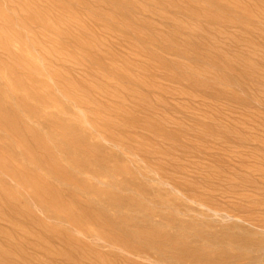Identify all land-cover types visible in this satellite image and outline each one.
Masks as SVG:
<instances>
[{
	"label": "rangeland",
	"instance_id": "rangeland-1",
	"mask_svg": "<svg viewBox=\"0 0 264 264\" xmlns=\"http://www.w3.org/2000/svg\"><path fill=\"white\" fill-rule=\"evenodd\" d=\"M4 2H5V6H6V8H8V9H16V10H19V9H17V8H20V7H22V5H24L27 1L30 3V4H33V6H35V7H37V8H39V9H41V13H42V15L41 16H44V18L46 17L47 18V20L48 21H45L46 23H38L40 26H38V27H36V25H35V27L34 26H30V28L28 27V28H22L24 31L26 30L27 32H24L22 29H20V28H17L18 26H14V27H5V26H2V20H1V18L2 17H0V89H1V87H2V90L4 91V92H1L0 93V100H1V103H0V109L2 110V111H0V122L2 121V123H0V135H1V137L0 138H3L2 137V135L4 136V138H5V136H6V139H2L3 141H5L6 143L4 144L3 143V141H1V139H0V162H2L1 163V165H0V182L2 183H0V191L2 192H0V194H3V193H7L6 195L5 194H3L4 196H6V197H3V195H0V199H2L1 201L3 202H0V229H1V231L2 232H0V239H2V238H7V239H9V240H4V239H2V240H0L1 242H0V259L2 260V262H1V260H0V264H73V262H74V264H109L108 262H110L111 264H156V256H155V254L154 255H152V252H151V255L149 254V252H150V250H147L146 249V247H140V246H143V244H141V245H137L136 247L134 246V249H132V248H129V246H128V248L127 249H129L130 250V252L131 251H135V253L136 252H138V249L140 248V250H139V253H136V255L135 254H132L133 256H134V258H132L131 257V255H130V252H128L127 253V250H126V247L127 246H124V245H122V244H120V243H118L119 245H117V244H115V246H118L117 248V250H116V248L113 246V247H111L112 246V244L111 243H113L112 241H111V239H115V236H113L114 234H115V232H116V238H117V235L119 236V238H117V241H121V240H123L122 238H126L125 239V241H128L129 242V239L130 238H128L126 235H124V234H121V230H120V233L119 232H117V230L119 229V228H116V230L115 229H113V228H111V227H109L108 228V230H107V228H102V226L100 227V226H98L99 225V222H100V220H96V221H93L94 219H96L95 217H96V215L95 214H97V213H101V210L103 209L104 211H106V210H109V209H111V208H108L107 209V207L105 208V206L104 205H98L97 207L96 206H93L94 208H93V212H97V213H93L91 210H92V206L90 207L91 208V210H90V208L88 209V204L86 205V203H85V206L87 207V208H84V200L85 199H83L82 197H81V195L82 194H86L87 196H88V194H89V196H91L90 198H93L92 200H94V201H102L101 199H103L104 197V195L103 194H101L102 193V191L103 192H105V193H107V191H111L112 193H114V194H118V195H122V196H134V197H137V198H142V200L144 199V197L142 196V195H144L145 196V203H147V208L148 209H152V212L153 211H155L156 213L155 214H157L158 213V217H160V215L162 214V217H166L165 215H167L168 217H171L172 218V216H173V218H176V219H179V220H181V219H183V220H185V221H187V220H190V218L192 219V218H194V216L193 215H195L196 214V212L194 213V211L193 210H197V208H198V206L196 205V204H190V203H188V202H185L183 199H182V197H189V198H191V199H195L197 202H200V203H203V204H205V205H213L212 203H211V201H212V197L215 199V200H217L219 203H222L221 205H222V207L223 208H227V209H231L230 211H231V213H233V212H236V213H233V214H235V216H237V217H239V216H241V217H239V218H241V220L242 221H244V222H246L245 220H250V219H252V220H250L251 222H254L253 221V219H257V218H262V219H264V217H261V216H264V215H262V214H264V212H262V211H264V185H262V184H260L261 182H264V179H262V178H264V177H260V174L259 175H255V177H257V176H259V177H257V178H259V179H256V178H254V174L253 173H255L254 172V170H257V169H259V170H261L262 169V167H264V146H261V143H262V145H264V141H260V142H258L259 140H262V139H264V137H261V136H264V134H259V133H264V127H262L261 125V127L259 126V125H257V124H260V122H262V123H264V120H262V119H264V117H262V116H264V102H261L262 100H264V97H262L261 95H264V92H262V91H264V90H261L262 88L261 87H264V86H262V85H264V83H262V82H264V80H262V78H264V76H262V75H264V74H262V72H264V71H261V70H264V69H262V68H264V65H262V64H264V62H262L261 60H260V57H259V55L261 56V55H264V50H261L260 51V49H264V47H262V46H264V44H262V42L261 41H264V39H262V40H260L261 38H264V33H260V31L262 30V32H264V28H262V27H264V26H262V25H264V23H262V22H264V21H261L260 19L261 18H264V15H261L260 16V14H264V11H262V10H264V9H262V8H264V4H262V3H260L261 1H259V0H251V1H253L252 3H251V1L250 0H245V1H249L248 3H246L245 1H243V0H237V2H235L236 0H234V2H232L233 0H218V1H216V0H213V1H215V2H211V0H204V2L202 1V0H184V2H183V5H186V6H183L184 8L182 9V1H181V5H178L177 6V4H180V2H179V0H178V2L179 3H177V0H173L174 1V3L176 2L177 4L175 5V6H177V7H180L179 9L181 10L180 12H179V10H175V8H174V10H172L173 8L171 7H169V9H168V7L167 6H165V4H166V2H170L169 0H167L166 2H165V0L163 1H160V3H162V5L161 6H163V7H165L166 9H164L163 7H159L158 9L161 11L162 10V12L165 14V15H167L168 14V12H167V10L169 11V17H171V15L173 14L172 12L174 11V14H175V16L176 15H178V18L176 17V20H174L175 19V16H174V18L173 17H171L170 18V20H171V22H170V20L168 19L169 17H168V15L166 16V20H165V18H164V21H166V22H163L162 21V19H161V22H160V20L158 19V17H157V15H153L152 16V14H147V12H145V13H142L139 9H135V10H128V12H127V10L126 9H124V8H120V9H123V11L122 10H120V12H118L119 10H118V6H116V5H114L113 4V2H112V0H14V1H16V2H14V1H12L13 3L11 4L10 3V0H7V1H9V2H7L6 0H3ZM45 1V2H44ZM49 1H50V3H49ZM57 1V2H56ZM80 3H79V2ZM91 1V2H90ZM135 1H137V2H139V3H137L138 4V6L139 5H141V6H149V7H147V8H149L150 9V7H152L151 9H150V12L151 11H153L154 9H156L157 10V7H158V5H160V3H158V4H155V7H154V3H156V2H153L152 3V1H150L149 3L148 2H144L143 0H135ZM154 1H156V0H154ZM159 1V0H158ZM172 1V0H171ZM173 1L171 2L172 4H174L173 3ZM209 1V2H208ZM219 1H220V3H219ZM229 1V3H227ZM240 1V2H239ZM60 2V3H59ZM165 2V3H164ZM193 2V3H192ZM196 2V3H195ZM201 4H200V3ZM216 2H217V5H218V3H219V6L221 5V2L225 5V6H222V10H223V12H222V10H220V8H219V10L220 11H218V7L219 6H217V5H215L216 4ZM239 2V3H238ZM242 2V3H241ZM245 2V3H244ZM256 2H259V3H256ZM262 2H264V1H262ZM49 3V4H48ZM57 3V4H56ZM107 3V4H106ZM164 3V4H163ZM170 3V4H171ZM188 3V4H187ZM211 3H215L214 4V6H212V4ZM255 5V7L256 8H254V7H252V5ZM52 4V5H51ZM104 4H106V5H104ZM152 4H153V6H152ZM169 3H167L166 5H168ZM209 4V5H208ZM231 4H235L234 6L233 5H231ZM239 4V5H238ZM241 4H243V5H245V6H243V8L245 7V9L246 8H248V6H249V9L250 8H253V9H250V10H248V9H246V10H248V12L250 13V12H252L251 10H253V11H255L256 9H258L257 11H255L254 12V14L252 13V15L250 14V17H248V18H246V17H242L243 16V13H242V11L240 10L239 11V7L240 8H242L241 6ZM257 4H260V5H257ZM10 5V6H9ZM50 5V6H49ZM157 5V6H156ZM188 5H190V6H188ZM201 5H203V6H206L205 7V9H204V7L203 6H201ZM251 5V6H250ZM0 6L2 7V6H4V3L2 2V0H0ZM45 6V7H44ZM49 6V7H48ZM93 6V7H92ZM102 6V7H101ZM114 6V7H113ZM198 6H201V7H198ZM237 7L236 9H234V7ZM262 6V7H261ZM154 7V8H153ZM212 7V8H211ZM223 7H225V10H226V12H230L231 10V14L229 13V14H227L226 12H225V10L223 9ZM116 10H115V9ZM162 8V9H161ZM200 8V9H199ZM204 9V11H203V9ZM208 8H209V10L210 9H213V11H209L208 10ZM8 9L5 11V9H3L2 11L4 12V14L3 15H1V16H6V14L8 15L9 14V12H8ZM47 9V10H46ZM75 9V10H74ZM262 9V10H261ZM103 10V11H102ZM105 10V11H104ZM115 10V11H114ZM164 10V11H163ZM166 10V11H165ZM199 10V11H198ZM201 10H202V12L203 13H201ZM216 10V11H215ZM237 12H235V11ZM125 11V12H124ZM132 11H133V15L131 14L132 13ZM172 11V12H171ZM207 11H209L208 13H204V12H207ZM216 13H215V12ZM8 12V13H7ZM68 13V15H67V13ZM135 12V13H134ZM139 12H141V13H139ZM211 12V13H210ZM217 12H219V14L221 15V14H224V16L223 15H221L222 17H219L218 15V13ZM225 12V13H224ZM260 12V13H259ZM56 13V14H55ZM83 13V14H82ZM138 13V14H137ZM167 13V14H166ZM172 13V14H171ZM200 13H201V15H203V14H206V15H203L202 16V18H201V15H200ZM240 13H242V14H240ZM257 15H259V16H257ZM259 13V14H258ZM52 15V17H51V15ZM112 14L114 15V16H112ZM128 14V15H127ZM134 14H135V16H134ZM190 14V15H189ZM195 16H194V15ZM207 14H208V16H209V18H207ZM211 14H212V17L213 16H216V17H213V18H216L215 20H213V19H211L212 17H210L211 16ZM237 14H240V15H236ZM58 15V16H57ZM67 15V16H66ZM92 15H94V17L92 16ZM127 15V16H126ZM149 16V18H150V23H151V25H153V26H142V28H140L141 27V25H140V23L138 24V22L140 21V19L139 20H137L139 17L141 18V16H142V18H141V20L143 19V17L144 18H146L147 16ZM151 15V16H150ZM193 15V16H192ZM255 15V16H254ZM23 16H25L26 17V15H25V13H23V14H21L20 16H18V20H17V22H20V21H22L21 19H22V17ZM137 16V17H136ZM182 16V17H181ZM228 16V17H227ZM244 16H246V15H244ZM253 16V17H252ZM64 17V18H63ZM133 17H135V18H137V19H134ZM184 17H186V18H184ZM255 17H256V20H254L255 19ZM258 17H260V18H258ZM88 18H90V19H88ZM148 17H147V19H149ZM153 18V19H152ZM160 18V17H159ZM195 18H197V19H195ZM206 20H205V19ZM222 18H224V19H222ZM230 18V19H229ZM252 20V22H254L255 24L253 25V23H250L251 22V20ZM252 18H254V19H252ZM67 19V20H66ZM121 19V20H120ZM146 19V20H147ZM156 19H158V20H156ZM190 21L191 20V22H189L188 20ZM220 20L221 21V23H223L224 24V22H222L223 20L224 21H226V22H228V20H225V19H229V22H231V21H233V20H231V19H234L235 20V23L233 22V24H230L229 23V25H226V24H224V25H226L225 27H224V25L223 24H221L219 21L217 22V20ZM244 19V20H243ZM249 19V20H248ZM51 22H50V21ZM72 20H75V21H78V24L79 25H71L70 23L72 22ZM116 20V21H115ZM143 20H145V19H143ZM154 22V20H156L155 22L158 24L157 26L159 27V24H164V23H166L165 24V26L164 27H166V25L167 26H169V28L168 29H165L164 27H162V26H160V28L162 27V28H164V29H162V31L164 30V31H167V32H162L161 33V31H158V34H159V36L160 37H163L161 40H160V37L159 36H157V34L156 35H154V32L153 31H155V32H157V30H161L160 28H158V27H156L154 24H153V22ZM169 20V21H168ZM179 20V22L180 23H183V21H184V23L183 24H185V27L182 29V28H179L176 24H175V22H177ZM185 20H187V21H185ZM195 20V21H194ZM208 20H210V22L208 21ZM262 20H264V19H262ZM114 21V22H113ZM135 21H137L136 23H137V25H135L136 23H135ZM172 21H173V25H171L172 24ZM182 21V22H181ZM195 23V25H194V23ZM248 21H250V22H248ZM258 21H260V23L258 22ZM16 22V21H15ZM113 22V23H112ZM134 24H133V23ZM197 22V23H196ZM198 22H201V23H204V25L203 24H200L199 23V25H198ZM237 22V23H236ZM170 23V24H169ZM239 23V24H238ZM262 23V24H261ZM16 24V23H15ZM53 24V25H52ZM191 24H193V26L192 27H190V25ZM206 24L208 25V26H206ZM213 25V26H211V25ZM238 24V25H237ZM244 24H247V25H244ZM257 24V25H256ZM259 24V25H258ZM110 25V26H109ZM114 25V26H113ZM171 25V26H170ZM217 25H218V27L220 28L221 27V29H219L218 30V28H217V30L221 33V35H220V33L218 32V31H216V29H214V28H216L217 27ZM233 25V26H232ZM260 25H261V27H260ZM79 26V27H78ZM82 26L84 27V28H82ZM173 26H175V28H174V30L173 31H175L176 30V28H178L176 31H177V34H175V32L173 33V31H171L172 30V28H173ZM199 26V27H198ZM206 26V27H205ZM210 26V27H209ZM214 26H216V27H214ZM229 26V27H228ZM232 26V27H231ZM244 26V27H243ZM245 26H246V28H245ZM250 26V27H249ZM255 26V27H254ZM259 28H257V27ZM107 27V28H106ZM188 27V28H187ZM194 27H196V28H194ZM200 29V30H204V27H205V30L206 31H204L203 32V30L202 31H200L198 28ZM201 27V28H200ZM212 27V28H211ZM227 27V28H226ZM102 28V29H101ZM150 28H152V29H150ZM154 28H155V30H154ZM156 28H158L157 30H156ZM167 28V27H166ZM193 28V29H192ZM226 29V31H228V32H230V33H228V34H226V35H228V36H230L229 34H231V36L233 37V34H234V36L235 37H242V36H239V35H243L244 36V39H246L245 37L247 36L246 34H251V35H248V37H247V39L246 40H248V39H251V40H249V42H250V46L252 47H250L249 46V48L247 47L246 48V46L247 45H245V44H242V45H244L243 46V48L242 47H240L239 48V46L237 45L238 43L236 42V41H233L232 43H235L236 42V44H231V43H229V45L227 44L228 42H226V44L225 45H223L224 43H221V41L223 42L224 41V39H221V38H224V35H225V33H227V32H225L224 30H222V29ZM231 28H232V30H231ZM260 28H261V30H260ZM31 29V30H30ZM35 29V30H34ZM110 29V30H109ZM129 29V30H128ZM145 29H146V31H145ZM182 29V30H181ZM191 29V30H190ZM211 29H213V32H212V30ZM228 29V30H227ZM230 29V30H229ZM235 29H237V30H235ZM255 31H254V30ZM1 30H2V32H1ZM97 30H99V31H97ZM131 30V31H130ZM249 30V31H248ZM30 33H29V32ZM45 31V32H44ZM127 31V32H126ZM132 31H134V32H132ZM142 31V32H141ZM179 31V32H178ZM215 31H216V34H215ZM222 31V32H221ZM234 31H235V33H234ZM236 31H237V33H236ZM240 31H242V32H240ZM145 32V33H144ZM148 32H149V34H148ZM168 32H170V33H168ZM173 34H175V35H173ZM197 34H196V33ZM207 32V33H206ZM210 34H209V33ZM232 32V33H231ZM245 32V33H244ZM256 32H258V33H256ZM24 33H26V34H29L28 36H25V34ZM122 33V35H117V34H121ZM133 33H135V34H133ZM161 33V34H160ZM167 35H166V34ZM180 33H182L183 34V36H184V38H183V36L180 34ZM192 33V34H191ZM203 33V34H202ZM204 33H206V34H204ZM213 33V34H212ZM218 33V34H217ZM222 33H224V34H222ZM253 33H256L259 37L257 38V35L256 34H254L255 35V37L258 39V41L260 40V42H261V45H260V42H258L257 40H256V38H253L254 37V35H253ZM260 33V34H259ZM33 36H32V35ZM111 34H112V36H111ZM125 34H128V35H125ZM153 34V38L154 39H152L151 38V35ZM163 34H164V36H163ZM179 34V35H178ZM186 36H185V35ZM202 36V38L199 36ZM207 34H209L210 35V39H212V41H210V40H207V39H209V38H207ZM165 35L167 36V37H165ZM168 35H171V36H168ZM192 35V36H191ZM203 35H205V37H203ZM214 35H218V37H220V38H217L216 36H214ZM253 35V36H252ZM95 36V37H94ZM116 36H117V38H116ZM127 36V37H126ZM139 36V37H138ZM157 36V37H156ZM182 38H181V37ZM223 36V37H222ZM250 36H251V38H250ZM27 37H29V38H27ZM134 38L132 41H131V39L130 38ZM188 37V38H187ZM191 37H193V38H191ZM200 37V38H199ZM215 37V38H214ZM32 38V39H31ZM110 38V39H109ZM140 38H142V41H139V39ZM165 38V39H164ZM173 39V40H168V39ZM176 38V39H175ZM204 38L206 39V40H204ZM216 38H217V40H216ZM253 38V39H252ZM27 39H29V40H27ZM112 39V40H111ZM143 39L146 41V40H148L149 42H145V41H143ZM189 39V40H188ZM191 39H192V41H191ZM221 39V40H220ZM100 40V41H99ZM115 40V41H114ZM141 40V39H140ZM164 40V41H163ZM178 40V41H177ZM187 41V42H189V41H191L192 43H196V44H193L192 45V43L191 42H189V44H187V42H185V41ZM197 42H196V41ZM201 40V41H200ZM203 40L204 41H206L205 43L203 42ZM216 40V41H215ZM99 41V42H98ZM117 41V42H116ZM131 41V42H130ZM150 41H151V43H150ZM170 41H174L173 43L172 42H170ZM182 41V42H181ZM212 42V44L210 43V42ZM257 41V42H256ZM16 44H15V43ZM33 42V43H32ZM53 42V43H52ZM56 42V43H55ZM125 42V43H124ZM139 42H141V43H144L145 42V44L147 43V45H145V44H141V43H139ZM166 42H168V43H166ZM186 44H185V43ZM203 42V43H202ZM207 42L209 43V44H207ZM216 42H217V47L219 46V44H220V46L219 47H221V48H223V50L225 49L226 50V48L227 47H225L226 45L227 46H229L228 48H227V50H229L228 52L227 51H222L221 50V48L219 49V47H218V49H216L217 50V52H215L216 50H214L215 49V47L216 46H214L213 44H215L216 45ZM220 42V43H219ZM254 44H253V43ZM108 44V45H106V44ZM159 43V44H158ZM181 43V45H179ZM5 44H7L8 45V47H10V48H12V50L13 51H15V54H18L16 57H14V58H12V59H6L5 57H4V46H5ZM27 44V45H26ZM55 44L57 45V47L55 46ZM94 44V45H93ZM136 44H141L142 45V47H138ZM148 44H150V45H148ZM174 44H175V46L177 47H175L174 46ZM177 44V45H176ZM205 44H207V45H205ZM222 44V45H221ZM4 45V46H3ZM12 45H14V46H12ZM19 46V47H21V49H19V47H17V46ZM54 45V46H53ZM111 45V46H110ZM113 45V46H112ZM136 45V46H135ZM167 45V46H166ZM178 45H179V47H178ZM182 45H183V47H182ZM191 45V46H190ZM195 45H197V46H195ZM209 45V46H208ZM213 46L212 48L213 49H211V48H209V47H211V46ZM232 45V46H231ZM235 46V48H233L232 50H231V48L232 47H234ZM236 45L238 46V48L236 47ZM241 45V44H240ZM33 46V47H32ZM106 46V47H105ZM108 46V47H107ZM144 46V47H143ZM167 47L166 48V50H165V48L164 47ZM180 46L182 47V48H185L184 50H182V48L180 49ZM193 46H195V47H197V49L196 48H193ZM201 46V47H200ZM207 46V47H206ZM225 48H224V47ZM31 47V48H30ZM97 47V48H96ZM105 47V48H104ZM118 47H120V48H118ZM163 47V48H162ZM186 47H187V51H186ZM260 49H259V48ZM262 47V48H261ZM14 48H15V50H14ZM25 48H27V49H25ZM34 48V49H33ZM59 48V49H58ZM107 48H110L112 51H110L109 49L107 50ZM116 48H118V49H120V50H118V49H116ZM153 48V49H152ZM170 48V49H169ZM190 48H191V50L192 49H195V52L196 53H193V55H192V53H190L191 51H190ZM255 48H257V49H255L256 51H257V53H254V52H256L254 49ZM149 49V50H148ZM189 49V50H188ZM202 49V50H201ZM237 51L238 49H242L243 51L244 50H246L245 52H244V56H242V54L243 53H241V51H237L238 52V57H242L244 60H248L247 62H245L244 63V65L243 66H245V67H241L240 65H237L234 61H235V57H237V54L235 55V53H237L235 50ZM247 49L249 50L248 52H247ZM22 52H21V51ZM97 50H101V53L100 52H97ZM174 50V51H173ZM200 50L202 53H204L205 52V50H206V52L204 53V55H202L201 54V52L199 53L198 51ZM231 50V51H230ZM252 52H251V51ZM34 51V52H33ZM110 51V52H109ZM127 51V52H126ZM137 51V52H136ZM159 51V52H158ZM170 51V52H169ZM214 53H213V52ZM242 51V52H243ZM258 51H260V53L258 52ZM24 52V53H23ZM31 53L30 54V56H29V54L28 53ZM129 52V53H128ZM168 52V53H167ZM186 52V53H185ZM188 52V53H187ZM194 52V51H193ZM239 52L241 53V55L239 54ZM252 54H251V53ZM28 55H27V54ZM54 53V54H53ZM126 53V54H125ZM174 53V54H173ZM190 53V54H189ZM206 53H209V55H214V56H212V57H214V58H211V60L208 58V56H207V54ZM218 55H216V54ZM219 53V54H218ZM225 56V57H227V59L229 58V60H231V61H228V60H226V63L224 64V65H227V66H223L222 64V62H225L222 58H221V55L222 54ZM227 53H229V54H227ZM230 53H231V55H230ZM234 53V54H233ZM248 53V54H247ZM195 54L196 55H198L197 57L195 56ZM202 55V57H203V59H202V57H201V55ZM227 54V55H226ZM232 54L235 56H233V57H231L232 56ZM250 54H251V56H250ZM27 55V56H26ZM42 55V56H41ZM111 55V56H110ZM193 57H192V56ZM229 55H230V57H229ZM249 55V56H248ZM166 56V57H165ZM253 56H255V57H253ZM32 57V58H31ZM112 57V58H111ZM136 57V58H135ZM139 57V58H138ZM177 57V58H176ZM196 57V58H195ZM198 57H200L199 59H198ZM217 57H218V59H217ZM256 57H257V59H256ZM38 58H39V60L41 59V62H42V64L39 62V60H38ZM47 58V59H46ZM160 58V59H159ZM222 59V62H220V60ZM252 58H255V59H252ZM1 59H3V60H1ZM35 59H37V60H35ZM119 60L118 61V63H117V60ZM138 59V60H137ZM179 59H181V60H179ZM220 62V63H218L217 62V60ZM233 59V60H232ZM47 60V61H46ZM127 60V61H126ZM163 60V61H162ZM209 60L211 61V62H213L212 64H211V62H209ZM214 60V61H213ZM255 60V61H254ZM76 61V62H75ZM116 61V62H115ZM171 61V62H170ZM251 62V63H248V62ZM40 63L41 65H42V67H38L37 65H38V63ZM128 62V63H127ZM136 62V63H135ZM203 62H205L206 64H203ZM231 62L233 63V66H232V64H231ZM256 62V63H255ZM70 63V64H69ZM117 63V64H116ZM200 63L201 64H203L202 65V67L200 66ZM209 63V64H208ZM219 65H218V64ZM222 63V64H221ZM230 63V64H229ZM246 63H248V65L249 64H253L254 65V70L252 71V73L254 72L255 74H253L254 75V77L256 78V79H254V77H253V79L252 80H250L251 78H252V74H250V72H248V69H247V67L246 66H248ZM262 63V64H261ZM8 64V65H7ZM121 64V65H120ZM145 64V65H144ZM192 66H191V65ZM220 64L222 65V67L220 66ZM259 64H261V65H259ZM4 65V66H3ZM53 65H55V66H53ZM185 65V66H184ZM209 65V66H208ZM211 65H213L212 67H211ZM214 65H215V67H214ZM229 65H230V67H233V68H231V70H233V71H230L229 70V72H231V74H229V72H228V68H230L229 67ZM235 65V66H234ZM135 66V67H134ZM188 66H191V67H189V68H191L192 69V67L194 68V69H192V70H194V72H192L191 73V69H189L188 68ZM196 66H199V67H197L196 68ZM218 66H220V67H218ZM240 66V67H239ZM261 66H262V68H261ZM74 67V68H73ZM128 67V68H127ZM139 67V68H138ZM206 67V68H205ZM209 67L211 68V70H209ZM224 67H225V69H224ZM228 67V68H227ZM235 67V68H234ZM237 67H239V68H237ZM258 67V68H257ZM260 67V68H259ZM42 68L44 69L43 71H42ZM81 68V69H80ZM184 68V69H183ZM196 68V69H195ZM202 68V69H201ZM220 68H222V69H224V70H227V72L226 71H224L223 72V70L222 69H220ZM242 68V69H241ZM139 69V70H138ZM142 69V72L140 71ZM188 69V70H187ZM212 69H214V71L212 70ZM237 69V70H236ZM244 69H246V70H244ZM16 70V71H15ZM87 70V71H86ZM137 70V71H136ZM190 70V71H189ZM203 72H202V71ZM222 70V71H221ZM239 70V72H240V74L241 75H237L236 73H238L239 74V72H237ZM78 71V72H77ZM144 71V72H143ZM154 73H153V72ZM200 71V72H199ZM218 71H221V73H218L217 75L215 74V73H217ZM242 71V72H241ZM63 72V73H62ZM146 72V73H145ZM152 72V73H151ZM160 72H162V73H160ZM225 72H226V74H229L228 76L226 75V78H225V80H223L224 78H222L221 80H217L216 78H219V77H221L220 76V74H224L225 75ZM234 72V73H233ZM259 74H258V73ZM18 73V74H17ZM191 73V74H190ZM194 73H196V74H194ZM202 73V74H201ZM212 73V74H211ZM257 73V74H256ZM49 75V77H50V79L48 78V76L47 75ZM139 74V75H138ZM152 74V75H151ZM154 74H156V76L154 75ZM199 74L202 76V75H204V76H199ZM213 74H215V76H216V78H214V75ZM222 74V75H223ZM233 74H235L234 76H233ZM243 74V75H242ZM250 74V75H249ZM76 75H79L78 77L76 76ZM85 75H87V76H85ZM138 75V76H137ZM158 75V76H157ZM193 75V76H192ZM210 75H211V78L214 80H212V79H210ZM213 75V76H212ZM247 75H249V76H247ZM256 75V76H255ZM260 75H261V78H259L260 77ZM47 76V77H46ZM77 78H76V77ZM144 76V77H143ZM161 76V77H160ZM192 78H191V77ZM197 76H198V78L199 79H201V83H197ZM230 76H232V77H230ZM237 76V77H236ZM247 77V78H250V76H251V78L250 79H246V81L244 80V78L243 77ZM257 76H259V77H257ZM31 77V78H30ZM38 77V78H37ZM81 77V78H80ZM121 79H120V78ZM225 77V76H224ZM235 77V78H234ZM240 77H241V79H240ZM245 77V78H246ZM46 78H48V79H46ZM83 78V79H82ZM112 78V79H111ZM190 78H191V80H190ZM194 78V79H193ZM207 78H209L211 81L210 82H212L211 84H210V82H209V80L207 79ZM229 78H233L234 79V81L236 80V78H238L239 80H237V81H235V83H233V79H230V81H227V80H229ZM27 79V80H26ZM121 81H120V80ZM145 79V80H144ZM169 79V80H168ZM196 79V80H195ZM257 79H260V80H262V81H260V80H257ZM31 80H36V82L38 83V81L40 82V84L43 86H41V85H37V84H33V81H31ZM51 80H52V84H51ZM83 80V81H82ZM223 80V81H222ZM242 80L245 82L244 83V85H243V83H242ZM247 80H249L248 82L249 83H247ZM50 81V82H49ZM149 81H151V83L149 82ZM163 81V82H162ZM217 81V82H216ZM222 82V84H219L218 82ZM232 81V89H231V86L230 85H228V82H231ZM239 81H241V82H239ZM26 83V84H24V83ZM45 82V83H44ZM47 82V83H46ZM95 82V83H94ZM118 82V83H117ZM148 82V83H147ZM153 82V83H152ZM167 82V83H166ZM209 82V84H207ZM215 82H216V84H215ZM220 82V83H221ZM224 82H225V84H224ZM236 82H237V85H236ZM260 83V85L258 84V83ZM21 83H23V84H21ZM30 83V84H29ZM32 83V84H31ZM34 83H35V81H34ZM44 83V84H43ZM55 83V84H54ZM252 83V84H251ZM253 83L254 84H256V85H258V87H256L255 85H253ZM28 84V85H27ZM46 84V85H45ZM84 84V85H83ZM121 84H122V86H121ZM141 84V85H140ZM143 84V85H142ZM147 84V85H146ZM148 84H150V87H148ZM151 84L153 85V86H151ZM212 84H214V85H212ZM234 84V85H233ZM248 85V84H251L252 86H254L252 89L254 90V88H255V91H256V89H258L259 88V90H257L256 92V94H255V91H253L251 88H250V90H249V87H251L250 85H249V87L247 86L246 87V85ZM44 85H45V87H44ZM81 85V86H80ZM99 85V86H98ZM106 85V86H105ZM140 85V86H139ZM202 85H207V86H205V87H207L206 88V90L207 91H205L204 89H205V87L203 88V90H204V92H203V90H202ZM226 85H228L227 86V88H226ZM241 87H240V86ZM23 86V87H22ZM28 87V89H27V87ZM37 86V87H36ZM61 88H60V87ZM104 86V87H103ZM108 86V87H107ZM210 86V87H209ZM219 86V87H218ZM236 86H238L237 87V90L238 89H242L243 88V86H244V88L241 90V91H243L242 93H240L241 91H237L236 90ZM261 86V87H260ZM24 87H25V92L23 91V89H24ZM40 88V90H38L39 88ZM123 87V88H122ZM200 87V88H199ZM215 87V88H214ZM240 87V88H239ZM246 87V88H245ZM23 88V89H22ZM36 88V89H35ZM43 88V89H42ZM45 88V89H44ZM48 88L50 89V91L51 92H49V90H48ZM118 88V89H117ZM160 88V89H159ZM218 88V89H217ZM229 88V89H228ZM235 88V89H234ZM31 89H32V91H34L35 93V99H34V94L32 95V91H31ZM41 89H42V91H43V93L41 92ZM198 89V90H197ZM199 89H200V91H199ZM215 89L219 94H216V91H215V93H212V95H211V92H214L213 90ZM246 89H248V90H246ZM29 90H30V93L29 94H27L28 92H29ZM46 90V91H45ZM98 90V91H97ZM105 90V91H104ZM141 90V91H140ZM179 90V91H178ZM219 90V91H218ZM40 91V92H39ZM48 91V92H47ZM60 94H58L57 92ZM103 91L104 93H101V92ZM142 91L144 92V93H142ZM151 91V92H150ZM189 91H191V92H189ZM249 91V92H248ZM258 91H260V92H262V94L260 95L261 97H262V100H261V97H260V99H259V94H260V92H258ZM24 92V93H23ZM32 92V93H31ZM110 92V93H109ZM146 92V93H145ZM194 92V93H193ZM196 92V93H195ZM206 92V93H205ZM210 92V93H209ZM221 92H224V94L223 93H221ZM227 92H228V95H230V93L229 92H231V94L233 95V93H235L236 92V94H234L233 96L232 95H230V96H227L226 94H227ZM239 92V93H238ZM252 93L253 95H255V98L257 99H255L254 98V96L250 93L249 95L248 94H245V93ZM40 93V94H39ZM47 93H49V95H50V93H51V96H48L47 95ZM95 93V94H94ZM113 93H114V95H113ZM122 93V94H121ZM136 93V94H135ZM203 93H205V95L203 94ZM30 94L32 95V96H30ZM38 94V95H37ZM42 94H44V95H42ZM46 94V95H45ZM105 94V95H104ZM156 94H158V97H157V95ZM162 96H161V95ZM165 94V95H164ZM191 94V95H190ZM193 94H194V96L196 97H193ZM202 94H203V96H202ZM207 94V95H206ZM215 96H214V95ZM238 94V96H236V98H232V97H235V95H237ZM242 94L244 95V98H245V100L244 101H242V98H243V96H242ZM42 95V96H41ZM54 95H56V97L54 96ZM96 95V96H95ZM117 95H119L120 96V99H119V97L118 98H116V96ZM208 95L210 96L209 98H208ZM218 95H220V96H218ZM227 96V97H229V98H227V97H224V96ZM239 95H241V97L242 98H240L239 97ZM247 95V96H246ZM253 96L252 98L251 97H248V96ZM57 96L59 97V99L57 98ZM126 96H128V98L126 97ZM133 96V97H132ZM155 96V97H154ZM159 96H160V98H159ZM213 96V97H212ZM218 96V100L216 99V97ZM221 96H223L222 98H221ZM31 97V98H30ZM33 97V98H32ZM51 97V98H50ZM53 97V98H52ZM82 97V98H81ZM126 97V98H125ZM144 97V98H143ZM203 97V98H202ZM219 97H220V99H219ZM239 97V98H238ZM37 98V99H36ZM49 98V99H48ZM125 98V99H124ZM164 98V99H163ZM188 98V99H187ZM198 98V99H197ZM207 98V99H206ZM225 98L226 99H228V100H225ZM232 98V99H231ZM238 98V99H237ZM51 99V100H50ZM65 99V100H64ZM129 99V100H128ZM141 99V100H140ZM205 99V100H204ZM236 99V100H235ZM258 99L260 100L259 102H260V104L262 103V105H260L259 104V102H257L258 101ZM81 100V101H80ZM85 100V101H84ZM107 100L109 101V102H107ZM136 100H137V102H136ZM144 100V101H143ZM225 100V101H224ZM239 100H241V101H239ZM114 101L116 102L115 104H114ZM122 101V102H121ZM188 101V102H187ZM194 101H195V103H194ZM199 101L201 102V103H199ZM205 101V102H204ZM207 101H209V102H207ZM213 101H214V103L216 104L217 102V104H216V106H214L215 107V109L213 108V105H215L214 103H213ZM226 102V101H228L227 103H229V101H230V103H232L233 104V106L231 107V106H229L228 105V109L229 108H233L234 106L236 107V106H238L239 105V107H242V105H244V107H245V105H246V107H245V109L244 110H246V108H248V110L247 111H245V112H243L242 110V108H244V107H242V108H239V107H237V108H239L238 110H237V108H233L234 110L232 111L233 113H231V110L232 109H229V110H227L226 108H227V103H225V105L226 106H223L224 104L222 103V102ZM233 101H236V102H233ZM237 101H239L240 103H238ZM255 101V102H254ZM54 102V103H53ZM60 102V103H59ZM62 102H64V103H62ZM74 103V105H73V103ZM111 102H113V103H111ZM120 102V103H119ZM131 102V103H130ZM136 102V103H135ZM253 102V103H252ZM62 103V104H61ZM67 103V104H66ZM110 103V104H109ZM123 103V104H122ZM130 103V104H129ZM135 103V104H134ZM147 103V104H146ZM164 103H168V104H165V105H163ZM177 104V106H176V104ZM187 105H186V104ZM189 103H190V105H189ZM199 103V104H198ZM212 103H213V105H212ZM234 103H237L236 105L234 104ZM242 103V104H241ZM18 104H20V105H18ZM108 104V105H107ZM119 104L121 105V107H123V106H127L128 108H132V109H128L126 106L124 107V109H122L120 106H119ZM138 104V105H137ZM197 104H198V107H197ZM207 104V105H206ZM209 104H211L210 106H209ZM223 104V105H222ZM30 105H32V106H30ZM65 105V106H64ZM69 105V106H68ZM113 105V106H112ZM116 105H117V108H116ZM133 105V106H132ZM223 106L222 108H224V107H226L224 110L223 109H221V107H219L218 108V106ZM241 105V106H240ZM7 106V107H6ZM76 106L78 107V109L76 108ZM110 106H112V108L113 107H115V108H111ZM135 106H139L138 108L137 107H135ZM172 106V107H171ZM174 106H175V109L173 110L172 108H174ZM195 106V107H194ZM70 107V108H69ZM144 107V108H143ZM171 108V110H170V108ZM206 107V108H205ZM208 107V108H207ZM8 108H9V111H8ZM41 108H42V110H41ZM110 108V109H109ZM129 110V112H128V114H127V109ZM134 108V109H133ZM136 108V109H135ZM142 108V109H141ZM180 108V109H179ZM210 108V109H209ZM212 108V109H211ZM252 109V112L254 111L255 113L258 111V110H260V111H258L256 114H254V112L252 113V115H253V117H254V120L255 121H250V118H248V117H250V115H247V113H249V110L250 109ZM261 108V109H260ZM10 109H12V110H14V112L15 113H9V112H11V110ZM24 109V110H23ZM38 110V112L39 111H43L42 113L41 112H39V113H41V114H37L38 112H37V110ZM82 110L81 111V113L83 114L82 116L83 117H80V112L78 111V110ZM115 109H117V111L115 110ZM121 111H119V110ZM139 109V110H138ZM195 109V110H194ZM203 109H205V110H203ZM217 109H219L218 110V112L219 111H221V112H219V113H217L218 115H215V116H217V117H215L214 116V114H216L215 112H217ZM241 109V110H240ZM254 109V110H253ZM74 112L73 114L71 113L72 111ZM124 110H126V111H124ZM145 110V111H144ZM164 110V111H163ZM189 111L188 113H186L187 111ZM193 110V112H191ZM211 110V111H210ZM45 111V112H44ZM46 111H48V112H50V115L52 116V118H51V116H48L49 115V113L48 112H46ZM55 113H54V112ZM70 111V112H69ZM77 111H78V113H77ZM115 111V112H114ZM146 111H148V112H146ZM166 111V112H165ZM176 111V112H175ZM198 112V113H196V112ZM230 112L231 113V115H230V113L228 114V113H226L227 114V116H228V118H231V120L232 119H234L235 117V120H232V122H231V120H230V122H231V124H230V122H229V120H227V116H226V114H225V112ZM240 111V112H239ZM13 112V111H12ZM53 112V113H52ZM67 112V113H66ZM113 112L114 113H116V114H113ZM119 113V115H118V113ZM170 112H173V113H170ZM184 112V113H183ZM199 112L201 113V114H199ZM203 112V113H202ZM208 113V117H210V120H211V122H209L210 120H209V118L207 117V115H206V113ZM242 112L244 113V114H242ZM29 113V114H28ZM100 113V114H99ZM122 113V114H121ZM154 113V114H153ZM220 113H221V115L223 116V114H224V116L222 117L221 115H220ZM235 113V114H234ZM241 113V114H240ZM260 113H261V115H260ZM27 114L28 115H30V114H34L33 116H27ZM35 114H37L38 116H36ZM43 114V115H42ZM44 114H45V116H44ZM48 114V115H47ZM55 116V114H57V116H59L58 118H60L59 120H58V118L57 119H54L53 118V115ZM165 114V115H164ZM189 114H191V115H193V116H195V114H197L196 116H198V119H197V117H193V116H191V115H189ZM245 114H246V117H245ZM41 115H42V117L44 118H42L41 117ZM89 115V116H88ZM106 115H108V116H106ZM199 115H201V118L199 117ZM204 115H206V117L208 118V120L209 121H204L203 119H205V116ZM210 115V116H209ZM239 117H238V116ZM242 115H244V118L246 119V121H245V119H242L243 117H242ZM252 115H251V120H253L252 119ZM258 115H260V116H258ZM13 116V118H14V120L16 119V121H17V123H13L12 124V122H11V124L8 122L7 123V120L9 119V117H12ZM48 118H47V117ZM63 116V117H62ZM64 116H65V118H64ZM77 116V117H76ZM110 116H111V118H110ZM118 117V119L116 118L115 119V117ZM135 116V118H134V120H132L133 119V117ZM170 116V117H169ZM191 118H190V117ZM212 116H214V117H212ZM226 116V117H225ZM257 118H260V117H262L260 120H256V117ZM30 117H33L32 119L30 118ZM61 117H62V119H63V122L65 121L67 124H69L68 123V120H69V122H71L72 123V120H74L75 121V123H76V125L78 124L79 126H83L84 128H86V130L83 132L84 133V135L85 134H87V135H85V136H83L82 135V132L80 133V132H78L77 130H75L76 129V125H72V124H75L74 123V121H73V123L72 124H70V129H69V127H68V125H66L65 124V122L62 124V125H64L65 126V128H64V126H62L60 123H62L61 121H62V119H61ZM86 117V118H85ZM89 117V118H88ZM113 117V118H112ZM124 117H127V122L126 123H128V127H126L127 125H125L124 123H125V121H123L125 118ZM128 117H130V119L132 120V122L131 121H128L129 119H128ZM139 117V118H138ZM144 118V119H142V118ZM173 119H172V118ZM186 117V118H185ZM219 117H220V120H221V124H223L222 122H224L223 120L224 119H226V122H229V124L231 125H229V124H223V129H226V130H228V131H226V132H223V131H225V130H223L222 131V127L220 126V128H219V125H221L220 124V122H216L215 120H217V119H219ZM241 117V118H240ZM5 118V119H4ZM29 118V119H28ZM56 118V117H55ZM83 118V119H82ZM122 118V119H121ZM182 118V119H181ZM215 118V119H214ZM222 118V119H221ZM22 119H23V123H22ZM31 119V120H30ZM33 119H34V121H33ZM111 119V120H110ZM142 119V120H141ZM147 119L149 120V121H147ZM162 119V120H161ZM38 120V121H37ZM39 120H40V123H39ZM42 120L44 121V123L42 122ZM58 120V121H57ZM88 120V121H87ZM91 120V121H90ZM102 120V121H101ZM136 120H139V121H142L141 123H143V124H140L139 123V121L138 122H136ZM144 120V121H143ZM168 120V121H167ZM174 120V121H173ZM27 121V122H26ZM46 121H49L48 123L46 122ZM85 121V122H84ZM89 122V123H87V122ZM94 121H96V122H98V123H100L98 126H97V124H96V122H94ZM111 121V122H110ZM115 121V122H114ZM119 121H121V123H122V121H123V125L125 126V128H124V126L119 122ZM133 121H135V122H133ZM145 121H147V123L145 122ZM219 121V120H218ZM233 121H234V123H233ZM250 121V122H249ZM26 122V123H25ZM36 122V123H35ZM41 122H42V124H41ZM52 122V123H51ZM112 122H114V123H112ZM145 122V123H144ZM168 122V123H167ZM171 122V123H170ZM194 123V125L192 124V123ZM198 122V123H197ZM226 122H224V123H226ZM237 122V123H236ZM243 122V125H244V128H243V126L242 127H238V126H240V124ZM244 122H245V124H244ZM248 122V126H247V123ZM259 122V123H258ZM22 123V124H21ZM24 123L25 124H28L29 126H31V128L33 129V130H37L36 132H38V134H40L39 132H42V134H40L39 136H41L42 138H44V140L47 142L46 144H48V146L46 145V148L47 147H51V149L50 150H52L53 152H51L48 148V150L50 151V153H51V155H53V153H54V155L53 156H51L48 152H45V151H48L46 148L44 149V148H42L43 150H45V151H43L42 149H38V148H36L35 149V147L32 145V143L30 142V140H28L27 138H24L25 140L27 139V141H25V140H23V137L21 138V133L23 132H25V129L23 128V126L22 125H24ZM39 123V124H38ZM50 123V124H49ZM86 123H87V125H86ZM94 123V124H93ZM101 123H102V125H101ZM116 123V124H115ZM120 125H119V124ZM129 123L131 124L132 123V125H135V128L137 129V131H136V133L134 132L136 129L133 127V129H132V127L131 126H129ZM134 123V124H133ZM138 123V124H137ZM184 123H186L187 125H185L184 126ZM196 123H197V125H196ZM200 123L203 125V127L204 126H206V127H204V129L205 130H203L204 131V135L206 136H204L203 134H201L202 135V137H201V135L199 136V138H198V140H197V138H195L197 135H199L200 133H202V132H200V131H202L201 129H203L202 127L199 129V125H200ZM218 123V124H217ZM233 123V124H232ZM252 124V127H253V129H251L250 128V132L248 131V130H245L246 129V127L245 126H247V127H250L251 126V124ZM257 123V124H256ZM4 124H6V128L4 127ZM46 124L48 125H50V127H49V125L47 126V127H49L48 128V130H47V127H46ZM53 124H55V125H53ZM57 124V125H56ZM88 124H89V127H88ZM108 124V125H107ZM112 124H113V126H112ZM149 124V125H148ZM158 124H159V126H158ZM161 124V125H160ZM168 124V125H167ZM176 124H178V125H176ZM191 124V125H190ZM238 125V126H235V125ZM12 125V126H11ZM32 125H33V127H32ZM44 127H43V126ZM52 125V126H51ZM61 125V126H60ZM94 125V126H93ZM105 125H107V127L106 128H104L105 127ZM139 125L141 126V127H139ZM155 125V126H154ZM174 125V126H173ZM193 125V126H192ZM201 125V126H202ZM217 125H218V128H217ZM225 125H226V128H225ZM15 126H16V128H15ZM40 126H41V128H40ZM54 126V129L53 128H51V127H53ZM55 126H58L59 128H61V127H63V128H61V129H56V131H55V128H58V127H55ZM147 126V127H146ZM152 126V128L150 129V127ZM155 128H154V127ZM156 126H158V127H161L160 128V130H159V128H158V132L157 133H155L157 130H155L156 129ZM162 126H164V127H162ZM169 126V127H168ZM190 129H188L187 127ZM191 126V127H190ZM199 126V127H198ZM209 126H210V128H209ZM211 126H212V129H214V132L212 133V131L213 130H211ZM258 126V127H257ZM13 127V128H12ZM18 127V128H17ZM20 127V128H19ZM43 127V128H42ZM114 128V129H112V128ZM147 128V129H145V128ZM215 127V128H214ZM230 127V129H228ZM231 127H234L233 129H231ZM237 127V128H236ZM31 128H30V130H31ZM67 128V129H66ZM75 128V129H74ZM78 128V127H77ZM99 128V129H98ZM109 128V132L106 130V129H108ZM154 128V133H153V131H152V129ZM180 128V129H179ZM185 128V129H184ZM193 128V129H192ZM240 128H241V130H242V128H243V131L241 132V130H240ZM257 128L259 129V130H257ZM16 129V130H15ZM43 129V130H42ZM47 130V133L46 132H44V131H46ZM51 129V131L50 132H52L53 131V133H51L50 134V132H49V130ZM92 129V130H91ZM120 130L121 132H118V131H116V130ZM127 129H129V130H127ZM130 129H132V130H130ZM150 129V130H149ZM187 129V130H186ZM193 130V132L196 134V133H198L197 135H195L193 132H192V130ZM211 130V132H209V131H207V130ZM215 129H216V131H215ZM217 129L219 130L220 129V131H217ZM249 129V128H248ZM255 129H256V131H255ZM10 131V132H8V131ZM22 132H21V131ZM59 130H60V133H59ZM111 130H113V132L111 131ZM125 130V131H124ZM134 130V131H133ZM163 131V133H164V136L162 135L163 133H162V131ZM194 130H196V131H194ZM200 130V131H199ZM229 130H231V131H233L232 132V135L233 134H237L238 136H231V134H230V132L231 131H229ZM234 130H236L235 131V133H234ZM255 131L254 133H255V135H253L254 133H253V131ZM3 131H5V133L3 132ZM64 131H66V133L64 132ZM134 132L135 134H139V136H138V134H137V136L135 135V137H134V134H131L132 132ZM145 131V132H144ZM152 131V132H151ZM259 131V132H258ZM62 132V133H61ZM68 132V133H67ZM76 132L78 133L77 135H76ZM100 132V133H99ZM105 132H107V133H105ZM127 132V133H126ZM161 132V133H160ZM167 132V133H166ZM172 132V133H171ZM174 132H175V134H174ZM188 132H189V134H188ZM223 132V133H222ZM7 133V134H6ZM22 133V134H23ZM63 133H65V134H63ZM126 133V134H125ZM129 133V134H128ZM151 133V134H150ZM153 133V134H152ZM183 133V134H182ZM226 133V134H225ZM230 135H229V134ZM240 133H242L241 135H239ZM245 133H248V134H252L251 135V137H250V135H248V134H245ZM55 134H57V135H55ZM68 135V136H71V138H75V137H77L78 139H79V141L81 140L82 141V146H80L79 144L78 145H75V146H73V147H71V150H70V148H65V145H64V148L63 147H60L59 146V149H58V147H56L57 145H60V144H57V140L58 139H60L61 137H63V136H59V135ZM114 134H115V136H114ZM119 134V135H118ZM121 134H122V136H121ZM124 134V135H123ZM158 134V135H157ZM161 134V136H159ZM208 134H212L211 136H213V137H211L210 135H208ZM215 136H214V135ZM217 134H219V135H217ZM248 135V136H244V135ZM257 134H259V138L258 137H256L257 136ZM13 135V136H12ZM19 135V136H18ZM52 137V140H54V139H56V138H54L53 139V136H56L57 137V140L55 141V142H52V140L50 139V137ZM74 135V136H73ZM133 135V136H132ZM143 135V136H142ZM155 135H157V136H155ZM172 135H174V136H172ZM187 135V136H186ZM194 135V136H193ZM223 135L225 136V137H223ZM83 137V138H81V137ZM92 136V137H91ZM127 136V137H126ZM146 137V139H145V137ZM208 136L210 137V138H208ZM240 136L242 137L241 139H240ZM244 136V137H243ZM17 137V138H16ZM60 137V138H59ZM85 137H86V139H85ZM87 137H89V138H91V139H88ZM102 137V138H101ZM110 137H112L113 139L114 138H116V137H118V140H111L112 138H110ZM133 137V138H132ZM160 137H165V138H160ZM175 137V138H174ZM218 137L221 139H223V140H226V144L224 143V142H222L221 140H219L218 139ZM236 137H238L239 138V140L236 138ZM41 138V139H42ZM50 140H49V139ZM100 138V139H99ZM122 140H121V139ZM128 140H127V139ZM158 138H160V139H158ZM259 140H258V139ZM103 139V141H101ZM119 139L122 141H119ZM139 139H143V140H139ZM158 139V140H157ZM167 139V140H166ZM171 139H173V140H171ZM181 139H184V140H182V142H181ZM213 139H214V141H213ZM235 139H237V140H235ZM252 139V140H251ZM254 139H256V140H254ZM15 141V143H14V141ZM19 140V141H18ZM20 140H21V142H20ZM113 141V143L111 142V141ZM126 140V141H125ZM131 140H135V142L133 141V143L134 144H132V142H131ZM199 140H200V142H199ZM206 140V141H205ZM241 140H243V141H241ZM258 140V141H257ZM7 141H10L9 143L11 144H8L7 143ZM22 141H23V143H22ZM44 141V142H45ZM85 143H84V142ZM89 141H91V142H89ZM95 141H98L99 143H100V146L99 145H95V144H99V143H96ZM104 141H106V143H104ZM116 141V142H115ZM130 141V142H129ZM158 141V142H157ZM160 141H162V142H160ZM165 143H164V142ZM188 143H187V142ZM231 142V145H233V148H231L232 146L230 145V143L229 142ZM253 141H255V143L253 142ZM29 142V143H28ZM118 142H120L119 144H118ZM160 142V143H159ZM168 142V143H167ZM209 142V144L207 145L206 143H208ZM216 142H219V143H216ZM237 142H238V144H237ZM251 142V143H250ZM258 144H257V143ZM13 143V144H12ZM26 144V146H25V144ZM52 143V144H51ZM89 145H88V144ZM90 143H92V144H90ZM95 143V144H94ZM111 145H110V144ZM126 143H128L126 146H125V144ZM136 143V144H135ZM140 143V144H139ZM183 145H181V144ZM214 143V144H213ZM223 143V144H222ZM259 143H260V145H259ZM55 144H57L56 146H55ZM86 144H87V147H86ZM103 144H104V146H103ZM131 144V145H130ZM142 144V145H141ZM159 144V145H158ZM167 144H169V145H167ZM210 144H212V145H210ZM217 145L218 146V150L216 149V147L217 146H213V145ZM225 144V145H224ZM234 144H235V146H234ZM9 145H10V147H9ZM18 145V146H17ZM21 145V146H20ZM54 145V146H53ZM95 145V146H94ZM107 145V146H106ZM109 145V146H108ZM118 145V146H117ZM119 145H120V147H119ZM130 145V146H129ZM133 145V147L134 146H136V147H134L133 149H134V151L132 152V148H129V147H131ZM139 145V146H138ZM144 145L145 146H147V147H144ZM153 145L155 146L156 145V148L157 147H159V148H157V150H156V148L155 147H153ZM163 145H165V146H163ZM169 146V147H167V146ZM171 145V146H170ZM246 145V147L244 148V146ZM251 145V146H250ZM5 146V147H4ZM14 146H15V148H14ZM24 146H25V148H24ZM98 146V147H97ZM103 146V147H102ZM137 146H138V151H137ZM140 146H142L144 149H142V147H140ZM213 146V147H212ZM226 146V147H225ZM236 146H239L240 148H242V150L238 147H236ZM7 147V148H6ZM9 147V148H8ZM55 147L57 148V149H55ZM86 149H84V148ZM116 147V148H115ZM166 147V148H165ZM170 147H171V150H174L175 151V149H176V153H177V150L179 151V154H181L182 153V155H179V154H175V152H173V151H171L170 150ZM179 147V148H178ZM228 147H230V149L228 148ZM249 147V149L248 150H251V151H248V150H246L247 148ZM254 148V149H251V148ZM259 149H258V148ZM4 148H6V150L4 149ZM17 148V149H16ZM34 148V149H33ZM53 148V149H52ZM60 148H61V150H60ZM62 148H63V152H64V149H68L67 151L65 150V154H63V152H62ZM72 148H75V151H73L74 149H72ZM129 148V149H128ZM153 148V149H152ZM182 148H184V149H186V151L184 150V149H182ZM191 148H193L192 150H191ZM199 148V149H198ZM211 148V149H210ZM228 148V149H227ZM236 148L237 149H240V151H238L237 152V150H236ZM257 148V149H256ZM2 149V150H1ZM9 149V150H8ZM20 149V150H19ZM28 149H29V151H28ZM37 149L39 150V154H37L36 152H37ZM76 149H78V150H82V151H85V153L84 152H82V151H78V150H76ZM88 149H93L92 151L94 152H92V151H90V150H88ZM95 149V150H94ZM117 149V150H116ZM146 149H147V152H146ZM199 150V155L197 156L196 154H194L193 155V153L192 152H194V153H197V152H195V151H197V150ZM205 150V151H203V150ZM13 152H12V151ZM16 150V151H15ZM101 150V151H100ZM120 150V151H119ZM142 150V151H141ZM148 150H149V152H148ZM170 152H169V151ZM227 150V151H226ZM236 150V151H235ZM254 150V151H253ZM258 150V151H257ZM261 150V152H259ZM5 153H4V152ZM9 151V152H8ZM17 151H19V152H17ZM30 151H31V153H30ZM36 151V152H35ZM100 151V152H99ZM108 152V153H106V152ZM188 151L190 152V153H188ZM201 151H203V153H201ZM223 151H224V153H223ZM248 151V152H247ZM41 152V153H40ZM44 152L46 153V154H44ZM68 152V153H67ZM69 152H72L73 154H72V156L74 155V157H75V154H76V157L78 158H74V157H72V156H70L69 155ZM93 154V156H96L95 158H97V156H98V158L100 159V161L102 162V164H101V162L100 161H98V160H96L95 158H93V156L90 154ZM97 152V154H95ZM134 152H135V154L137 155H135L134 154ZM142 152H144V153H142ZM155 152V153H154ZM187 153V154H185V153ZM219 152H221V153H219ZM229 153V152H231V153H229L228 155H226L225 153ZM240 152V153H239ZM244 152H246V153H248V156H247V154L246 153H244ZM252 152H254V153H252ZM22 155H21V154ZM29 153L31 154V155H29ZM47 153L49 154V156H48V158L46 157L47 156ZM80 155L81 154V157H79L78 156V154ZM99 153V154H98ZM103 153V155L105 156V157H103V155H101ZM110 153L112 154V156H110ZM116 153L117 154H119V155H116ZM127 153V154H126ZM152 153V154H151ZM156 153H158L157 154V156H156ZM185 155H184V154ZM235 153H237V154H235ZM256 153H258V154H256ZM15 154L16 155H18L19 154V157H18V159H16L17 157L15 156ZM35 154V155H34ZM41 154V155H40ZM57 156H56V155ZM63 154V155H62ZM67 154V155H66ZM86 154H89V155H86ZM139 154H140V156H139ZM142 154V155H141ZM169 154H171V156L169 155ZM173 154V155H172ZM192 155V156H194L195 158H193L192 156L191 157H189V155ZM206 154V156H205V158H207V157H210V158H208V159H205V158H203L204 157V155ZM214 156H213V155ZM231 154H233V156L231 155ZM255 155L256 157H254L253 155ZM4 155H5V157H4ZM8 155H9V157H8ZM33 155H34V157H33ZM36 155H38L39 156V158H38V161L40 162V163H38L37 162V157H36ZM45 155V156H44ZM65 155V156H64ZM136 157H134V156ZM164 155V156H163ZM166 155V156H165ZM188 155V156H187ZM216 155H218V156H216ZM239 155H241L240 157L242 158H244L245 160H247V161H244L243 159L242 160H240L241 158L240 157H238ZM252 155V156H251ZM259 155V158H260V155L262 156V158H258L257 156ZM8 158H7V157ZM11 156H12V158H11ZM60 156H62V157H60ZM69 156V157H68ZM99 156H101V157H99ZM113 156H115V157H113ZM177 157V159H175V157ZM178 156H179V160H181L182 162H178ZM201 156H203L202 158H201ZM216 156V157H215ZM221 156H227L228 158H230L229 160H228V158L226 157V159H225V157H221ZM237 156V157H236ZM249 156L252 158H258V160H257V162L260 160L261 162H256L255 164L254 163H252V162H254V161H256V159L254 160V159H249ZM14 157H16V158H14ZM22 157V158H21ZM40 157H41V160H40ZM54 158V157H57V158H54V159H52V158ZM67 157L69 158V159H67ZM87 159H89V160H87ZM106 157H108V159L106 158ZM119 157V158H118ZM137 157H139V158H137ZM185 157H187V158H185ZM199 157H200V159H199ZM235 157V158H234ZM47 158V159H46ZM51 158V159H50ZM61 158V159H60ZM71 158V159H70ZM81 158H83L82 160H81ZM127 158V159H126ZM131 159L130 161L128 160V159ZM144 158V159H143ZM188 158H190V159H195V160H197V158H198V161L200 162V161H206L207 163L211 160V158H212V160L209 162V165H207V166H204V164H202V166L199 164V162H198V164L197 165H199V167H197V168H199L197 171H196V169L197 168H194V166L196 167V165L194 164V163H197V162H194L195 160H189ZM213 158H215V161H214V159ZM216 158L218 159V161L216 160ZM220 158V159H219ZM10 159V160H9ZM12 159H15L16 161H18L17 163H19V161L21 162V160L20 159H22V162L20 163V165L19 164H17L16 163V161H13ZM24 159L26 160V161H24ZM46 159V160H45ZM48 159H49V161L51 160V162H49L48 161ZM59 160V161H57V162H55V160ZM74 159V160H73ZM90 159H92V160H90ZM170 159H172V160H170ZM189 160L188 161V163H186L187 162V160ZM222 159V160H221ZM31 160V162H29ZM34 160H36V162L34 161ZM63 160V162H61ZM69 160H71V165L69 166ZM77 160V161H76ZM96 160V161H95ZM104 160H107L108 162H105ZM111 160H114V161H111ZM119 160V161H118ZM123 160H126L127 161V165H125L124 167L123 166H121L122 164L124 165L125 163H121V162H123ZM150 160H151V162H150ZM173 160H174V163H176V164H174V163H172L173 162ZM209 160V161H208ZM240 160V161H239ZM251 161V163H249L248 161ZM24 161V162H23ZM32 161H34V164L35 165H33V162ZM49 163H48V162ZM89 161V162H88ZM116 161H118V163L120 164H117V162ZM135 161V162H134ZM184 161H185V163H184ZM222 161H223V166L221 165V163H222ZM10 162H11V164H10ZM27 162V163H26ZM44 162H46V165H45V163ZM54 162V163H53ZM65 162V163H64ZM75 162H77V163H75ZM96 162V164H94ZM114 164H113V163ZM125 162V161H124ZM130 162H131V165L129 166V164H130ZM205 162V163H206ZM217 162H218V164H217ZM232 162H236V163H232ZM25 165V163H26V165H27V167H26V165L24 166L23 164ZM30 163H32V164H29ZM38 163V164H37ZM56 163H57V165L59 164V166H61V165H63L64 167H62L61 166V168H63L65 171H66V176L69 178H66L65 180H64V178H65V176L63 177L62 176V178L60 177V176H57V175H55V174H53L54 172L53 171H55L56 172V170H57V168L59 169V167H57L56 166ZM82 163V165H84V164H86V166H84V167H81L80 168V164ZM88 163H90V164H88ZM100 164L102 167H104V166H109V167H112L113 165L116 167V168H114V167H112V169L110 168V169H106V167L103 169L101 166L99 167L98 166V164ZM105 163V164H104ZM129 163V164H128ZM143 163V164H142ZM151 165H149V164ZM219 163H220V165H219ZM232 163V164H231ZM237 163H239L238 164V166L236 167V165H237ZM243 163V165H245V164H249V165H246L245 167L247 168L246 169V173H247V175H248V177L250 178V179H253L252 181H254V182H256V180H257V182H258V180L260 181V182H258L257 184L258 185H260L259 187H260V189H259V191H256V190H254V189H251V188H247V192H245L246 191V189L244 190V191H241V190H237V192H235V191H233V189L232 188H228V186H225V187H223V188H220L219 189V193H220V195L221 194H223V192H224V194H225V190L227 191V193H226V196L228 195V196H231V197H229L230 199L228 200H224V199H220L219 198V194L217 193V195L218 196H216V194L215 193H213V192H209V191H206V188H204V186L205 187H210L211 185L213 186V184H216V180H215V178L216 177H214L215 175H213L212 174V176H213V179H210V178H212V176H211V173H215V174H217V173H219L221 170V172L220 173H222L223 172V170H224V173H225V171H226V173H227V176L228 175H230V173H233L234 175L233 176H236L237 174V177H239V176H241L242 174H244V170H245V168L243 169V167L241 168L240 167V165ZM43 164H44V166H43ZM48 164H49V166H48ZM73 164H75V166L77 167H79V168H76V169H74V165ZM78 164V165H77ZM88 164V165H87ZM92 164H94V166L95 165H97V166H95L96 168H94V166L92 165ZM108 164H110V165H108ZM153 164L157 167V168H155V167H153ZM157 164V165H156ZM162 164V165H161ZM180 164V165H179ZM191 164V165H190ZM193 164V165H192ZM210 164L212 165H215V167H213V165L211 166L212 168H213V170L212 169H210V167H208V166H210ZM224 164H227V165H224ZM234 164H236V165H234ZM255 165L256 166V168H254L255 166H253V165ZM258 164V165H257ZM262 164V165H261ZM2 165H3V168H4V170H5V168L7 169V172L9 173V176H10V180L11 179H14V181L16 182L15 184H13L12 182H14L13 180H11V182H10V180H7L8 178H9V176L7 175V172H6V175H5V172H4V170L2 169ZM13 165V166H12ZM22 165V166H21ZM37 165H38V167H40L39 169H38V167H37ZM40 165V166H39ZM55 165V166H54ZM81 165V166H82ZM135 165V166H134ZM176 168V169H174V167ZM190 165V166H189ZM206 165V164H205ZM253 166V167H251V166ZM47 166V167H46ZM54 167V168H52V167ZM91 166H93V168L94 169H91ZM161 166V167H160ZM177 166H180V167H183L182 169H185V170H183V172H182V170H180L179 169V167L177 168ZM193 166V167H192ZM217 166V167H216ZM228 168H233L231 171L229 170V172H228V170H226L227 169V167ZM230 166V167H229ZM260 166V167H259ZM33 168L34 167V169L36 170V172H35V170H29V168ZM50 167V168H49ZM56 167V168H55ZM118 167H119V169L121 168V170H120V172H118ZM131 168V171H133V172H129V170L128 169H130ZM136 169H134V168ZM186 167V168H185ZM204 167H208V169H210V170H208L207 168H204ZM218 167H220V168H222L221 170H220V168L218 169ZM9 168V169H8ZM28 168V169H27ZM31 168V169H32ZM85 168V169H84ZM99 168V169H98ZM103 169L102 171L100 170V169ZM114 168V169H113ZM127 169L126 171L124 170V169ZM137 168H139V169H137ZM144 168V169H143ZM158 168H160L161 170H164L163 172H160V171H157L158 170ZM194 170L195 169V171L197 172H194L192 169ZM203 169V170H200V169ZM217 168V169H216ZM230 168V169H231ZM239 168V169H238ZM248 168H251V169H249V170H252L253 171V175L252 174H250V172L249 171H247L248 170ZM17 169V170H16ZM41 169H42V174L40 173V171H41ZM50 169V170H49ZM56 169V170H55ZM70 172H72V173H70L69 174V171ZM84 169V170H83ZM118 169V170H117ZM154 169V170H153ZM172 169H174V170H172ZM189 169H190V171L193 173L192 175H189L191 172L189 171ZM207 169V170H206ZM243 169V170H242ZM254 169V170H253ZM53 170V171H52ZM77 170V171H76ZM82 170V171H81ZM105 170H107V172L105 171ZM111 170H114L116 173L118 172V173H120L119 174V177H117L118 176V174H116V173H114V171H113V173L115 174V175H113V173H111L112 171ZM117 170V171H116ZM122 170H124V172L125 173H123V171ZM141 170H142V172H141ZM166 170H168V171H166ZM172 170V171H171ZM175 170H177V171H181V172H176ZM201 171V173H205V174H202L203 176V178L202 177H200V175H201V173H200V171ZM235 170H238L239 172L241 171H243L242 172V174H241V172L239 173L238 171H236L235 172ZM17 171V172H16ZM79 171V172H78ZM81 171V172H80ZM145 173H144V172ZM154 171V172H153ZM188 171L190 172L189 174H188ZM198 171H199V176H198ZM203 171V172H202ZM251 171V172H252ZM258 171V170H257ZM35 172V173H34ZM38 172H39V174L40 175H38ZM83 172H86V173H83ZM106 172V173H105ZM109 172V173H108ZM167 172H169V173H167ZM176 172V173H175ZM185 172V173H184ZM187 172V173H186ZM207 172V173H206ZM210 172V173H209ZM2 173H3V175H2ZM46 173V174H45ZM94 173V174H93ZM103 173V175H100V174H102ZM132 175H131V174ZM153 174V176H152V174ZM167 173V174H166ZM172 173V174H171ZM176 175H180V177H178V176H176ZM229 173V174H228ZM256 173H259V172H256ZM16 174V175H15ZM24 174H26L27 175V179H26V175L24 176ZM45 174V175H44ZM74 174L76 175V176H74ZM81 174V175H80ZM90 174V175H89ZM110 174H111V176H110ZM197 174V175H196ZM207 174V176H205ZM208 174L211 176H208ZM236 174V175H235ZM4 175H5V177H4ZM44 175V176H43ZM47 175L48 176H50L51 177V179H50V177H47ZM70 175H72L71 177H70ZM84 175V176H83ZM92 175H95V176H92ZM97 175V176H96ZM136 175V177H134ZM157 175V176H156ZM168 175V176H167ZM185 176V177H187L186 179L183 177V176ZM196 175V176H195ZM232 175V174H231ZM252 175V176H251ZM82 176V178H80ZM103 176V177H102ZM129 176H130V178L131 179H129ZM140 178H139V177ZM149 176H152V177H149ZM159 176V177H158ZM182 176V177H181ZM189 176L191 177V178H189ZM205 176V177H204ZM252 178H251V177ZM261 176H264V175H261ZM8 177V178H7ZM45 177H47L45 180H44V178ZM59 177V178H58ZM78 177V178H77ZM98 177H100V178H98ZM101 177L103 178V179H101ZM147 177H149V179H146ZM170 177V178H169ZM3 178V179H2ZM5 178H6V180L7 181H5ZM25 178V179H24ZM29 178H30V180H29ZM49 178V179H48ZM55 178H58V182H56L57 180H54ZM74 178H76V181L74 180ZM86 180H88V181H86ZM91 180H90V179ZM94 178H96V179H94ZM127 178V179H126ZM135 180H133V179ZM152 178H154V179H152ZM161 178L163 179V180H161ZM169 178V180H167ZM171 178H173V179H171ZM175 178L176 179H178L177 181L179 182V180H183V179H185L184 181H180L179 183H175L176 181H175ZM188 178H189V180H188ZM200 179V180H202V182L201 181H198V180H196V179ZM204 178L206 179L207 178V180H204ZM21 179V180H20ZM40 180L41 182V184L39 183V181L38 180ZM62 179V180H61ZM68 179V180H67ZM79 179H81V180H84V181H86V183H88V184H92L93 186H94V190H84L82 187H81V183H78L77 184V181L79 180ZM98 179V180H97ZM138 179V180H137ZM165 179V180H164ZM190 179L192 180V181H190ZM196 181H195V180ZM256 179V180H255ZM27 180H29V182L27 181ZM53 180V181H52ZM63 180L65 181L63 184H62V186H61V183L63 182ZM69 182V184H67L68 182ZM122 180H127V182H123ZM129 180H130V182H129ZM150 180H151V182H150ZM214 180V181H213ZM8 181H9V184H7L8 183ZM48 181H49V183H48ZM52 181V182H51ZM70 181H72L73 183H71ZM91 183H90V182ZM122 181V182H121ZM132 181V182H131ZM155 181V182H154ZM169 181H173V183L172 182H169ZM189 183H191V182H193V183H191V184H189ZM195 181V182H194ZM199 182V183H196V182ZM31 182V183H30ZM67 182V183H66ZM76 182V183H75ZM93 182V183H92ZM166 182H168V183H166ZM181 182H183L184 184L183 185H179V184H181ZM204 182V183H203ZM205 182H207V183H205ZM11 183V184H10ZM44 183V184H43ZM129 183H131V184H129ZM134 183V184H133ZM188 183V184H187ZM208 183H212L211 185L209 184L208 185ZM16 184H17V186H19V187H17L16 186ZM32 184V185H31ZM51 184V185H50ZM52 184H54V185H52ZM59 184V185H58ZM75 184H77V185H79L78 187L77 186H75ZM95 184H96V187H95ZM139 184V185H138ZM142 184L144 185V187L146 186V187H148V189L150 190V192H149V190L146 188V189H144V187H142ZM176 184V185H175ZM197 184H198V186H199V184H200V187L199 188H196L194 185H196L197 186ZM4 185V186H3ZM9 185H11L12 187H14L15 189H13L12 187H10ZM24 185V186H23ZM34 185V186H33ZM44 185V186H43ZM50 185V186H49ZM65 185H66V187H65ZM128 185V186H127ZM155 185V186H154ZM161 186V187H159V186ZM166 187H165V186ZM170 185V188H171V190H170V188L168 187ZM175 187H174V186ZM185 185L187 186V187H185ZM202 185V186H201ZM56 186H58V187H56ZM116 186V187H115ZM132 186V187H131ZM140 186V188H138ZM173 186V187H172ZM181 186H184V187H181ZM6 187H7V189H6ZM50 187V188H49ZM68 187V189H69V191L70 190H74L72 187H75V189H76V187H77V189H76V191H78V188L80 189V191H79V197L78 196H76L77 195V193L78 192H76L75 193V195H73L72 196V194L70 195L69 194V192H68V189H63V188H67ZM84 187V186H83ZM135 187L136 188H138V189H144V190H140V193L142 192L143 194H141V195H139L140 193H138L139 192V190H136L135 189ZM151 187H155V189L154 190H152V188ZM201 187H203L205 190H203V188H201ZM18 188V189H17ZM33 188V189H32ZM56 188H57V190H56ZM96 188V189H95ZM133 188H134V190H135V192L134 191H132L133 190ZM160 188H162L163 190L164 189H168V190H165V191H162ZM177 188V189H176ZM183 188V189H182ZM185 188V189H184ZM187 188H190V190L189 189H187ZM23 191V193L24 194H26V195H24L23 193H22V191ZM25 189V190H24ZM37 189V190H36ZM102 189V191H100ZM193 189V190H192ZM250 189H251V192H248V191H250ZM31 190H33L32 192H31ZM36 190V191H35ZM62 190H63V193H61L62 192ZM65 190V191H64ZM67 190V191H66ZM99 190V192H97ZM122 190V191H121ZM220 190L221 191H223V192H220ZM233 191V192H231V191ZM5 191V192H4ZM8 191H11V192H8ZM15 191H17V192H15ZM21 192V195H19L20 193L19 192ZM25 191V192H24ZM38 191H40V194H38L39 192ZM55 191V192H54ZM81 191H83V192H81ZM84 191H85V193H84ZM136 191H138V192H136ZM154 191H158V192H154ZM167 191V192H166ZM178 193H177V192ZM228 191H229V194H228ZM254 191H256V192H254ZM13 192H15V195H13L14 193ZM37 192V193H36ZM66 192V193H65ZM89 192V193H88ZM145 192H147L148 194H149V197L148 198H146L148 195L145 193ZM152 192V193H151ZM190 192H192V193H194V194H192V193H190ZM258 192V193H257ZM31 193V194H30ZM68 194L67 196L68 197H65L66 195H64V197H63V194ZM99 194L98 196L97 195H95V194ZM151 193V194H150ZM156 194L154 197H153V194ZM159 193L161 194V195H159ZM162 193L165 195V196H167V199L170 201V204H167V205H162L161 203H159V198H161V197H164V198H166L164 195H162ZM167 193H169V195H167ZM230 193H231V195H230ZM232 193H234V194H232ZM242 193V194H241ZM245 193H247V194H249V195H246ZM255 194V195H252V194ZM28 194V195H27ZM34 196H33V195ZM236 194V195H235ZM238 194V195H237ZM17 195V196H16ZM23 195V196H22ZM43 195V196H42ZM45 195V196H44ZM55 195V196H54ZM62 195V198L60 197ZM101 195V196H100ZM103 195V196H102ZM183 195V196H182ZM252 195V196H251ZM10 196V197H9ZM16 196V197H15ZM27 196H29V197H27ZM36 197V198H38V199H36V198H33V197ZM42 196V197H41ZM100 196V197H99ZM151 196V197H150ZM157 196V197H156ZM161 196V197H160ZM173 196V197H172ZM193 196H195L194 198H193ZM232 196H233V198H232ZM234 196H236V197H234ZM250 196V197H249ZM253 196H258V199L257 200H259V201H255L254 200V202L257 204V205H260V207H258V206H253V205H256V204H252V206H251V204L250 203H245V202H250L249 200H251L252 199V197ZM3 197V198H2ZM243 197H245V198H247V197H249V199L246 201L245 200V198H243ZM10 198V199H9ZM22 198H25V199H22ZM29 200V199H31V200H27V199ZM45 198V199H44ZM66 198H68V199H66ZM81 198H82V200H81ZM150 198H152V199H150ZM237 198H239L240 200L241 199H243V200H241V201H239V199H237ZM253 198H255V197H253ZM34 199H36V202H37V204H39V203H42V204H39V205H37L36 204V202H34L33 200ZM65 199V200H64ZM74 199H76V201L77 200H79V201H75ZM139 199V200H140ZM148 199V200H147ZM156 199H158L157 201V203L156 204H158L159 203V205H155V203H153V202H156ZM235 199V201L236 202H240V204L241 203H243L242 205H243V207L245 208V209H248L249 211V213H247V210L245 211V209H244V212L242 211L243 210V208H242V210L241 209H237V208H235V209H237L238 210V212H237V210H235V209H233V205H235L236 203H234V204H232V200H234ZM256 199V198H255ZM260 199H261V202H260ZM7 200V201H6ZM10 202H9V201ZM41 202H40V201ZM70 200V201H69ZM74 201V203L72 202V203H70L71 201ZM151 201V202H149V203H151V205L148 203V201ZM152 200H154V201H152ZM172 200V201H171ZM245 200V201H244ZM253 200V199H252ZM27 203H26V202ZM51 201V202H50ZM66 201V202H65ZM83 203H81V202ZM207 201V202H206ZM209 201V202H208ZM234 201V202H235ZM244 201V202H243ZM48 202H50V203H48ZM68 202V203H67ZM80 203V205L79 204H77V203ZM173 202V203H172ZM229 202H231L230 203V205H232V206H230L229 205ZM1 203H2V205H1ZM26 203V204H25ZM47 203V204H46ZM52 203H55L54 204V206H53V204ZM101 203H103V201L101 202ZM176 203V206H174V204ZM177 203H179L180 205H182V206H180V205H177ZM183 203V204H182ZM228 203V204H227ZM258 203H260V204H258ZM5 206H4V205ZM9 204H10V206H9ZM12 204H16L15 206L14 205H12ZM64 204V205H63ZM81 204L83 205L82 206V208H84L83 210H82V208L80 207L81 206ZM192 206L191 207V209H188L186 206ZM247 205V206H244V205ZM249 204V205H248ZM31 205V206H30ZM35 206V208L34 207H32V206ZM62 205H63V208H62ZM75 205V207L73 208V206ZM195 205V206H194ZM226 205V207H224ZM238 205H239V203H238ZM30 207V208H27V207ZM41 206H42V208H41ZM67 207V209H66V207ZM70 206V207H69ZM78 206V207H77ZM159 206V207H158ZM185 206V207H184ZM8 208L9 210H6L5 208ZM10 207V208H9ZM16 207H19V208H16ZM31 207H32V209H31ZM36 207H39L38 209L36 208ZM51 207V208H50ZM55 207H56V209H55ZM155 207H157V209L155 208ZM181 207V208H180ZM182 207H184V208H182ZM195 209H194V208ZM235 207V206H234ZM252 207V208H251ZM257 209H256V208ZM262 207V208H261ZM4 208V209H3ZM15 208L16 210H13V209ZM23 208V209H22ZM47 208H48V210H49V212L47 211ZM54 208V209H53ZM62 208V209H61ZM71 208V209H70ZM97 208H99V210L97 209ZM159 208V209H158ZM192 208H193V210H192ZM258 208H261V209H258ZM6 210V211H8V214H6L7 212L6 211H4L5 213H3V210ZM18 209H21L20 211L18 210ZM25 209H30L29 211L31 212L32 210H34V211H32V213H31V218H33L31 221H27L26 219V217H27V214H26V212H25ZM39 209H42L43 210V212H44V214H45V216L42 214L43 212H42V210L40 211ZM52 209V210H51ZM76 209V210H75ZM87 209V210H86ZM95 209V210H94ZM106 209V210H105ZM154 209V210H153ZM162 209H164V210H162ZM179 209H181L180 211H182V212H180L179 211ZM23 210V211H22ZM63 210V211H62ZM85 210V211H84ZM102 210V211H103ZM166 210V211H165ZM169 210H170V213L171 212H173L172 214H170L169 213ZM172 210V211H171ZM183 210H185V211H183ZM233 210V211H232ZM243 212H241V211ZM253 210H254V212H253ZM256 210H258L257 212H259V214H252V213H257L256 212ZM10 211V212H9ZM11 211H13V215H12V213H11ZM22 211V212H21ZM51 211H53V212H51ZM56 211V212H55ZM57 211H58V213H57ZM68 213H67V212ZM71 211V212H70ZM79 211H81V212H79ZM14 212H16V213H14ZM23 212H25V213H23ZM42 212V213H41ZM62 212H64V213H62ZM69 212H70V214H69ZM87 212V213H86ZM89 212H90V214H92L93 213V215L92 216H94V219L92 220V218H91V215L89 214ZM110 212H111V210H109V211H106V213L107 214H110ZM180 212V213H179ZM184 212V213H183ZM185 212H187L186 214H185ZM248 214V216H250L251 215V217H248L247 218V214ZM262 212V213H261ZM12 215H10V214ZM23 213V214H22ZM36 213V214H35ZM48 213H49V215H48ZM53 213V214H52ZM61 213V214H60ZM78 213V217H77V221L75 220V218H76V216H75V214H77ZM112 213H113V211H112ZM112 213H111V215H112ZM183 213V214H182ZM238 213H239V216H238ZM245 213V214H244ZM261 213V214H260ZM30 214V213H29ZM35 214V215H34ZM52 214V215H51ZM58 214H60V215H62V216H59ZM89 214V215H88ZM241 214H244V215H241ZM6 215H8V216H10L9 217V219H8V217L6 216ZM19 216V218H20V216H21V220L22 221H20V219L18 218V216ZM43 215V216H42ZM50 215L51 216H55L56 215V217L58 218V219H56L55 217H50ZM68 215V216H67ZM170 215H172V216H170ZM190 215V216H189ZM255 216V217H253V216ZM256 215H258V217L256 216ZM260 215V216H259ZM16 216V217H15ZM42 216V217H41ZM47 216H49L50 218H48ZM87 216V217H86ZM175 216V217H174ZM187 218H186V217ZM244 216H246L245 218H243ZM41 217V218H40ZM43 217H45V218H47L46 220H45V218H43ZM65 217V218H64ZM74 217V218H73ZM83 219H81V218ZM94 222V224L93 223H91V224H89V222L91 221L89 218ZM162 217H160V218H162ZM182 217V218H181ZM189 217V218H188ZM196 217V216H195ZM3 219V221H1L2 219ZM16 218H18V220H16ZM197 218V217H196ZM11 219H13L12 221H11ZM15 219V220H14ZM42 219V220H41ZM79 219H80V221H79ZM244 219V220H243ZM7 220V221H6ZM10 220V221H9ZM24 220V221H23ZM49 220H51L50 222H48ZM54 220H56V222L54 221ZM260 220V219H259ZM13 221H15V222H18L19 224H23L22 226H19V224L17 225L15 222H13ZM27 221V222H26ZM33 221V222H32ZM41 221H43L44 223H42ZM46 221V222H45ZM65 221V222H64ZM247 221V222H248ZM32 222V223H31ZM48 222V224L49 225H47V224H45V223H47ZM87 222V223H86ZM196 222H198V221H196ZM204 222H206L207 223V225H209V223H211L209 226L212 228V227H214L215 226V224H217L216 222H214V221H204ZM244 222H239V223H236V222H233V221H229V222H222L220 225H222V228H225L226 226L227 227H229V226H231L232 224H234L235 223V225L237 224L238 226L239 225H241V227L243 228V226H245L244 227V229H249L250 231L252 230H254V228H251L250 226L252 225L250 222H246L245 224H244ZM15 223V224H14ZM62 223V224H61ZM74 223H76V224H74ZM85 224V227H86V229H87V231L85 232V227L83 226V228L81 227L82 226V224ZM198 223H201V222H198ZM203 223V222H202ZM206 223H203V225L204 224H206ZM34 225V227H33V225ZM63 224H65V225H63ZM81 226H80V225ZM91 225V226H88V225ZM93 224V225H92ZM97 224V225H96ZM101 224V223H100ZM247 224H250V226H248ZM30 225V226H29ZM68 225V226H67ZM74 225V230H73V228H72V226ZM76 225V226H75ZM77 225H79V227L77 226ZM211 225H213V226H211ZM219 225V224H218ZM218 225H216L215 227H216V229H212L214 232V234H218V233H216V232H218L219 231V234L220 233H222V229H220L221 227L220 226H218ZM225 225V226H224ZM247 225V226H246ZM19 226V227H18ZM92 226H94V227H92ZM137 226V225H136ZM141 226H142V224H141ZM173 226H175V227H170L168 230H170V234H175V233H177V227H176V225H173ZM218 226V227H217ZM224 226V227H223ZM3 229H2V228ZM8 227V228H7ZM96 227V228H95ZM135 227V226H134ZM143 227H145V226H142V228ZM220 227V228H219ZM247 227V228H246ZM249 227V228H248ZM253 227V226H252ZM82 228V229H81ZM93 228L97 231V232H94L93 231ZM97 228H98V230H97ZM102 228V229H101ZM140 226L138 225L137 226V229L138 230H140ZM175 228V229H174ZM11 229V230H10ZM85 229V230H84ZM99 229H101V232H100V230ZM107 231H106V230ZM111 229H113V231H111ZM136 229V228H135ZM135 229H133V230H135ZM136 229V230H137ZM20 230V231H19ZM24 230H26V231H24ZM36 230V231H35ZM39 230V231H38ZM84 230V231H83ZM92 230V231H91ZM102 230H104V233L105 232H107L108 233V235L107 234H104V233H102ZM135 230V231H136ZM168 230H166L168 233H169V231ZM23 231V232H22ZM28 231H30V232H28ZM43 231V234H44V232L46 233V235L44 236L41 232ZM52 231V232H51ZM83 231V232H82ZM109 231H111L110 232V234H109ZM141 231H142V229H141ZM230 231H232V230H230ZM229 231V232H230ZM14 232V233H13ZM19 232V233H18ZM24 232H26V233H24ZM39 232V233H38ZM54 232V233H53ZM76 232V233H75ZM85 232V234L87 233H89L87 236L85 235V234H83ZM136 232H140V231H136ZM97 233V234H96ZM100 233H101V236H102V238H101V236H100ZM123 233V232H122ZM141 233V232H140ZM11 234V235H10ZM18 234V235H17ZM112 234V235H111ZM230 234L233 236V238H231L230 237ZM230 234L228 233L227 235V237L226 238H224V237H222V235L220 234L219 235V240H221V242H223V244L221 243V244H219V242L220 241H216L215 243H212V245H211V248H212V250L213 251H215V252H219V251H217V250H220V252H223V251H225V248H226V250L227 251H230L232 248H233V252H235L234 250V248L236 247V250L238 249V248H240V247H242V248H240V249H238V252H253L254 251V249H251V247L252 248H254V244H256L257 242V240H255L256 239V237L255 236H251L250 235V237H248V236H245L244 237V235L243 234H239L237 231H235V230H233V232H230ZM239 236H238V235ZM23 235L26 237V239H25V237H23ZM49 235V236H48ZM78 235V236H77ZM82 235H83V237H82ZM89 235H90V237H89ZM94 235H99L100 236V238L102 239V241H104V242H101V241H99V242H94V240L92 239L93 237H94ZM237 235V236H236ZM241 235V236H240ZM14 236V237H13ZM48 237V239L50 240H46L47 239V237ZM50 236H52V237H50ZM81 236V237H80ZM110 236V237H109ZM123 236V237H122ZM221 236V237H220ZM243 236V237H242ZM88 237V238H87ZM122 237V238H121ZM246 237H248V238H246ZM253 237H255V238H253ZM14 238V239H13ZM19 238V239H18ZM32 238V239H31ZM53 239V241H51L52 239ZM80 238H82V240L80 239ZM86 238V239H85ZM91 238V239H90ZM110 238V239H109ZM230 238V239H229ZM246 238V239H245ZM16 239H18V240H16ZM25 239V240H24ZM119 239H121V240H119ZM239 239V240H238ZM253 239L255 240V241H253ZM16 240V241H15ZM22 240V241H21ZM29 240V241H28ZM30 240L32 241V242H30ZM36 241V243H35V241ZM69 240V241H68ZM91 242H90V241ZM108 240H110V241H108ZM230 240H232L231 242L234 244V242H235V240H236V242H235V244H234V246L232 245V243H230ZM237 240L239 241L238 243L241 245H238L237 244ZM240 240H242V242L240 241ZM245 240H247V241H250L251 242V240L254 242V244H252V245H254V246H252L251 244H246L245 242L243 243V241H245ZM63 241L65 242V243H63ZM89 241V242H88ZM106 241H108V242H110L109 244H107L106 243ZM116 241V239H115V241L114 242H117ZM226 241H229L228 243L226 242ZM4 242H6V244L4 243ZM10 242V243H9ZM13 242V243H12ZM21 242H23V243H21ZM55 242V243H54ZM122 242H124V240L122 241ZM11 245H9V244ZM38 243V244H37ZM103 243V244H102ZM104 243H106V244H104ZM218 243V244H217ZM226 243V244H225ZM9 245L8 247H6V246H4V247H2V245ZM14 244H16L15 246H16V248L17 247H19L18 248V250L15 248V250L13 251V246H14ZM22 244V245H21ZM91 244H94V245H91ZM111 244V245H110ZM114 244V243H113ZM228 244H230V245H228ZM246 244V245H245ZM13 245V246H12ZM26 247H24V246ZM56 245H58V246H56ZM98 245H102V246H100V247H98ZM109 245V246H108ZM214 245V247H212ZM247 245L249 246V247H247ZM251 245V246H250ZM83 246V247H82ZM92 246V247H91ZM145 246V245H144ZM229 246H231V247H229ZM240 246V247H239ZM5 247H6V249H5ZM23 247V248H22ZM63 247V248H62ZM101 247H103L104 249H101ZM219 247V248H218ZM95 248H96V250H98V251H96L95 250ZM107 248V249H106ZM109 248V249H108ZM125 248V249H124ZM142 248H143V250H142ZM218 248V249H217ZM21 249V250H20ZM35 249V250H34ZM76 249V250H75ZM101 249V250H100ZM115 249V250H114ZM119 249H121V250H119ZM146 249V250H145ZM223 249V250H222ZM247 249V250H246ZM248 249H249V251H248ZM117 253H115L114 251ZM128 250V251H129ZM222 250V251H221ZM68 251V252H67ZM124 251V252H123ZM30 252H31V254H30ZM82 252H86V253H83V254H81ZM122 252V253H121ZM126 252V253H125ZM144 252H146V253H144ZM237 252V251H236ZM33 253V254H32ZM39 253V254H38ZM80 253V254H79ZM124 253V254H123ZM36 254V255H35ZM71 254V255H70ZM85 254V255H84ZM108 254V255H107ZM119 254V255H118ZM127 254H128V256H127ZM19 255V256H18ZM75 255V256H74ZM118 255V257H116ZM147 255V256H146ZM150 255V256H149ZM73 256V257H72ZM153 256V257H152ZM2 257V258H1ZM21 257V258H20ZM88 257H89V259H88ZM99 259H97V258ZM125 257H126V260H125ZM148 257V258H147ZM150 257V258H149ZM46 260H45V259ZM91 258V259H90ZM110 258H112V259H110ZM121 258V259H120ZM138 258V259H137ZM153 258V259H152ZM11 261H10V260ZM93 259V260H92ZM102 259V260H101ZM108 259V260H107ZM131 261L132 263H130L129 261ZM131 259H133V261L131 260ZM145 261H144V260ZM31 260V261H30ZM87 262H86V261ZM90 260V261H89ZM98 260V261H97ZM115 260V261H114ZM142 260V261H141ZM150 261V263H148V261ZM153 262H152V261ZM29 261L30 262H32V263H29ZM46 261V262H45ZM120 263H119V262ZM8 262V263H7ZM146 262V263H145Z\"/></svg>",
	"mask_w": 264,
	"mask_h": 264
},
{
	"label": "bare ground",
	"instance_id": "bare-ground-1",
	"mask_svg": "<svg viewBox=\"0 0 264 264\" xmlns=\"http://www.w3.org/2000/svg\"><path fill=\"white\" fill-rule=\"evenodd\" d=\"M6 1H7V0H6ZM12 1H14V0H10V3H11V4L13 3ZM25 1H26V0H25ZM81 1H82V0H81ZM81 1H80V2H81ZM83 1H84V0H83ZM143 1L149 3V2L152 1V0H143ZM160 1H162V0H159V1H158V0L154 1V0H153L152 3H153V2H156V3H154V7H155V4L160 3ZM163 1H164V0H163ZM166 1H167V0H165V2H166ZM169 1H170V2H166V4H167V3H169V4H168V5L165 4V6H167V7L169 6L170 8L172 7V8H173L172 10H174V8H175V10L177 9V10H179V12H180V11H181V10H180L181 8H180V7H177V6H178V5H181V1H182V9L184 8L183 6H186V5H183L184 0H179L180 4H177V3H179L178 0H177V3H176V2L174 3V1L172 0L174 4L171 3V2H172L171 0H169ZM189 1H190V0H189ZM197 1H198V0H197ZM202 1L204 2V0H202ZM216 1H218V0H216ZM243 1H245V0H243ZM250 1H251V0H250ZM255 1H256V0H255ZM259 1H261L260 3L264 4V2H262V1H264V0H259ZM2 2L4 3V6H2V7L0 6V17H2V18H1V20H2V26H5V27L8 28V27H14V26L16 25V26H18L17 28L22 29V28H28V27L30 28V26H34V27H35V25H36V27H38V26H40L38 23L41 24L43 21H44L43 23H46L45 21H48L46 17L44 18V16H41V15H42V13H41V9H39V8H37V7H35V6H33V4H30L28 1H27L24 5H22V7L17 8V9H19V10H16V9H11V10H10V9L6 8V6H5V2H4L3 0H2ZM7 2H9V1H7ZM14 2H16V1H14ZM44 2H45V1H44ZM56 2H57V1H56ZM78 2H79V1H78ZM80 2H79V3H80ZM90 2H91V1H90ZM112 2H113L114 5L118 6V7H117L118 10H119L118 12H120V10L123 11V9H120V8H124V9H126L127 12H128V10L139 9L142 13L147 12V14H148V13H149V14H152V16H153V15H154V16L157 15V17L159 16L160 18L158 17V19L160 20V22H161V19H162L163 22H166V21H164V18H165V20H166V19L169 17V11H168V10H167L168 14L166 13V14L168 15V17L166 18L167 15H165V14L162 12V10L160 11V10L158 9V8L162 5V3H160V5H158L157 10L154 9L153 11L150 12V9H151L152 7H150V9H149V8H147V7H149V6H147V7H146V6L144 7V6H141V5L138 6L137 3H139V2H137V1H135V0H112ZM136 2H137V3H136ZM165 2H164V3H165ZM208 2H209V1H208ZM211 2H215V1L211 0ZM232 2H234V0H233ZM235 2H237V0H236ZM239 2H240V1H239ZM239 2H238V3H239ZM245 2L248 3L249 1H245ZM245 2H244V3H245ZM252 2H253V1H251V3H252ZM49 3H50V1H49ZM49 3H48V4H49ZM59 3H60V2H59ZM164 3H163V4H164ZM170 3H171V4H170ZM192 3H193V2H192ZM195 3H196V2H195ZM199 3H200V2H199ZM219 3H220V1H219ZM219 3H218V5H217V2H216V4H215V3H211V4H212V6H214V4L217 5V6H219ZM227 3H229V1H228ZM241 3H242V2H241ZM251 3H250V4H251ZM256 3H259V2H256ZM56 4H57V3H56ZM106 4H107V3H106ZM106 4H104V5H106ZM139 4H140V3H139ZM176 4H177V6H175ZM187 4H188V3H187ZM200 4H201V3H200ZM248 4H249V3H248ZM252 4H253V3H252ZM252 4H251V5H252ZM51 5H52V4H51ZM208 5H209V4H208ZM231 5H233V4H231ZM234 5H235V4H234ZM234 5H233V6H234ZM238 5H239V4H238ZM241 5H242V6H241L242 8L239 7V11L241 10L242 13H243V16H242V17H246V18L250 17V14H251V15H252V13L254 14V12L257 11V10L259 9V8H258V9H256L255 11H253L254 9H253V8H250V9H253V10H251L252 12L249 13V12H248V10H250V9H249V6H248V8H246V9H248V10H246L245 7L243 8V6H245L246 4H245V5L241 4ZM251 5H250V6H251ZM257 5H260V4H257ZM9 6H10V5H9ZM49 6H50V5H49ZM49 6H48V7H49ZM120 6H121V7H120ZM152 6H153V4H152ZM156 6H157V5H156ZM188 6H190V5H188ZM201 6H203V5H201ZM201 6H198V7H201ZM222 6H225V5L221 2V5L218 7V11L222 10V9H221ZM44 7H45V6H44ZM92 7H93V6H92ZM101 7H102V6H101ZM113 7H114V6H113ZM119 7H120V8H119ZM154 7H153V8H154ZM161 7H163V6H161ZM169 7H168V9H169ZM203 7H204V9H205L206 6H203ZM220 7H221V8H220ZM252 7L256 8L255 5H252ZM261 7H262V6H261ZM117 8H116V9H117ZM163 8L166 9L165 7H163ZM179 8H180V9H179ZM211 8H212V7H211ZM219 8H220V10H219ZM236 8H237V7L235 6L234 9H236ZM3 9H5V11L8 9L9 14H8V15L6 14V16H1V15L4 14V12L2 11ZM114 9H115V8H114ZM116 9H115V10H116ZM161 9H162V8H161ZM199 9H200V8H199ZM202 9H203V8H202ZM204 9H203V11H204ZM223 9L225 10V7H223ZM262 9H264V8H262ZM262 9H261V10H262ZM46 10H47V9H46ZM74 10H75V9H74ZM115 10H114V11H115ZM175 10H174V11H175ZM208 10H209V8H208ZM210 10L213 11V9H210ZM210 10H209V11H210ZM259 10H260V9H259ZM102 11H103V10H102ZM104 11H105V10H104ZM163 11H164V10H163ZM165 11H166V10H165ZM174 11H173V12L171 11V12L173 13V14L171 13V14H172L171 17H173V18H174V16H175ZM198 11H199V10H198ZM209 11L204 12V13H208ZM215 11H216V10H215ZM215 11H214V12H215ZM231 11H232V10H231ZM231 11H230V12H229V11L226 12V10H225V12H226L227 14H229V13L231 14ZM234 11H235V10H234ZM236 11H237V10H236ZM236 11H235V12H236ZM262 11H264V10H262ZM8 12H7V13H8ZM124 12H125V11H124ZM141 12H139V13H141ZM222 12H223V10H222ZM225 12H224V13H225ZM237 12H238V11H237ZM237 12H236V13H237ZM23 13H25L26 17L23 16L22 19H21L22 21L17 22V20H18V16H20V15L23 14ZM66 13H67V12H66ZM128 13H129V12H128ZM134 13H135V12H134ZM201 13H203L202 10H201ZM201 13H200V15H201ZM210 13H211V12H210ZM215 13H216V12H215ZM217 13L219 14V12H217ZM242 13H240V14H242ZM259 13H260V12H259ZM259 13H258V14H259ZM55 14H56V13H55ZM82 14H83V13H82ZM131 14L133 15V11H132ZM137 14H138V13H137ZM240 14H237V15H240ZM255 14H256V13H255ZM50 15H51V14H50ZM67 15H68V13H67ZM67 15H66V16H67ZM127 15H128V14H127ZM127 15H126V16H127ZM173 15H174V16H173ZM178 15H179V14H178ZM178 15L175 16V19H174V20H176V17L178 18ZM189 15H190V14H189ZM193 15H194V14H193ZM193 15H192V16H193ZM203 15H206V14H203ZM203 15H201V18H202ZM221 15L224 16V14H221ZM221 15L219 14L218 16H219V17H222ZM235 15H236V14H235ZM237 15H236V16H237ZM244 15H246V16H244ZM256 15H257V14H256ZM261 15H264V14H260V16H261ZM57 16H58V15H57ZM92 16L94 17V15H92ZM112 16H114V15L112 14ZM134 16H135V14H134ZM146 16H147V15H146ZM150 16H151V15H150ZM194 16H195V15H194ZM240 16H241V15H240ZM247 16H248V17H247ZM254 16H255V15H254ZM257 16H259V15H257ZM51 17H52V15H51ZM136 17H137V16H136ZM144 17H145V16H144ZM144 17H143V19H145V20H143V19L141 20L142 16H141V18L139 17L138 19L135 18V17H133V18H134V19H137V20L140 19V21L138 22V24L140 23V25H141L140 28H142V26H147V27H148V26H153V25H151V23H150V18H149V16H147L149 19H147V17H146V18H144ZM155 17H156V16H155ZM157 17H156V18H157ZM171 17H169L168 19L170 20ZM181 17H182V16H181ZM210 17H212V14H211ZM213 17H216V16H213ZM213 17H212L211 19L215 20L216 18H213ZM227 17H228V16H227ZM252 17H253V16H252ZM63 18H64V17H63ZM184 18H186V17H184ZM207 18H209L208 14H207ZM250 18H251V17H250ZM250 18H249V19H250ZM258 18H260V17H258ZM88 19H90V18H88ZM146 19H147V20H146ZM152 19H153V18H152ZM158 19H156V20H158ZM195 19H197V18H195ZM204 19H205V18H204ZM209 19H210V18H209ZM222 19H224V18H222ZM229 19H230V18H229ZM229 19H225V20H228V22H226V21H224V20H223L222 22H224V24H226V25H229V23H230V24H233V22L235 23V20H234V19H231V20H233V21H231V22H229ZM249 19H248V20H249ZM252 19H254V18H252ZM262 19H264V18H261L260 20H261V21H264V20H262ZM66 20H67V19H66ZM120 20H121V19H120ZM156 20H154V22H153L152 20H151V21L153 22V24L155 23L154 25H155L156 27H158V26H157V25H158V24H157L158 22H157V23L155 22ZM169 20H168V21H169ZM187 20H188V19H187ZM187 20H185V21H187ZM205 20H206V19H205ZM243 20H244V19H243ZM250 20H251V19H250ZM254 20H256V17H255ZM15 21H16V22H15ZM49 21H50V20H49ZM115 21H116V20H115ZM188 21H189V20H188ZM194 21H195V20H194ZM208 21L210 22V20H208ZM215 21H216V20H215ZM218 21L221 23V21H220L219 19L217 20V22H218ZM256 21H257V20H256ZM50 22H51V21H50ZM113 22H114V21H113ZM113 22H112V23H113ZM136 22H137V21H135V23H136ZM170 22H171V20H170ZM181 22H182V21H181ZM189 22H191V20H190ZM192 22H193V21H192ZM248 22H250V21H248ZM258 22L260 23V21H258ZM15 23H16V24H15ZM43 23H42V24H43ZM132 23H133V22H132ZM183 23H184V21H183ZM183 23H180L179 20H178L177 22H175V24H176L179 28H182V29L185 27V24H183ZM193 23H194V22H193ZM196 23H197V22H196ZM199 23L204 25V23H201V22H198V25H199ZM236 23H237V22H236ZM250 23H253V25L255 24L254 22H252V20H251ZM262 23H264V22H262ZM262 23H261V24H262ZM70 24L73 25V26H74V25H79V24H78V21H75V20H72V22H71ZM133 24H134V23H133ZM165 24H166V23H164L163 25H162V24H159V27H158V28H160V26L164 27ZM169 24H170V23H169ZM221 24H223V23H221ZM224 24H223V25H224ZM238 24H239V23H238ZM238 24H237V25H238ZM52 25H53V24H52ZM135 25H137V23H136ZM167 25H168V24H167ZM167 25H166L167 28L164 27L165 29H168V28H169V26H167ZM171 25H173V21H172V24H171ZM171 25H170V26H171ZM189 25H190V24H189ZM194 25H195V23H194ZM210 25H211V24H210ZM226 25H224V27H225ZM244 25H247V24H244ZM256 25H257V24H256ZM258 25H259V24H258ZM109 26H110V25H109ZM113 26H114V25H113ZM192 26H193V24L190 25V27H192ZM206 26H208V25L206 24ZM206 26H205V27H206ZM211 26H213V25H211ZM229 26H230V25H229ZM229 26H228V27H229ZM232 26H233V25H232ZM232 26H231V27H232ZM262 26H264V25H262ZM78 27H79V26H78ZM153 27H154V26H153ZM162 27L160 28L161 30H157L158 28H156L157 32L153 31V32H154V35L157 34V36H159L158 31H161V33L164 31V30L162 31V29H164V28H162ZM198 27H199V26H198ZM198 27H197V28H198ZM205 27H204V30L202 29L203 32L206 31V30H205ZM209 27H210V26H209ZM214 27H216V26H214ZM243 27H244V26H243ZM249 27H250V26H249ZM254 27H255V26H254ZM256 27H257V26H256ZM260 27H261V25H260ZM82 28H84V27L82 26ZM106 28H107V27H106ZM174 28H175V26H173V28H172L171 31H173ZM187 28H188V27H187ZM194 28H196V27H194ZM200 28H201V27H200ZM211 28H212V27H211ZM217 28H218V30L221 29V27L219 28L218 25H217V27L214 28V29H216V31H218ZM226 28H227V27H226ZM245 28H246V26H245ZM257 28H258V27H257ZM262 28H264V27H262ZM101 29H102V28H101ZM150 29H152V28H150ZM177 29H178V28H176V30H177ZM182 29H181V30H182ZM192 29H193V28H192ZM198 29H199V28H198ZM258 29H259V28H258ZM22 30H23V29H22ZM30 30H31V29H30ZM34 30H35V29H34ZM109 30H110V29H109ZM128 30H129V29H128ZM154 30H155V28H154ZM176 30H175V31H176ZM190 30H191V29H190ZM199 30H200V29H199ZM202 30H200V31H202ZM211 30H212V32H213V29H211ZM222 30H224L225 32H227V33H225L224 38H221V39H224L223 42L221 41V43H224L223 45H225L226 42H228V43H227L228 45H229V43H231V44H236V42H237V43H238L237 45L239 46V48H240V47L243 48L244 45H242V44L247 45L246 48H247V47L249 48V46H250V42H249V40H251V39H248V40H246V39H247L248 35H251L250 33H249V34H246V35H247V36L245 37L246 39H244V36H243V35H239V36H242V37H235L234 34H233V37H232L231 34H229L230 36L226 35V34H228V33H230V32L226 31L225 28L222 29ZM227 30H228V29H227ZM229 30H230V29H229ZM231 30H232V28H231ZM235 30H237V29H235ZM253 30H254V29H253ZM260 30H261V28H260ZM23 31H24V30H23ZM97 31H99V30H97ZM130 31H131V30H130ZM145 31H146V29H145ZM167 31H168V30H167ZM167 31H164V32H167ZM175 31H173V33H174ZM216 31H215V34H216ZM248 31H249V30H248ZM254 31H255V30H254ZM1 32H2V30H1ZM24 32H27V31L25 30ZM28 32H29V31H28ZM44 32H45V31H44ZM126 32H127V31H126ZM132 32H134V31H132ZM141 32H142V31H141ZM178 32H179V31H178ZM218 32H219V31H218ZM221 32H222V31H221ZM240 32H242V31H240ZM29 33H30V32H29ZM144 33H145V32H144ZM155 33H156V34H155ZM161 33H160V34H161ZM168 33H170V32H168ZM171 33H172V32H171ZM173 33H172V34H173ZM195 33H196V32H195ZM206 33H207V32H206ZM206 33H204V34H206ZM208 33H209V32H208ZM219 33H220V32H219ZM231 33H232V32H231ZM234 33H235V31H234ZM236 33H237V31H236ZM242 33H243V32H242ZM244 33H245V32H244ZM256 33H258V32H256ZM256 33H253V35L256 34ZM260 33L262 34V33H264V32H262V30H261ZM260 33H259V34H260ZM24 34H25V36H28V35H29V34H26V33H24ZM133 34H135V33H133ZM148 34H149V32H148ZM165 34H166V33H165ZM175 34H177V31L175 32ZM175 34H173V35H175ZM180 34L183 36L182 33H180ZM191 34H192V33H191ZM196 34H197V33H196ZM202 34H203V33H202ZM209 34H210V33H209ZM209 34L206 35L207 38L210 37ZM212 34H213V33H212ZM217 34H218V33H217ZM222 34H224V33H222ZM261 34H260V35H261ZM31 35H32V34H31ZM117 35H118V36H119V35H122V33H121V34H117ZM125 35H128V34H125ZM166 35H167V34H166ZM166 35H165V37H167ZM178 35H179V34H178ZM184 35H185V34H184ZM198 35H199V34H198ZM220 35H221V33H220ZM253 35H252V36H253ZM256 35H257V34H256ZM260 35H259V36H260ZM29 36H30V35H29ZM32 36H33V35H32ZM111 36H112V34H111ZM152 36H153V34L151 35V38L154 39L155 37L153 38ZM157 36H156V37H157ZM163 36H164V34H163ZM168 36H171V35H168ZM185 36H186V35H185ZM191 36H192V35H191ZM199 36H200V35H199ZM208 36H209V37H208ZM214 36H216V35H214ZM259 36L257 35V38H258ZM261 36H262V35H261ZM94 37H95V36H94ZM126 37H127V36H126ZM138 37H139V36H138ZM159 37H160V36H159ZM180 37H181V36H180ZM200 37L202 38V36H200ZM200 37H199V38H200ZM203 37H205V35H203ZM216 37H217V38H220V37H218V35H217ZM222 37H223V36H222ZM27 38H29V37H27ZM116 38H117V36H116ZM129 38H130V37H129ZM162 38H163V37H160V40H161ZM181 38H182V37H181ZM183 38H184V36H183ZM187 38H188V37H187ZM191 38H193V37H191ZM207 38H206V39H207ZM214 38H215V37H214ZM217 38H216V40H217ZM250 38H251V36H250ZM253 38H256L255 35H254ZM253 38H252V39H253ZM257 38H256V40L258 41ZM31 39H32V38H31ZM109 39H110V38H109ZM130 39H131V41H132L134 38H130ZM140 39H141V40H140ZM140 39H139V41H142V38H140ZM164 39H165V38H164ZM175 39H176V38H175ZM206 39L204 38V40H206ZM221 39H220V40H221ZM262 39H264V38H261L260 40H262ZM27 40H29V39H27ZM111 40H112V39H111ZM168 40H173V39H170V38H169ZM188 40H189V39H188ZM204 40H203V42L205 43L206 41H204ZM207 40L212 41V39H210V38L207 39ZM216 40H215V41H216ZM260 40H259L258 42H260ZM99 41H100V40H99ZM99 41H98V42H99ZM114 41H115V40H114ZM131 41H130V42H131ZM143 41H145V40L143 39ZM146 41L149 42L148 40H146ZM146 41H145V42H146ZM163 41H164V40H163ZM177 41H178V40H177ZM184 41H185V40H184ZM191 41H192V39H191ZM191 41H189V42H191ZM195 41H196V40H195ZM200 41H201V40H200ZM210 41H209V42H210ZM233 41H236V42H235V43H232ZM257 41H256V42H257ZM116 42H117V41H116ZM145 42H144V43L139 42V43H141V44H145ZM170 42L173 43L174 41H170ZM181 42H182V41H181ZM185 42H187V41H185ZM185 42H184V43H185ZM189 42H187V44H189ZM196 42H197V41H196ZM203 42H202V43H203ZM261 42H262V44H264V41H261ZM261 42H260V45H261ZM14 43H15V42H14ZM32 43H33V42H32ZM52 43H53V42H52ZM55 43H56V42H55ZM124 43H125V42H124ZM150 43H151V41H150ZM166 43H168V42H166ZM191 43H192V42H191ZM210 43L212 44V42H210ZM219 43H220V42H219ZM252 43H253V42H252ZM15 44H16V43H15ZM105 44H106V43H105ZM141 44H139V45L136 44V45H137L138 47H142ZM151 44H152V43H151ZM158 44H159V43H158ZM185 44H186V43H185ZM193 44H196V43H192V45H193ZM207 44H209V43L207 42ZM207 44H205V45H207ZM240 44H241V45H240ZM253 44H254V43H253ZM26 45H27V44H26ZM93 45H94V44H93ZM106 45H108V44H106ZM136 45H135V46H136ZM145 45H147V43H146ZM148 45H150V44H148ZM176 45H177V44H176ZM179 45H181V43H180ZM179 45H178V47H179ZM213 45L216 46L214 50L218 49V47L220 46V44H219V46L217 47V45H218L217 42H216V45H215V44H213ZM221 45H222V44H221ZM237 45H236V47L238 48ZM3 46H4V45H3ZM12 46H14V45H12ZM16 46H17V45H16ZM19 46H20V45H19ZM19 46H17V47H19ZM53 46H54V45H53ZM55 46L57 47L56 44H55ZM110 46H111V45H110ZM112 46H113V45H112ZM150 46H151V45H150ZM166 46H167V45H166ZM166 46L164 47L165 50H166V48H167ZM174 46H175V44H174ZM190 46H191V45H190ZM195 46H197V45H195ZM195 46H193V48H196V49H197V47H195ZM208 46H209V45H208ZM210 46H211V45H210ZM229 46H230V45H229ZM229 46L226 45L225 47L228 48ZM231 46H232V45H231ZM233 46H234V45H233ZM251 46H252V45H251ZM251 46H250V47H251ZM32 47H33V46H32ZM105 47H106V46H105ZM105 47H104V48H105ZM107 47H108V46H107ZM143 47H144V46H143ZM151 47H152V46H151ZM175 47H176V46H175ZM182 47H183V45H182ZM182 47L180 46V49H181ZM200 47H201V46H200ZM206 47H207V46H206ZM212 47H213V46H211V47H209V48L213 49ZM223 47H224V46H223ZM225 47H224V48H225ZM262 47H264V46H262ZM262 47H261V48H262ZM12 48H13V47H12ZM12 48L8 47V45L5 44V46H4V57H5L6 59H12V58H14V57H16V56L18 55V54H15V51H13ZM30 48H31V47H30ZM96 48H97V47H96ZM118 48H120V47H118ZM118 48H116V49H118ZM162 48H163V47H162ZM176 48H177V47H176ZM220 48H221V47H219V49H220ZM227 48H226V50H225V49L223 50V48H221V50H222V51H227V52H228L229 50H227ZM229 48H230V47H229ZM233 48H235V46L232 47L231 50H232ZM251 48H252V47H251ZM258 48H259V47H258ZM19 49H21V47H19ZM25 49H27V48H25ZM33 49H34V48H33ZM58 49H59V48H58ZM108 49H109L110 51H112L110 48H107V50H108ZM152 49H153V48H152ZM169 49H170V48H169ZM184 49H185V48H182V50H184ZM219 49H218V50H219ZM253 49H254V48H253ZM255 49H257V48H255ZM255 49H254V50H255ZM259 49H260V48H259ZM14 50H15V48H14ZM118 50H120V49H118ZM148 50H149V49H148ZM188 50H189V49H188ZM201 50H202V49H201ZM231 50H230V51H231ZM234 50H235V49H234ZM238 50L241 51V53H243L242 56H244V52H245L246 50H244V51H243L242 49H241V50L238 49ZM238 50H237V51H238ZM261 50H264V49H260V51H261ZM20 51H21V50H20ZM110 51H109V52H110ZM173 51H174V50H173ZM184 51H185V50H184ZM186 51H187V47H186ZM190 51H191L190 53H192V55H193V53H196V52H195V49H192V50H191V48H190ZM193 51H194V52H193ZM197 51H198V50H197ZM199 51H200V50H199ZM199 51H198V52H199ZM235 51H236V50H235ZM237 51H236V52H237ZM242 51H243V52H242ZM248 51H249V50L247 49V52H248ZM250 51H251V50H250ZM255 51H256V50H255ZM260 51H258V52L260 53ZM21 52H22V51H21ZM33 52H34V51H33ZM97 52H100V53H101V50H100V51L97 50ZM112 52H113V51H112ZM126 52H127V51H126ZM136 52H137V51H136ZM158 52H159V51H158ZM169 52H170V51H169ZM200 52H201V51H200ZM200 52H199V53H200ZM202 52H203V51H202ZM202 52H201V54L204 55V53L206 52V50H205L204 53H202ZM212 52H213V51H212ZM215 52H217V50H216ZM251 52H252V51H251ZM251 52H250V53H251ZM23 53H24V52H23ZM128 53H129V52H128ZM167 53H168V52H167ZM185 53H186V52H185ZM187 53H188V52H187ZM190 53H189V54H190ZM213 53H214V52H213ZM241 53L239 52L240 55H241ZM245 53H246V52H245ZM254 53H257V51L254 52ZM26 54H27V53H26ZM28 54H29V56H30L31 53L29 52ZM28 54H27V55H28ZM53 54H54V53H53ZM125 54H126V53H125ZM173 54H174V53H173ZM201 54H200V55H201ZM206 54H207V56L209 55V53H206ZM215 54H216V53H215ZM218 54H219V53H218ZM221 54H222V53H221ZM227 54H229V53H227ZM227 54H226V55H227ZM233 54H234V53H233ZM233 54H232L231 57L234 56ZM236 54H237V57L234 56V57H235V61H234V62H235L237 65H240V66L242 67V66L244 65V63L247 62L248 60H244L245 58L243 59L242 57H238V56H239V55H238V52L235 53V55H236ZM247 54H248V53H247ZM251 54H252V53H251ZM251 54H250V56H251ZM27 55H26V56H27ZM192 55H191V56H192ZM202 55H201V57H202ZM216 55H217V54H216ZM230 55H231V53H230ZM230 55H229V57H230ZM41 56H42V55H41ZM110 56H111V55H110ZM195 56L197 57L198 55L195 54ZM212 56H214V55H209L208 58L211 60V58H214V57H212ZM217 56H218V55H217ZM248 56H249V55H248ZM165 57H166V56H165ZM192 57H193V56H192ZM196 57H195V58H196ZM210 57H211V58H210ZM231 57H230V58H231ZM234 57H233V58H234ZM253 57H255V56H253ZM259 57H260V60H261L262 62H264V55H261V56L259 55ZM31 58H32V57H31ZM111 58H112V57H111ZM135 58H136V57H135ZM138 58H139V57H138ZM176 58H177V57H176ZM199 58H200V57H198V59H199ZM221 58H222L225 62H222V59H221ZM221 58H220V59H221L220 62L223 63V64L221 63L223 66H227V65H224V64L226 63V60L231 61V60H229V58L227 59V57H225L223 54L221 55ZM46 59H47V58H46ZM159 59H160V58H159ZM202 59H203V57H202ZM214 59H215V58H214ZM217 59H218V57H217ZM217 59H216V60H217ZM252 59H255V58H252ZM256 59H257V57H256ZM1 60H3V59H1ZM35 60H37V59H35ZM38 60H39V58H38ZM38 60H37V61H38ZM116 60H117V59H116ZM137 60H138V59H137ZM179 60H181V59H179ZM210 60H209V62H211ZM232 60H233V59H232ZM257 60H258V59H257ZM46 61H47V60H46ZM118 61H119V60H117V63H118ZM126 61H127V60H126ZM162 61H163V60H162ZM213 61H214V60H213ZM254 61H255V60H254ZM39 62L42 64L41 59L39 60ZM75 62H76V61H75ZM115 62H116V61H115ZM170 62H171V61H170ZM217 62L220 63L218 60H217ZM37 63H38V62H37ZM40 63H38V65H37L38 67H42V65H41ZM117 63H116V64H117ZM127 63H128V62H127ZM135 63H136V62H135ZM212 63H213V62H211V64H212ZM218 63H217V64H218ZM248 63H251V62L249 61ZM248 63H246V64L248 65ZM255 63H256V62H255ZM69 64H70V63H69ZM203 64H206V63L203 62ZM203 64L200 63V66L202 67ZM208 64H209V63H208ZM221 64H220V66L222 67ZM229 64H230V63H229ZM231 64H232V66H233V63H232V62H231ZM261 64H262V63H261ZM261 64H259V65H261ZM7 65H8V64H7ZM120 65H121V64H120ZM144 65H145V64H144ZM190 65H191V64H190ZM218 65H219V64H218ZM262 65H264V64H262ZM3 66H4V65H3ZM53 66H55V65H53ZM184 66H185V65H184ZM191 66H192V65H191ZM191 66H188V68L191 67ZM203 66H204V65H203ZM208 66H209V65H208ZM212 66H213V65H211V67H212ZM220 66H218V67H220ZM234 66H235V65H234ZM240 66H239V67H240ZM134 67H135V66H134ZM197 67H199V66H196V68H197ZM214 67H215V65H214ZM229 67H230V65H229ZM239 67H237V68H239ZM243 67H245V66H243ZM246 67H247V69H248V72H250V74H252V75L255 74L254 72L252 73V71L254 70V65H253V64H249V65L246 66ZM73 68H74V67H73ZM127 68H128V67H127ZM138 68H139V67H138ZM196 68H195V69H196ZM202 68H203V67H202ZM202 68H201V69H202ZM205 68H206V67H205ZM215 68H216V67H215ZM222 68H223V67H222ZM222 68H220V69H222ZM227 68H228V67H227ZM231 68H233V67L228 68V72H229V70H230V71H233V70H231ZM234 68H235V67H234ZM257 68H258V67H257ZM259 68H260V67H259ZM261 68H262V66H261ZM80 69H81V68H80ZM183 69H184V68H183ZM189 69H191V68H189ZM192 69H194V68L192 67ZM192 69H191V70H192ZM224 69H225V67H224ZM224 69H222L223 72H224V71L227 72V70H224ZM241 69H242V68H241ZM262 69H264V68H262ZM43 70H44V69L42 68V71H43ZM138 70H139V69H138ZM187 70H188V69H187ZM209 70H211L210 67H209ZM212 70L214 71V69H212ZM222 70H221V71H222ZM236 70H237V69H236ZM244 70H246V69H244ZM15 71H16V70H15ZM86 71H87V70H86ZM136 71H137V70H136ZM140 71L142 72V69H141ZM189 71H190V70H189ZM201 71H202V70H201ZM221 71H218V72L215 73V74L217 75L218 73H221ZM261 71H264V70H261ZM77 72H78V71H77ZM143 72H144V71H143ZM152 72H153V71H152ZM152 72H151V73H152ZM192 72H194V70H192L191 73H192ZM199 72H200V71H199ZM202 72H203V71H202ZM226 72H225V75H224L223 73H222L223 75L220 74L221 77H219V78H216L215 74H213V75H214V78H216L217 80H221L222 78H224L223 80H225L226 75L228 76L229 74H231V72H229V74H226ZM228 72H227V73H228ZM237 72H239V70H238ZM241 72H242V71H241ZM62 73H63V72H62ZM145 73H146V72H145ZM153 73H154V72H153ZM160 73H162V72H160ZM191 73H190V74H191ZM233 73H234V72H233ZM257 73H258V72H257ZM257 73H256V74H257ZM17 74H18V73H17ZM194 74H196V73H194ZM201 74H202V73H201ZM211 74H212V73H211ZM236 74H237V75H241L240 72H239V74H238V73H236ZM250 74H249V75H250ZM258 74H259V73H258ZM262 74H264V72H262ZM46 75H47V74H46ZM138 75H139V74H138ZM138 75H137V76H138ZM151 75H152V74H151ZM154 75L156 76V74H154ZM204 75H205V74H204ZM204 75H202V76H204ZM213 75H212V76H213ZM231 75H232V74H231ZM234 75H235V74H233V76H234ZM242 75H243V74H242ZM249 75H247V76H249ZM47 76H48V78L50 79L49 75H47ZM47 76H46V77H47ZM76 76L78 77L79 75H76ZM76 76H75V77H76ZM85 76H87V75H85ZM157 76H158V75H157ZM192 76H193V75H192ZM199 76H201V75L199 74ZM202 76H201V77H202ZM224 76H225V77H224ZM255 76H256V75H255ZM262 76H264V75H262ZM77 77H76V78H77ZM143 77H144V76H143ZM160 77H161V76H160ZM190 77H191V76H190ZM230 77H232V76H230ZM236 77H237V76H236ZM242 77H243V76H242ZM245 77H246V76H245ZM245 77H243L245 81H246V79H250V78H251V76H250V78H247V77L245 78ZM253 77H254V75L252 76V78H251L250 80H252ZM257 77H259V76H257ZM30 78H31V77H30ZM37 78H38V77H37ZM48 78H46V79H48ZM78 78H79V77H78ZM80 78H81V77H80ZM119 78H120V77H119ZM191 78H192V77H191ZM191 78H190V80H191ZM234 78H235V77H234ZM259 78H261V75H260ZM82 79H83V78H82ZM111 79H112V78H111ZM120 79H121V78H120ZM120 79H119V80H120ZM193 79H194V78H193ZM196 79H197V80H196ZM196 79H195V80L197 81L198 84L202 82L201 79L198 78V76H197ZM207 79H208L209 82H210V81H211L210 79H212V78H211V75H210V79H209V78H207ZM226 79H227V78H226ZM230 79H233V78H229V80H227V81H230ZM240 79H241V77H240ZM254 79H256V78L254 77ZM26 80H27V79H26ZM144 80H145V79H144ZM168 80H169V79H168ZM212 80H213V79H212ZM223 80H222V81H223ZM237 80H239V79L236 78L235 81H237ZM257 80H260V79H257ZM262 80H264V78H262ZM262 80H260V81H262ZM31 81H33V80H31ZM34 81H35V83H34ZM34 81H33V84H37V85L39 84V85H41L39 81H38V83L36 82V80H34ZM82 81H83V80H82ZM120 81H121V80H120ZM200 81H201V82H200ZM213 81H214V80H213ZM213 81H212V82H213ZM232 81H233V83H235L234 79H233ZM232 81H231V82H228V85L231 86V89H232V87H233V86L231 85V84H232ZM248 81H249V80H247V83H249ZM49 82H50V81H49ZM149 82L151 83V81H149ZM162 82H163V81H162ZM209 82H208L207 84H209ZM212 82H210V84H211ZM216 82H217V81H216ZM216 82H215V84H216ZM220 82H221V81H220ZM220 82H218V83H219V84H222V82H221V83H220ZM239 82H241V81H239ZM23 83H24V82H23ZM23 83H21V84H23ZM44 83H45V82H44ZM44 83H43V84H44ZM46 83H47V82H46ZM52 83H53V82H52V80H51V84H52ZM94 83H95V82H94ZM117 83H118V82H117ZM147 83H148V82H147ZM152 83H153V82H152ZM166 83H167V82H166ZM230 83H231V84H230ZM242 83H243V85H244L245 82L242 80ZM257 83H258V82H257ZM257 83H256V84H257ZM262 83H264V82H262ZM24 84H26V83H24ZM29 84H30V83H29ZM31 84H32V83H31ZM54 84H55V83H54ZM210 84H209V85H210ZM224 84H225V82H224ZM251 84H252V83H251ZM251 84H248V85L245 84L246 87H247V86L249 87V85L251 86V87H249V90H250V88L252 89V88L254 87V86H252ZM256 84L253 83V85H255L256 87H258V85H256ZM258 84L260 85V83H258ZM27 85H28V84H27ZM45 85H46V84H45ZM45 85H44V87H45ZM83 85H84V84H83ZM140 85H141V84H140ZM140 85H139V86H140ZM142 85H143V84H142ZM146 85H147V84H146ZM212 85H214V84H212ZM216 85H217V84H216ZM228 85H226V88H227ZM233 85H234V84H233ZM236 85H237V82H236ZM41 86H42V85H41ZM80 86H81V85H80ZM98 86H99V85H98ZM105 86H106V85H105ZM121 86H122V84H121ZM151 86H153V85L151 84ZM205 86H207V85H202V87H201L202 90H203V88H204ZM239 86H240V85H239ZM262 86H264V85H262ZM22 87H23V86H22ZM26 87H27V86H26ZM36 87H37V86H36ZM42 87H43V86H42ZM59 87H60V86H59ZM103 87H104V86H103ZM107 87H108V86H107ZM148 87H150V84H148ZM209 87H210V86H209ZM218 87H219V86H218ZM228 87H229V86H228ZM237 87H238V86L235 87L236 90H237ZM240 87H241V86H240ZM240 87H239V88H240ZM246 87H245V88H246ZM256 87H255V88H256ZM260 87H261V86H260ZM38 88H39V87H38ZM60 88H61V87H60ZM122 88H123V87H122ZM199 88H200V87H199ZM206 88H207V87H205V89H204L205 91H207ZM214 88H215V87H214ZM229 88H230V87H229ZM229 88H228V89H229ZM235 88H234V89H235ZM243 88H244V86H243ZM243 88H242V89H243ZM255 88H254V90H253V89H252V90L255 91ZM261 88H262L261 90H264V87H261ZM22 89H23V88H22ZM27 89H28V87H27ZM27 89H26V90H27ZM35 89H36V88H35ZM42 89H43V88H42ZM42 89H41V92L43 93L44 90L42 91ZM44 89H45V88H44ZM117 89H118V88H117ZM159 89H160V88H159ZM207 89H208V88H207ZM217 89H218V88H217ZM242 89H238V90L241 91ZM26 90H25V87H24L23 91L25 92ZM38 90H40V88H39ZM48 90H49V92H51L49 88H48ZM197 90H198V89H197ZM204 90H203V92H204ZM212 90H213V89H212ZM232 90H233V89H232ZM238 90H237V91H238ZM246 90H248V89H246ZM257 90H259V88L256 89V91H257ZM31 91H32V89H31ZM45 91H46V90H45ZM97 91H98V90H97ZM104 91H105V90H104ZM140 91H141V90H140ZM178 91H179V90H178ZM199 91H200V89H199ZM213 91H214V92H211V95H212V93H215L216 90L214 89ZM218 91H219V90H218ZM256 91H255V94L257 93ZM1 92H4V91L2 90V87H1V89H0V93H1ZM24 92H23V93H24ZM32 92H33V93H32ZM32 92H31V93H32V95H33L35 92H34V91H32ZM39 92H40V91H39ZM47 92H48V91H47ZM56 92H57V91H56ZM100 92H101V91H100ZM150 92H151V91H150ZM189 92H191V91H189ZM242 92H243V91H241L240 93H242ZM248 92H249V91H248ZM258 92H260V91H258ZM262 92H264V91H262ZM262 92H260V94L258 95V96H259V99H260L261 96L264 97V95H261ZM29 93H30V90H29V92H28L27 94H29ZM57 93H58V92H57ZM59 93H60V92H59ZM59 93H58V94H59ZM101 93H104V92L102 91ZM109 93H110V92H109ZM142 93H144V92L142 91ZM145 93H146V92H145ZM193 93H194V92H193ZM195 93H196V92H195ZM205 93H206V92H205ZM205 93H203V94L205 95ZM209 93H210V92H209ZM221 93L224 94V92H221ZM229 93H230V95H232L231 92H229ZM238 93H239V92H238ZM244 93H245V92H244ZM250 93H251V92H250ZM250 93H245V94H248V95H249ZM252 93H253V92H252ZM252 93H251V94H252ZM39 94H40V93H39ZM94 94H95V93H94ZM121 94H122V93H121ZM135 94H136V93H135ZM203 94H202V96H203ZM216 94H219V93L216 91ZM234 94H236V92L233 93V95H234ZM32 95L30 94V96H32ZM37 95H38V94H37ZM42 95H44V94H42ZM42 95H41V96H42ZM45 95H46V94H45ZM47 95H48V96H51V93H50V95H49V93H47ZM59 95H60V94H59ZM104 95H105V94H104ZM113 95H114V93H113ZM156 95H157V97H158V94H156ZM160 95H161V94H160ZM164 95H165V94H164ZM190 95H191V94H190ZM206 95H207V94H206ZM213 95H214V94H213ZM224 95H225V94H224ZM224 95H223V96H224ZM226 95H227V96H230V95H228V92H227ZM233 95H232V96H233ZM252 95H253V94H252ZM260 95H261V96H260ZM0 96H1V95H0ZM54 96L56 97V95H54ZM95 96H96V95H95ZM114 96H115V95H114ZM161 96H162V95H161ZM214 96H215V95H214ZM218 96H220V95H218ZM218 96L216 97V99L218 98ZM223 96H221V98H222ZM227 96H224V97H227ZM236 96H238V94L235 95V97H232V98H236ZM242 96H243V98L241 97V95H239V97L242 98V101H244V100H245L244 95L242 94ZM246 96H247V95H246ZM253 96H254V98H255V95H253ZM253 96L250 95V96H248V97H251V98H252ZM33 97H34V99H35V94H34ZM33 97H32V98H33ZM118 97H119V99H120V96H119V95L116 96V98H118ZM126 97L128 98V96H126ZM126 97H125V98H126ZM132 97H133V96H132ZM154 97H155V96H154ZM193 97H195L194 94H193ZM209 97H210V96L208 95V98H209ZM212 97H213V96H212ZM224 97H223V98H224ZM239 97H238V98H239ZM262 97H261V100H262ZM30 98H31V97H30ZM50 98H51V97H50ZM52 98H53V97H52ZM57 98L59 99L58 96H57ZM81 98H82V97H81ZM125 98H124V99H125ZM143 98H144V97H143ZM159 98H160V96H159ZM195 98H196V97H195ZM202 98H203V97H202ZM223 98H222V99H223ZM227 98H229V97H227ZM232 98H231V99H232ZM238 98H237V99H238ZM36 99H37V98H36ZM48 99H49V98H48ZM163 99H164V98H163ZM187 99H188V98H187ZM197 99H198V98H197ZM206 99H207V98H206ZM219 99H220V97H219ZM243 99H244V100H243ZM255 99H256V98H255ZM259 99H258L257 102L260 101ZM50 100H51V99H50ZM64 100H65V99H64ZM128 100H129V99H128ZM140 100H141V99H140ZM204 100H205V99H204ZM217 100H218V99H217ZM225 100H228V99L225 98ZM225 100H224V101H225ZM235 100H236V99H235ZM256 100H257V99H256ZM80 101H81V100H80ZM84 101H85V100H84ZM143 101H144V100H143ZM224 101L222 102L224 105H223V104H222V105H223V106H226L225 103H227L228 101H226V102H224ZM239 101H241V100H239ZM239 101H237V102L240 103ZM107 102H109V101L107 100ZM121 102H122V101H121ZM136 102H137V100H136ZM136 102H135V103H136ZM187 102H188V101H187ZM204 102H205V101H204ZM207 102H209V101H207ZM233 102H236V101H233ZM254 102H255V101H254ZM261 102H264V100H262ZM0 103H1V100H0ZM53 103H54V102H53ZM59 103H60V102H59ZM62 103H64V102H62ZM62 103H61V104H62ZM72 103H73V102H72ZM111 103H113V102H111ZM115 103H116V102L114 101V104H115ZM119 103H120V102H119ZM130 103H131V102H130ZM130 103H129V104H130ZM135 103H134V104H135ZM194 103H195V101H194ZM199 103H201V102L199 101ZM199 103H198V104H199ZM213 103H214V101H213ZM213 103H212V105H213ZM217 103H218V102H217ZM217 103H216V104H217ZM229 103H230V101H229ZM229 103H227V108H226V107L222 108V107H223L222 105H221V106H218V108L221 107V109H223V110H224L225 108H226L227 110L232 109V110H231V113H233V112H232V111L234 110L233 108H237V107H239V105H238V106H236V107L234 106L233 108H229V109H228V105H229V106H231V105L233 106L232 103H230L231 105H230ZM252 103H253V102H252ZM64 104H65V103H64ZM66 104H67V103H66ZM109 104H110V103H109ZM122 104H123V103H122ZM146 104H147V103H146ZM165 104H168V103H164L163 105H165ZM175 104H176V103H175ZM185 104H186V103H185ZM198 104H197V107H198ZM214 104H215V103H214ZM216 104L213 105V108H214V109H215L214 106H216ZM234 104L236 105L237 103H234ZM241 104H242V103H241ZM259 104H260V102H259ZM18 105H20V104H18ZM73 105H74V103H73ZM107 105H108V104H107ZM137 105H138V104H137ZM186 105H187V104H186ZM189 105H190V103H189ZM206 105H207V104H206ZM210 105H211V104H209V106H210ZM260 105H262V103H261ZM30 106H32V105H30ZM64 106H65V105H64ZM68 106H69V105H68ZM112 106H113V105H112ZM112 106H110V107L112 108ZM119 106L121 107L120 104H119ZM125 106H126V105H125ZM125 106H123V107H121V108L124 109ZM132 106H133V105H132ZM176 106H177V104H176ZM232 106H231V107H232ZM240 106H241V105H240ZM6 107H7V106H6ZM126 107H127V106H126ZM135 107H137V106H135ZM138 107H139V106H138ZM138 107H137V108H138ZM171 107H172V106H171ZM194 107H195V106H194ZM210 107H211V106H210ZM216 107H217V106H216ZM242 107H244V105H242ZM242 107H239V108H242ZM245 107H246V105H245ZM245 107L242 108V109H243V110H242L243 112H245V111L248 110V108H246V110H244ZM69 108H70V107H69ZM76 108L78 109L77 106H76ZM113 108H115V107H113ZM113 108H112V109H113ZM116 108H117V105H116ZM127 108H128V107H127ZM127 108H126V109H127ZM143 108H144V107H143ZM169 108H170V107H169ZM205 108H206V107H205ZM207 108H208V107H207ZM239 108H237V110H238ZM109 109H110V108H109ZM128 109L130 110V109H132V108H128ZM128 109H127V110H128ZM133 109H134V108H133ZM135 109H136V108H135ZM141 109H142V108H141ZM172 109L174 110V109H175V106H174V108H172ZM179 109H180V108H179ZM209 109H210V108H209ZM211 109H212V108H211ZM249 109H250V108H249ZM260 109H261V108H260ZM10 110H11V112H9L10 114H11V113H15L14 110H12V109H10ZM23 110H24V109H23ZM36 110H37V109H36ZM41 110H42V108H41ZM115 110L117 111V109H115ZM118 110H119V109H118ZM129 110L127 111V114H128V112H129ZM138 110H139V109H138ZM170 110H171V108H170ZM194 110H195V109H194ZM203 110H205V109H203ZM218 110H219V109H217V112H215L216 114H214V116H215V115H218L217 113L221 112V111L218 112ZM240 110H241V109H240ZM253 110H254V109H253ZM255 110H256V109H255ZM255 110H254V111H255ZM0 111H2V110L0 109ZM8 111H9V108H8ZM12 111H13V112H12ZM71 111H72V110H71ZM78 111L80 112V117H83V116H82V115H83V114H82L83 112L81 113L82 110L79 109ZM78 111H77V113H78ZM119 111H120V110H119ZM124 111H126V110H124ZM144 111H145V110H144ZM163 111H164V110H163ZM186 111H187V110H186ZM210 111H211V110H210ZM254 111H253V112H254ZM258 111H260V110H258ZM258 111H257V112H258ZM37 112H38V110H37ZM39 112H41V111H39ZM39 112H38L37 114H41L43 111H42L41 113H39ZM44 112H45V111H44ZM46 112H48V111H46ZM53 112H54V111H53ZM53 112H52V113H53ZM69 112H70V111H69ZM114 112H115V111H114ZM114 112H113V114H116V113H114ZM120 112H121V111H120ZM146 112H148V111H146ZM165 112H166V111H165ZM175 112H176V111H175ZM188 112H189V111H187L186 113H188ZM191 112H193V110H192ZM195 112H196V111H195ZM224 112H225V111H224ZM239 112H240V111H239ZM243 112H242V114H244ZM253 112H252V109H250V110H249V113H247V115H250V117H248V118H250V121H251V122H252V121H255V120H254V117H253V115H252ZM257 112H256V113H257ZM260 112H261V111H260ZM48 113H49V115H48V114H47V115H48V116H51V115H50V112H48ZM54 113H55V112H54ZM66 113H67V112H66ZM71 113L73 114L74 112L72 111ZM117 113H118V112H117ZM170 113H173V112H170ZM183 113H184V112H183ZM196 113H198V112H196ZM202 113H203V112H202ZM205 113H206V112H205ZM226 113H228V112H225V114H226ZM229 113H230V112H229ZM229 113H228V114H229ZM231 113H230V115H231ZM245 113H246V112H245ZM256 113L254 112V114H256ZM28 114H29V113H28ZM28 114H27V116H33V115H34V114H33V115H32V114L28 115ZM37 114H35V115L38 116ZM99 114H100V113H99ZM121 114H122V113H121ZM153 114H154V113H153ZM199 114H201V113L199 112ZM234 114H235V113H234ZM240 114H241V113H240ZM42 115H43V114H42ZM42 115H41V117H42ZM52 115H53V114H52ZM73 115H74V114H73ZM118 115H119V113H118ZM128 115H129V114H128ZM164 115H165V114H164ZM189 115H191V114H189ZM196 115H197V114H195V116H193V115H191V116H193V117H197V119H198V116H196ZM206 115H207V117H208V113H206ZM206 115H204V116H205V119H203V120H204V121H205V120H206V121H209V120H210V117H208V118H209V120H208V118L206 117ZM220 115H221V113H220ZM251 115H252V119H253V120H251ZM260 115H261V113H260ZM260 115H258V116H260ZM44 116H45V114H44ZM88 116H89V115H88ZM106 116H108V115H106ZM209 116H210V115H209ZM214 116H212V117H214ZM218 116H219V115H218ZM221 116H222V115H221ZM223 116H224V114H223ZM223 116H222V117H223ZM226 116H227V114H226ZM226 116H225V117H226ZM228 116H229V115H228ZM228 116H227V120H229V122H230L231 118H228ZM237 116H238V115H237ZM261 116H262V115H261ZM46 117H47V116H46ZM55 117H56V118H55ZM58 117H59V116H57V114H55V116L53 115V118H54V119H57ZM62 117H63V116H62ZM62 117H61V119H62ZM76 117H77V116H76ZM114 117H115V116H114ZM169 117H170V116H169ZM189 117H190V116H189ZM199 117L201 118V115H199ZM215 117H217V116H215ZM238 117H239V116H238ZM242 117H243L242 119H245V118H244V115H242ZM245 117H246V114H245ZM255 117H256V116H255ZM262 117H264V116H262ZM262 117H260V118H257V117H256V120H260ZM30 118L32 119L33 117H30ZM42 118H43V117H42ZM47 118H48V117H47ZM51 118H52V116H51ZM64 118H65V116H64ZM64 118H63V119H64ZM85 118H86V117H85ZM88 118H89V117H88ZM110 118H111V116H110ZM112 118H113V117H112ZM116 118L118 119V117H115V119H116ZM124 118H125V119H124L123 121L126 120L124 124L127 125L126 127H128V123H126V122H127V117H124ZM134 118H135V116L133 117L132 120H134ZM138 118H139V117H138ZM141 118H142V117H141ZM171 118H172V117H171ZM185 118H186V117H185ZM190 118H191V117H190ZM235 118H236V117H235ZM235 118L232 119V120H235ZM240 118H241V117H240ZM4 119H5V118H4ZM28 119H29V118H28ZM31 119H30V120H31ZM43 119H44V118H43ZM59 119H60V118H58V120H59ZM63 119H62V121H61L62 123H60L61 125L67 120V119H66V120L64 119L65 121L63 122ZM82 119H83V118H82ZM121 119H122V118H121ZM128 119H129L128 121H131V122H132V120L130 119V117H128ZM142 119H144V118H142ZM142 119H141V120H142ZM172 119H173V118H172ZM181 119H182V118H181ZM214 119H215V118H214ZM221 119H222V118H221ZM58 120H57V121H58ZM110 120H111V119H110ZM161 120H162V119H161ZM218 120H219V121H218ZM232 120H231V122H232ZM262 120H264V119H262ZM33 121H34V119H33ZM37 121H38V120H37ZM44 121H45V120H44ZM44 121L42 120L43 123H44ZM73 121H74V120H72V123H73ZM87 121H88V120H87ZM87 121H86V122H87ZM90 121H91V120H90ZM101 121H102V120H101ZM123 121H122V123H123ZM138 121H139V120H136V122H138ZM143 121H144V120H143ZM147 121H149V120L147 119ZM147 121H145V122L147 123ZM167 121H168V120H167ZM173 121H174V120H173ZM215 121H216V122H220V124H221L220 117H219V119H217V120H215ZM223 121L226 122V119H224ZM235 121H236V120H235ZM245 121H246V119H245ZM250 121H249V122H250ZM260 121H261V120H260ZM8 122H9L10 124H11V122H12V124H13V123H17L16 119L14 120L13 116H12V117H9V119L7 120V123H8ZM23 122H24V121H23V119H22V123H23ZM26 122H27V121H26ZM26 122H25V123H26ZM42 122H41V124H42ZM46 122L48 123L49 121H46ZM84 122H85V121H84ZM94 122H96V121H94ZM110 122H111V121H110ZM114 122H115V121H114ZM114 122H112V123H114ZM119 122L121 123V121H119ZM133 122H135V121H133ZM141 122H142V121H139L140 124H143V123H141ZM145 122H144V123H145ZM209 122H211V120H210ZM224 122H222V123H223V124H226V125L229 124V122H226V123H224ZM231 122H230V124H231ZM0 123H2V121H1ZM22 123H21V124H22ZM25 123H24V125H22L23 128L25 129V132L23 133V132L20 130V131L23 133V134L21 133V138L23 137V140H25L24 138H27L28 140H30V142H31L32 145L35 147V149H36V148H38V149H42V148H44V149H45V148H46V145L48 146V144H46L47 142L44 140V138L41 137L42 135L39 136L40 134H42V132H39L40 134H38V132H36L37 130H36V131L33 130V129L31 128V126H29L28 124H25ZM35 123H36V122H35ZM39 123H40V120H39ZM39 123H38V124H39ZM51 123H52V122H51ZM68 123H69V124H67V123L65 122V124L68 125V127H69L70 124H72V123L69 122V120H68ZM74 123H75V121H74ZM87 123H89V122H87ZM87 123H86V125H87ZM97 123H98V122H96V124H97ZM122 123H121V124H122ZM167 123H168V122H167ZM170 123H171V122H170ZM191 123H192V122H191ZM197 123H198V122H197ZM197 123H196V125H197ZM211 123H212V122H211ZM233 123H234V121H233ZM233 123H232V124H233ZM236 123H237V122H236ZM240 123H241V122H240ZM258 123H259V122H258ZM49 124H50V123H49ZM49 124H48V125H49ZM65 124H64V125H65ZM89 124H90V123H89ZM89 124H88V127H89ZM93 124H94V123H93ZM99 124H100V123H98L97 126H98ZM115 124H116V123H115ZM118 124H119V123H118ZM133 124H134V123H133ZM137 124H138V123H137ZM192 124L194 125V123H192ZM217 124H218V123H217ZM223 124L219 125V128H220V126L222 127ZM230 124H229V125H230ZM244 124H245V122H244ZM246 124H247V126H248V122H247ZM250 124H251V123H250ZM256 124H257V123H256ZM261 124H262V125H261ZM13 125H14V124H13ZM48 125L46 124V127H47ZM53 125H55V124H53ZM56 125H57V124H56ZM61 125H60V126H61ZM64 125H62V126H64ZM72 125H76V123H75V124H72ZM101 125H102V123H101ZM107 125H108V124H107ZM107 125H105L104 128H106ZM119 125H120V124H119ZM122 125H123V124H122ZM135 125H136V124H135ZM135 125H132V123H131V124L129 123V126H131L132 129H133V127L135 128ZM148 125H149V124H148ZM160 125H161V124H160ZM167 125H168V124H167ZM176 125H178V124H176ZM185 125H187V124L184 123V126H185ZM190 125H191V124H190ZM193 125H192V126H193ZM201 125H202V124L200 123V125H199L200 127H199V126H198V127H199V129H200L201 127H202L203 129H201L202 131L199 130L200 132H202V133H200L199 135H197L198 133L195 134V133L193 132V130H192L193 128L191 129L192 132H193L195 135H197L195 138H197V137L199 138V136H200L201 134L204 135V131H203V130H205L204 127H206V126L203 127V125H202V126H201ZM226 125H225V128H226ZM241 125H242L243 128H244L243 122L240 124V126H238L237 124H236L235 126L242 127ZM257 125H259V126L261 125L262 127H264V123H262V122H260V124H257ZM11 126H12V125H11ZM42 126H43V125H42ZM51 126H52V125H51ZM76 126H77L78 128H77V127H76V129L74 128L75 130H77V131L80 132V133L82 132V135H83V136L87 135V134L84 135V133H83V132L86 130V128H84L82 125L79 126L78 124H77ZM93 126H94V125H93ZM112 126H113V124H112ZM123 126H124V125H123ZM136 126H137V125H136ZM154 126H155V125H154ZM154 126H153V127H154ZM158 126H159V124H158ZM158 126H156V129H155V130H157V131H156L155 133H157V132L160 130V128H161V127H158ZM173 126H174V125H173ZM187 126H188V125H187ZM187 126H186V127H187ZM230 126H231V125H230ZM247 126H245V127H246L245 130H248V131H249L250 128L252 127V124H251L250 127H247ZM261 126H260V127H261ZM0 127H1V126H0ZM4 127L6 128V124H4ZM32 127H33V125H32ZM43 127H44V126H43ZM43 127H42V128H43ZM49 127H50V125H49ZM49 127H47V130H48ZM55 127H58V126H55ZM113 127H114V126H113ZM139 127H141V126L139 125ZM146 127H147V126H146ZM162 127H164V126H162ZM168 127H169V126H168ZM190 127H191V126H190ZM223 127H224V126H223ZM223 127H222V131L225 130V131H223V132L228 131V130H226V129H223ZM253 127H254V126H253ZM253 127H252L251 129H253ZM257 127H258V126H257ZM7 128H8V127H7ZM7 128H6V129H7ZM12 128H13V127H12ZM15 128H16V126H15ZM17 128H18V127H17ZM19 128H20V127H19ZM30 128H31V130H30ZM40 128H41V126H40ZM51 128L54 129V126L51 127ZM61 128H63V127H61ZM61 128H59V127H58V128H55V131H56V129H61ZM64 128H65V126H64ZM64 128H63V129H64ZM111 128H112V127H111ZM124 128H125V126H124ZM144 128H145V127H144ZM151 128H152V126L150 127V129H151ZM154 128H155V127H154ZM154 128L152 129V131L154 130ZM158 128H159V130H158ZM187 128H188V127H187ZM209 128H210V126H209ZM214 128H215V127H214ZM217 128H218V125H217ZM233 128H234V127H231V129H233ZM236 128H237V127H236ZM243 128H242V130H241V128H240L241 132L243 131ZM248 128H249V129H248ZM0 129H1V128H0ZM66 129H67V128H66ZM69 129H70V127H69ZM98 129H99V128H98ZM112 129H114V128H112ZM125 129H126V128H125ZM132 129H130V130H132ZM135 129H136V128H135ZM145 129H147V128H145ZM150 129H149V130H150ZM161 129H162V128H161ZM179 129H180V128H179ZM184 129H185V128H184ZM188 129H189V128H188ZM228 129H230V127H229ZM15 130H16V129H15ZM42 130H43V129H42ZM45 130H46V129H45ZM47 130L44 131V132L47 133ZM61 130H62V129H61ZM91 130H92V129H91ZM106 130L108 131L109 128L106 129ZM127 130H129V129H127ZM155 130H154V131H155ZM186 130H187V129H186ZM189 130H190V129H189ZM211 130H213V131H212V133H213V132H214V129H212V126H211ZM211 130L208 129L207 131L211 132ZM257 130H259V129L257 128ZM7 131H8V130H7ZM50 131H51V129L49 130V132H50ZM111 131L113 132V130H111ZM116 131L121 132L119 129L116 130ZM124 131H125V130H124ZM133 131H134V130H133ZM136 131H137V129H136L134 132L136 133ZM152 131H151V132H152ZM154 131H153V133H154ZM161 131H162V130H161ZM163 131H164V130H163ZM163 131H162V133H163ZM194 131H196V130H194ZM215 131H216V129H215ZM217 131H220V129H219V130L217 129ZM229 131H231V130H229ZM235 131H236V130H234V133H235ZM250 131H251V130H250ZM250 131H249V132H250ZM252 131H253V130H252ZM255 131H256V129H255ZM255 131H253V133H254ZM3 132L5 133V131H3ZM8 132H10V131H8ZM64 132L66 133V131H64ZM108 132H109V131H108ZM131 132H132V131H131ZM134 132H132L131 134H134V137H135V135L137 136L138 133L135 134ZM144 132H145V131H144ZM164 132H165V131H164ZM196 132H197V131H196ZM223 132H222V133H223ZM232 132H233V131L230 132L231 136H233V135H234V136H235V135L238 136V135H237L238 133H237V134L235 133V134L232 135ZM256 132H257V131H256ZM258 132H259V131H258ZM51 133H53V131L50 132V134H51ZM59 133H60V130H59ZM61 133H62V132H61ZM65 133H63V134H65ZM67 133H68V132H67ZM99 133H100V132H99ZM105 133H107V132H105ZM126 133H127V132H126ZM126 133H125V134H126ZM153 133H152V134H153ZM160 133H161V132H160ZM166 133H167V132H166ZM171 133H172V132H171ZM250 133H251V132H250ZM6 134H7V133H6ZM47 134H48V133H47ZM77 134H78V133L76 132V135H77ZM128 134H129V133H128ZM139 134H140V133H139ZM139 134H138V136H139ZM150 134H151V133H150ZM174 134H175V132H174ZM182 134H183V133H182ZM188 134H189V132H188ZM225 134H226V133H225ZM228 134H229V133H228ZM230 134H229V135H230ZM241 134H242V133H240L239 135H241ZM245 134H248V133H245ZM259 134H264V133H259ZM259 134H257L256 137H258ZM51 135H52V134H51ZM55 135H57V134H55ZM68 135H69V134H68ZM68 135L65 136V135H62V134H61V135H59V136H63V137H61V138L59 137L60 139H58V140H57V137H56V136H53V139L56 138V139H54V140H52V137H50L49 135H48V136L50 137V139L52 140V142H55V141L57 140V141H56L57 144H60V145L55 144V146L57 145L56 147H58V149H59V146L64 148V145H65V148L67 147V148H70V150H71V147H73V146H75V145H78L79 143L81 144V145L79 144L80 146L83 145V144H82V141H81V140L79 141V139L77 138L78 136L75 137V138L73 139V138H71V136H68ZM118 135H119V134H118ZM123 135H124V134H123ZM157 135H158V134H157ZM157 135H155V136H157ZM162 135L164 136V133H163ZM208 135L211 136L212 134H208ZM213 135H214V134H213ZM217 135H219V134H217ZM243 135H244V134H243ZM248 135H250V134H248ZM248 135H244V136H248ZM251 135H252V134H251ZM251 135H250V137H251ZM253 135H255V133H254ZM12 136H13V135H12ZM18 136H19V135H18ZM73 136H74V135H73ZM114 136H115V134H114ZM121 136H122V134H121ZM132 136H133V135H132ZM138 136H137V137H138ZM142 136H143V135H142ZM159 136H161V134H160ZM172 136H174V135H172ZM186 136H187V135H186ZM193 136H194V135H193ZM204 136H205V135H204ZM214 136H215V135H214ZM241 136H242V135H241ZM241 136H240V139L242 138ZM244 136H243V137H244ZM0 137H1V135H0ZM2 137H3V138H0L1 141H3L2 139H6V136H5V138H4V136L2 135ZM80 137H81V136H80ZM91 137H92V136H91ZM126 137H127V136H126ZM144 137H145V136H144ZM201 137H202V135H201ZM205 137H206V136H205ZM211 137H213V136H211ZM223 137H225V136L223 135ZM238 137H239V136H238ZM238 137H236V138L239 140ZM261 137H264V136H261ZM16 138H17V137H16ZM41 138H42V139H41ZM81 138H83V137H81ZM87 138H88V139H91V138H89V137H87ZM101 138H102V137H101ZM110 138H112V137H110ZM116 138H117V139H116ZM116 138H114V139L112 138L111 140H115V139L118 140V137H116ZM132 138H133V137H132ZM160 138H165V137H160ZM160 138H158V139H160ZM174 138H175V137H174ZM198 138H197V140H198ZM208 138H210V137L208 136ZM258 138H259V137H258ZM258 138H257V139H258ZM27 139H26L25 141H27ZM48 139H49V138H48ZM50 139H49V140H50ZM85 139H86V137H85ZM99 139H100V138H99ZM120 139H121V138H120ZM120 139H119V141L122 140V139H121V140H120ZM126 139H127V138H126ZM145 139H146V137H145ZM158 139H157V140H158ZM218 139L221 140L222 142H224V143L226 144V140H223L222 138L220 139L219 137H218ZM237 139H235V140H237ZM91 140H92V139H91ZM111 140H110V141H111ZM127 140H128V139H127ZM139 140L141 141V140H143V139H139ZM160 140H161V139H160ZM166 140H167V139H166ZM171 140H173V139H171ZM182 140H184V139H181V142H182ZM251 140H252V139H251ZM254 140H256V139H254ZM258 140H259V139H258ZM258 140H257V141H258ZM13 141H14V140H13ZM18 141H19V140H18ZM44 141H45V142H44ZM101 141H103V139H102ZM125 141H126V140H125ZM133 141L135 142V140H131L132 144H134ZM205 141H206V140H205ZM213 141H214V139H213ZM241 141H243V140H241ZM260 141L262 142V141H264V139L259 140L258 142H260ZM9 142H10V141H7L8 144H10ZM20 142H21V140H20ZM83 142H84V141H83ZM89 142H91V141H89ZM95 142H96V143H99L98 141H95ZM111 142L113 143V141H111ZM115 142H116V141H115ZM121 142H122V141H121ZM129 142H130V141H129ZM157 142H158V141H157ZM160 142H162V141H160ZM160 142H159V143H160ZM163 142H164V141H163ZM186 142H187V141H186ZM199 142H200V140H199ZM228 142H229V141H228ZM243 142H244V141H243ZM253 142L255 143V141H253ZM3 143L5 144L6 142L3 141ZM14 143H15V141H14ZM22 143H23V141H22ZM28 143H29V142H28ZM84 143H85V142H84ZM104 143H106V141H104ZM119 143H120V142H118V144H119ZM164 143H165V142H164ZM167 143H168V142H167ZM187 143H188V142H187ZM216 143H219V142H216ZM229 143H230V145H231V142H229ZM250 143H251V142H250ZM256 143H257V142H256ZM12 144H13V143H12ZM24 144H25V143H24ZM45 144H46V145H45ZM51 144H52V143H51ZM87 144H88V143H87ZM87 144H86V147H87ZM90 144H92V143H90ZM94 144H95V143H94ZM109 144H110V143H109ZM127 144H128V143H126L125 146H126ZM135 144H136V143H135ZM139 144H140V143H139ZM180 144H181V143H180ZM206 144L208 145L209 142L206 143ZM213 144H214V143H213ZM222 144H223V143H222ZM225 144H224V145H225ZM237 144H238V142H237ZM257 144H258V143H257ZM10 145H11V144H10ZM10 145H9V147H10ZM88 145H89V144H88ZM95 145H99V146H100V143H99V144H95ZM95 145H94V146H95ZM110 145H111V144H110ZM130 145H131V144H130ZM130 145H129V146H130ZM141 145H142V144H141ZM158 145H159V144H158ZM167 145H169V144H167ZM167 145H166V146H167ZM181 145H182V144H181ZM210 145H212V144H210ZM259 145H260V143H259ZM17 146H18V145H17ZM20 146H21V145H20ZM25 146H26V144H25ZM25 146H24V148H25ZM53 146H54V145H53ZM103 146H104V144H103ZM103 146H102V147H103ZM106 146H107V145H106ZM108 146H109V145H108ZM117 146H118V145H117ZM138 146H139V145H138ZM138 146H137V151L140 149V148L138 149ZM163 146H165V145H163ZM170 146H171V145H170ZM182 146H183V145H182ZM213 146H217V145L215 144V145H213ZM213 146H212V147H213ZM231 146H232L231 148H233V145H231ZM234 146H235V144H234ZM250 146H251V145H250ZM261 146H264V145H262V143H261ZM4 147H5V146H4ZM9 147H8V148H9ZM56 147H55V149H57ZM86 147H85V148H86ZM97 147H98V146H97ZM119 147H120V145H119ZM134 147H136V146H134ZM134 147H133V145H132V146L129 147V148H132V149H133ZM140 147H142V146H140ZM144 147H147V146L144 145ZM153 147L156 148V145H155V146L153 145ZM167 147H169V146H167ZM225 147H226V146H225ZM236 147L238 148L239 146H236ZM245 147H246V145L244 146V148H245ZM6 148H7V147H6ZM6 148H4V149L6 150ZM10 148H11V147H10ZM14 148H15V146H14ZM47 148H48V149H49V148L51 149V147H47ZM47 148H46V149H47ZM63 148H62V152H63ZM83 148H84V147H83ZM85 148H84V149H85ZM115 148H116V147H115ZM129 148H128V149H129ZM157 148H159V147H157ZM157 148H156V150H157ZM165 148H166V147H165ZM178 148H179V147H178ZM217 148H218V146L216 147V149H217ZM228 148L230 149V147H228ZM228 148H227V149H228ZM237 148H236L237 152L240 151V149L242 150V148H240V147H239L240 149H237ZM254 148H255V147H254ZM254 148L252 147L251 149H254ZM257 148H258V147H257ZM257 148H256V149H257ZM16 149H17V148H16ZM33 149H34V148H33ZM38 149H37V152L35 151L37 154H39V150H38ZM48 149H47V150H48ZM50 149H49V150H50ZM52 149H53V148H52ZM72 149H74L73 151H75V148H72ZM86 149H87V148H86ZM86 149H85V150H86ZM134 149H135V148H134ZM134 149L132 150V152L134 151ZM142 149H144V148L142 147ZM152 149H153V148H152ZM182 149H184V148H182ZM186 149H187V148H186ZM186 149H184V150L186 151ZM192 149H193V148H191V150H192ZM198 149H199V148H198ZM210 149H211V148H210ZM248 149H249V147H248L246 150H248ZM258 149H259V148H258ZM1 150H2V149H1ZM8 150H9V149H8ZM19 150H20V149H19ZM42 150H43V149H42ZM49 150H48V151L43 150V151L48 152V153L51 155L50 151H51V152H53V151H52V150L49 151ZM60 150H61V148H60ZM65 150H66V149H64V152H65ZM67 150H68V149H67ZM67 150H66V151H67ZM76 150H78V149H76ZM88 150L92 151L93 149H88ZM94 150H95V149H94ZM116 150H117V149H116ZM144 150H145V149H144ZM170 150H171V147H170ZM196 150H197V149H196ZM202 150H203V149H202ZM217 150H218V149H217ZM236 150H235V151H236ZM11 151H12V150H11ZM13 151H14V150H13ZM13 151H12V152H13ZM15 151H16V150H15ZM28 151H29V149H28ZM68 151H69V150H68ZM78 151H82V150H78ZM100 151H101V150H100ZM100 151H99V152H100ZM119 151H120V150H119ZM141 151H142V150H141ZM168 151H169V150H168ZM171 151L175 152V154H179V151H178V150H177V153H176V149H175V151H174V150H171ZM203 151H205V150H203ZM203 151H201V153H203ZM226 151H227V150H226ZM248 151H251V150H248ZM248 151H247V152H248ZM253 151H254V150H253ZM257 151H258V150H257ZM3 152H4V151H3ZM8 152H9V151H8ZM17 152H19V151H17ZM45 152H44V154H46ZM64 152H63V154H65ZM82 152L85 153V151H82ZM92 152H93V151H92ZM92 152H91V153H92ZM105 152H106V151H105ZM138 152H139V151H138ZM146 152H147V149H146ZM148 152H149V150H148ZM169 152H170V151H169ZM195 152H197V153L192 152L193 155H194V154H196V155L198 154V155H199V153H198L199 150H197V151H195ZM205 152H206V151H205ZM259 152H261V150H260ZM4 153H5V152H4ZM30 153H31V151H30ZM30 153H29V155H31ZM40 153H41V152H40ZM48 153H47V156H46L47 158H48V156H49ZM54 153H55V152H54ZM54 153H53V155H54ZM67 153H68V152H67ZM89 153H90V152H89ZM91 153H90V154H91ZM93 153H94V152H93ZM106 153H108V152H106ZM142 153H144V152H142ZM149 153H150V152H149ZM154 153H155V152H154ZM184 153H185V152H184ZM184 153H183V154H184ZM188 153H190V152L188 151ZM206 153H207V152H206ZM219 153H221V152H219ZM223 153H224V151H223ZM229 153H231V152H229ZM229 153L226 152L225 154L228 155ZM239 153H240V152H239ZM244 153H246V152H244ZM252 153H254V152H252ZM261 153H262V152H261ZM20 154H21V153H20ZM63 154H62V155H63ZM72 154H73L72 152H69V155H70V156H72ZM77 154H78V153H77ZM95 154H97V152H96ZM98 154H99V153H98ZM126 154H127V153H126ZM134 154H135V152H134ZM151 154H152V153H151ZM157 154H158V153H156V156H157ZM185 154H187V153H185ZM185 154H184V155H185ZM235 154H237V153H235ZM246 154H247V156H248V153H246ZM256 154H258V153H256ZM21 155H22V154H21ZM34 155H35V154H34ZM34 155H33V157H34ZM40 155H41V154H40ZM53 155H51V156H53ZM55 155H56V154H55ZM66 155H67V154H66ZM86 155H89V154H86ZM91 155L93 156V154H91ZM101 155H103V153H102ZM116 155H119V154L116 153ZM135 155H136V154H135ZM137 155H138V154H137ZM137 155H136V156H137ZM141 155H142V154H141ZM158 155H159V154H158ZM169 155L171 156V154H169ZM172 155H173V154H172ZM179 155H182V153L179 154ZM188 155H189V154H188ZM188 155H187V156H188ZM198 155H197V156H198ZM212 155H213V154H212ZM231 155L233 156V154H231ZM252 155H253V154H252ZM252 155H251V156H252ZM15 156H16V157H17V156L19 157V154H18V155L15 154ZM37 156H38V155H36V157H37ZM44 156H45V155H44ZM56 156H57V155H56ZM64 156H65V155H64ZM78 156L81 157V154H80V155L78 154ZM110 156H112L111 153H110ZM133 156H134V155H133ZM139 156H140V154H139ZM163 156H164V155H163ZM165 156H166V155H165ZM191 156H192V155H189V157H191ZM194 156H195V155H194ZM194 156H192V157L195 158ZM205 156H206V154L204 155V157L201 156V158H202V157L205 158ZM213 156H214V155H213ZM216 156H218V155H216ZM216 156H215V157H216ZM240 156H241V155H239L238 157H240ZM253 156L256 157L255 155H253ZM4 157H5V155H4ZM6 157H7V156H6ZM8 157H9V155H8ZM8 157H7V158H8ZM16 157H14V158H16ZM18 157H17L16 159H18ZM60 157H62V156H60ZM68 157H69V156H68ZM68 157H67V159H69ZM72 157H74V155H73ZM95 157H96V156H93V158H95ZM99 157H101V156H99ZM103 157H105V156L103 155ZM113 157H115V156H113ZM134 157H135V156H134ZM174 157H175V156H174ZM221 157H225V156H221ZM226 157H227V156H226ZM226 157H225V159H226ZM236 157H237V156H236ZM257 157L259 158V155H258ZM11 158H12V156H11ZM21 158H22V157H21ZM38 158H39V156L37 157V162L40 163V162L38 161ZM47 158H46V159H47ZM51 158H52V157H51ZM51 158H50V159H51ZM54 158H57V157H54ZM54 158H52V159H54ZM74 158H75V159L77 158V157H76V154H75V157H74ZM85 158H86V157H85ZM97 158H98V156H97ZM97 158H95V159L98 160L99 158H98V159H97ZM106 158L108 159V157H106ZM118 158H119V157H118ZM135 158H136V157H135ZM137 158H139V157H137ZM185 158H187V157H185ZM193 158H192V159L188 158V159H189V160H195V159H193ZM208 158H210V157H207V158H205V159H208ZM227 158H228V157H227ZM234 158H235V157H234ZM240 158H241V157H240ZM250 158H251V157L249 156V159H250ZM258 158H253V157H252L251 159H254V160L256 159V161H254V162H252V163L255 164V163L257 162ZM260 158H262L261 155H260ZM260 158H259V159H260ZM46 159H45V160H46ZM60 159H61V158H60ZM70 159H71V158H70ZM77 159H78V158H77ZM82 159H83V158H81V160H82ZM86 159H87V158H86ZM126 159H127V158H126ZM139 159H140V158H139ZM143 159H144V158H143ZM175 159H177V157H175ZM199 159H200V157H199ZM213 159H214V161H215V158H213ZM219 159H220V158H219ZM229 159H230V158H228V160H229ZM242 159H243L244 161H247V160H245L243 157H242L240 160H242ZM9 160H10V159H9ZM12 160H13V161H16L15 159H12ZM20 160H21V162H22V159H20ZM26 160H27V159H26ZM26 160L24 159V161H26ZM40 160H41V157H40ZM42 160H43V159H42ZM42 160H41V161H42ZM73 160H74V159H73ZM87 160H89V159H87ZM90 160H92V159H90ZM96 160H95V161H96ZM128 160L130 161L131 159L129 158ZM170 160H172V159H170ZM181 160H182V159H181ZM181 160H179V156H178V162H179V161L182 162ZM186 160H187V159H186ZM189 160H187L186 163H188ZM211 160H212V158H211ZM211 160H210V161H211ZM216 160L218 161L217 158H216ZM221 160H222V159H221ZM230 160H231V159H230ZM230 160H229V161H230ZM240 160H239V161H240ZM24 161H23V162H24ZM34 161L36 162V160H34ZM34 161H32V162H33V165H35V164H34ZM48 161H49V159H48ZM48 161H47V162H48ZM57 161H59V160L56 159L55 162H57ZM69 161H70V162H69V166H70V165H71V160H69ZM76 161H77V160H76ZM98 161H100V159H99ZM104 161H105V162H108L107 160H104ZM111 161H114V160H111ZM118 161H119V160H118ZM118 161H116L117 164H119ZM124 161H125V162H124ZM197 161H198V158H197V160H195L194 162H197ZM208 161H209V160H208ZM210 161H209V162H210ZM251 161H252V160H251ZM251 161L249 160L248 162L251 163ZM17 162H18V161H16V163H17ZM21 162L19 161V163H17V164L20 165ZM29 162H31V160H30ZM49 162H51V160H50ZM49 162H48V163H49ZM61 162H63V160H62ZM88 162H89V161H88ZM100 162H101V161H100ZM134 162H135V161H134ZM150 162H151V160H150ZM189 162H190V161H189ZM198 162H199V161H198ZM198 162H197V163H194V164L196 165V167L194 166V168L199 167V165H197ZM205 162H206V161H205ZM205 162H204V161H200L199 164H200L201 166H202V164H204V166L209 165V162H208V163H207V162L205 163ZM215 162H216V161H215ZM258 162H261V161L259 160ZM258 162H257V163H258ZM1 163H2V162H0V165H1ZM26 163H27V162H26ZM26 163H25V165H26ZM38 163H37V164H38ZM44 163H45V165H46V162H44ZM53 163H54V162H53ZM64 163H65V162H64ZM75 163H77V162H75ZM108 163H109V162H108ZM112 163H113V162H112ZM121 163H125L124 165H123V164L121 165V166H123V167H124L125 165H127V161H126V160H123V162H121ZM172 163H174V160H173ZM184 163H185V161H184ZM232 163H236V162H232ZM232 163H231V164H232ZM10 164H11V162H10ZM22 164H23V163H22ZM28 164H29V163H28ZM30 164H32V163H30ZM30 164H29V165H30ZM88 164H90V163H88ZM88 164H87V165H88ZM94 164H96V162H95ZM94 164H92V165L94 166ZM97 164H98V163H97ZM101 164H102V162H101ZM104 164H105V163H104ZM113 164H114V163H113ZM128 164H129V163H128ZM142 164H143V163H142ZM148 164H149V163H148ZM174 164H176V163H174ZM205 164H206V165H205ZM217 164H218V162H217ZM238 164H239V163H237V165H236V164H234V165H236V167H237ZM240 164H241V163H240ZM258 164H259V163H258ZM258 164H257V165H258ZM23 165H24V164H23ZM25 165H24V166H25ZM73 165H74V169L79 168L78 166L76 167L75 164H73ZM77 165H78V164H77ZM81 165H82V163L80 164V168L86 166V164H84V165H82V166H81ZM108 165H110V164H108ZM119 165H120V164H119ZM130 165H131V162H130L129 166H130ZM149 165H150V164H149ZM156 165H157V164H156ZM161 165H162V164H161ZM179 165H180V164H179ZM190 165H191V164H190ZM190 165H189V166H190ZM192 165H193V164H192ZM212 165H213V164H212ZM212 165L210 164V166H208V167H210V169L213 170V168L211 167ZM219 165H220V163H219ZM221 165L223 166V161H222ZM224 165H227V164H224ZM242 165H243V163L240 165V167H241ZM246 165H249V164H245V165H243L244 167L242 166L243 169L245 168V170H244V174H242L243 171H242V172L240 171L242 175L239 176V177H237L238 174H237V175L235 174L236 176H233V175H234L233 173H230V175L227 176V173H226V171H225V173H224V170H223L222 173H220V172L222 171L221 169H222L224 166H223L222 168L218 167V169L220 168V170H221L219 173H217V174H215V173H211V176H212V174H213V175H215L214 177H216V178H215V180H216V184H213V186H212V185H211L212 183H211V184L208 183V185L210 184L211 186L208 187V188L204 186V188H206V191H209V192H213V193H215L216 196H218V195H217V193H218V194H219V198H220L221 200L224 199L225 201H226L227 199L229 200V199H230L229 197H231V196H228V195L226 196V193H227L226 190H225V194H224L223 191L220 190V192H223V194L220 195V193H219V189H220V188H223V187H225V186H228V188H232L233 191L236 190L235 192H237V190H238V191H239V190L244 191L245 189H246L245 192H247V188H251V189H254V190H256V191H259V189H260L259 186H260V185H258L257 183L260 182V181L258 180V182H257L256 179H259L260 177H261V178L264 177V176H261V175H264V167H262L261 170L257 169L258 171L253 169L255 173H253L252 170H249V169H251V168H248L247 171H249L250 174L253 173V174H254V178H256V179H255L256 182H254V181H252L254 178H253V179H250V178L248 177V175H247L248 172H247V173L245 172L246 169H247V168L245 167ZM252 165H253V164H252ZM261 165H262V164H261ZM12 166H13V165H12ZM21 166H22V165H21ZM39 166H40V165H39ZM43 166H44V164H43ZM48 166H49V164H48ZM54 166H55V165H54ZM56 166L59 167V169H58V168H57V170L55 169L56 172L52 170V171L54 172L53 174H55V175H57V176H60L61 178H62V176H63V177L65 176L64 180H65L66 178H68V177L66 176V174H67L66 171H65L63 168H61V166H62V167H64V166H63V165L59 166V164L57 165V163H56ZM71 166H72V165H71ZM93 166H91V169L96 168L95 166H97V165H95L94 168H93ZM98 166L100 167L101 165L98 164ZM98 166H97V167H98ZM110 166H111V165H110ZM115 166H116V165H115ZM115 166L113 165L112 167L116 168ZM134 166H135V165H134ZM150 166H151V165H150ZM172 166H173V165H172ZM250 166H251V165H250ZM253 166H255V165H253ZM253 166H251V167H253ZM26 167H27V165H26ZM37 167H38V165H37ZM44 167H45V166H44ZM46 167H47V166H46ZM51 167H52V166H51ZM75 167H76V168H75ZM101 167H102V166H101ZM105 167H106V166H104V167H102V168L104 169ZM112 167L107 166L106 169H107V168H108V169H110V168L112 169ZM153 167L157 168L154 164H153ZM160 167H161V166H160ZM173 167H174V166H173ZM175 167H176V166H175ZM175 167H174V169H176ZM178 167H179L180 170H182V172H183V170H185V169H182L183 167L177 166V168H178ZM192 167H193V166H192ZM202 167H203V166H202ZM208 167H204V168H207V169H208ZM213 167H215V165H213ZM216 167H217V166H216ZM226 167H227V166H226ZM229 167H230V166H229ZM242 167H241V168H242ZM259 167H260V166H259ZM31 168H32V167H31ZM31 168H29V170H31V171H32V170H35L34 167H33L32 169H31ZM39 168H40V167H38V169H39ZM49 168H50V167H49ZM52 168H54V167H52ZM55 168H56V167H55ZM102 168L100 169L101 171L103 170ZM114 168H113V169H114ZM121 168H122V167H121ZM121 168L119 169V167H118V169H119V170L117 169L118 172H120ZM129 168H130V167H129ZM133 168H134V167H133ZM185 168H186V167H185ZM230 168H231V167H230ZM230 168L227 167L226 170L229 169V170L231 171V170L233 169V168H231V169H230ZM254 168H256V166H255ZM2 169L4 170L3 165H2ZM8 169H9V168H8ZM27 169H28V168H27ZM84 169H85V168H84ZM84 169H83V170H84ZM98 169H99V168H98ZM108 169H107V170H108ZM134 169H135V168H134ZM137 169H139V168H137ZM143 169H144V168H143ZM159 169H160V168H158L157 171H160V170H161V169H160V170H159ZM174 169H172V170H174ZM191 169H192V168H191ZM198 169H199V168H197L196 171H197ZM207 169H206V170H207ZM210 169H208V170H210ZM216 169H217V168H216ZM238 169H239V168H238ZM243 169H242V170H243ZM16 170H17V169H16ZM39 170H40V169H39ZM49 170H50V169H49ZM67 170H68V169H67ZM107 170H105V171L107 172ZM117 170H116V171H117ZM124 170L126 171L127 169L125 168ZM124 170H122L123 173H125ZM128 170H129V172H133V171H131V168L128 169ZM135 170H136V169H135ZM153 170H154V169H153ZM172 170H171V171H172ZM192 170H193V169H192ZM192 170H191V171H192ZM200 170H203V169L201 168ZM200 170H199V171H200ZM229 170H228V172H229ZM68 171H69V170H68ZM76 171H77V170H76ZM81 171H82V170H81ZM81 171H80V172H81ZM103 171H104V170H103ZM103 171H102V172H103ZM111 171H112L111 173H113L114 170H111ZM163 171H164V170H161L160 172H163ZM166 171H168V170H166ZM175 171H176V172H181V171H177V170H175ZM189 171H190V169H189ZM189 171H188V174L191 172V171H190V172H189ZM193 171L196 172L195 169H194ZM199 171H198V176H199V174L201 173V171H200V173H199ZM203 171H204V170H203ZM203 171H202V172H203ZM232 171H233V170H232ZM232 171H231V172H232ZM236 171H238V170H235V172H236ZM251 171H252V172H251ZM4 172H5V175H6V172H7V169H6V168H5ZM16 172H17V171H16ZM35 172H36V170H35ZM35 172H34V173H35ZM78 172H79V171H78ZM106 172H105V173H106ZM118 172L116 173V172L114 171V173L118 174L117 177H119V174H120V173H118ZM126 172H127V171H126ZM141 172H142V170H141ZM143 172H144V171H143ZM153 172H154V171H153ZM176 172H175V173H176ZM238 172H239V171H238ZM240 172H239V173H240ZM256 172H259V173H256ZM40 173H41V174L43 173V172H42V169H41ZM70 173H72V172L69 171V174H70ZM83 173H86V172H83ZM108 173H109V172H108ZM114 173H113V175H115ZM144 173H145V172H144ZM167 173H169V172H167ZM167 173H166V174H167ZM175 173H174V174H175ZM184 173H185V172H184ZM186 173H187V172H186ZM196 173H197V172H196ZM206 173H207V172H206ZM209 173H210V172H209ZM260 173H261V174H260ZM45 174H46V173H45ZM45 174H44V175H45ZM72 174H73V173H72ZM93 174H94V173H93ZM130 174H131V173H130ZM132 174H133V173H132ZM132 174H131V175H132ZM151 174H152V173H151ZM171 174H172V173H171ZM192 174H193V173L191 172L189 175H192ZM202 174H205V173H201L200 177L203 176ZM228 174H229V173H228ZM231 174H232V175H231ZM248 174H249V173H248ZM253 174H252V175H253ZM256 174H257V175L260 174V177H259V176H257V177H259V178L255 177ZM2 175H3V173H2ZM5 175H4V177H5ZM7 175L9 176V173H8V172H7ZM7 175H6V176H7ZM15 175H16V174H15ZM25 175H26V174H24V176H25ZM38 175H40L39 172H38ZM44 175H43V176H44ZM80 175H81V174H80ZM89 175H90V174H89ZM100 175H103V173L100 174ZM175 175H176V174H175ZM196 175H197V174H196ZM196 175H195V176H196ZM252 175H251V176H252ZM71 176H72V175H70V177H71ZM74 176H76V175L74 174ZM83 176H84V175H83ZM92 176H95V175H92ZM96 176H97V175H96ZM103 176H104V175H103ZM103 176H102V177H103ZM110 176H111V174H110ZM152 176H153V174H152ZM152 176H149V177H152ZM156 176H157V175H156ZM167 176H168V175H167ZM176 176H178V175H176ZM182 176H183V175H182ZM182 176H181V177H182ZM205 176H207V174H206ZM205 176H204V177H205ZM208 176H210V175L208 174ZM211 176H210V177H211ZM251 176H250V177H251ZM47 177H50V176L47 175ZM47 177H45V178L43 177L44 180H45ZM102 177H101V179H103ZM134 177H136V175H135ZM138 177H139V176H138ZM149 177H147L146 179H149ZM158 177H159V176H158ZM178 177H180V175H179ZM183 177H184L185 179L187 178V177H185V176H183ZM7 178H8V177H7ZM58 178H59V177H58ZM58 178H55L54 180H57L56 182H58ZM71 178H72V177H71ZM77 178H78V177H77ZM80 178H82V176H81ZM98 178H100V177H98ZM139 178H140V177H139ZM169 178H170V177H169ZM169 178H168L167 180H169ZM189 178H191V177L189 176ZM189 178H188V180H189ZM202 178H203V177H202ZM251 178H252V177H251ZM2 179H3V178H2ZM24 179H25V178H24ZM26 179H27V175H26ZM48 179H49V178H48ZM50 179H51V177H50ZM68 179H69V178H68ZM68 179H67V180H68ZM82 179H83V178H82ZM84 179H85V178H84ZM89 179H90V178H89ZM94 179H96V178H94ZM126 179H127V178H126ZM129 179H131L130 176H129ZM132 179H133V178H132ZM152 179H154V178H152ZM171 179H173V178H171ZM185 179H183V180L181 179V180H179V182H180V181H184ZM195 179H196V178H195ZM195 179H194V180H195ZM210 179H213V176H212V178H210ZM262 179H264V178H262ZM7 180H10V176H9V178H8ZM7 180H6V178H5V181H7ZM11 180L14 181V179H11ZM11 180H10V182H11ZM20 180H21V179H20ZM29 180H30V178H29ZM29 180H27V181L29 182ZM37 180H38V179H37ZM46 180H47V179H46ZM46 180H45V181H46ZM61 180H62V179H61ZM64 180H63V182L61 183V186H62V184L65 182ZM67 180H66V181H67ZM74 180L76 181V178H74ZM85 180H86V179H85ZM90 180H91V179H90ZM97 180H98V179H97ZM133 180H134V179H133ZM137 180H138V179H137ZM161 180H163V179L161 178ZM164 180H165V179H164ZM177 180H178V179L175 178V181H176L175 183H179ZM186 180H187V179H186ZM196 180L202 182V180H200V179H196ZM196 180H195V181H196ZM204 180H207V178H206V179L204 178ZM38 181H39V183L41 182L40 180H38ZM52 181H53V180H52ZM52 181H51V182H52ZM86 181H88V180H86ZM86 181L79 179V180L77 181V184H78V183H81V184H82L81 187H82L84 190H88V191H89V190H94V186H93L92 184H88V183H86ZM122 181H123V182H127V180H126V181H125V180H122ZM122 181H121V182H122ZM134 181H135V180H134ZM190 181H192V180L190 179ZM195 181H194V182H195ZM198 181H197L196 183H199ZM213 181H214V180H213ZM67 182H68V181H67ZM67 182H66V183H67ZM70 182L73 183L72 181H70ZM89 182H90V181H89ZM129 182H130V180H129ZM131 182H132V181H131ZM150 182H151V180H150ZM154 182H155V181H154ZM169 182H172V183H173V181H169ZM184 182H185V181H184ZM187 182H188V181H187ZM0 183H1V182H0ZM12 183L15 184L16 182L14 181V182H12ZM30 183H31V182H30ZM48 183H49V181H48ZM75 183H76V182H75ZM90 183H91V182H90ZM92 183H93V182H92ZM166 183H168V182H166ZM188 183H189V182H188ZM188 183H187V184H188ZM191 183H193V182H191ZM191 183H189V184H191ZM203 183H204V182H203ZM205 183H207V182H205ZM1 184H2V183H1ZM7 184H9V181H8ZM10 184H11V183H10ZM40 184H41V183H40ZM43 184H44V183H43ZM67 184H69V182H68ZM77 184H75V186L78 187L79 185H77ZM129 184H131V183H129ZM133 184H134V183H133ZM173 184H174V183H173ZM183 184H184V183L181 182V184H179V185H183ZM260 184L264 185V182H261ZM31 185H32V184H31ZM50 185H51V184H50ZM50 185H49V186H50ZM52 185H54V184H52ZM58 185H59V184H58ZM138 185H139V184H138ZM144 185H145V184H144ZM144 185L142 184V187H144ZM175 185H176V184H175ZM191 185H192V184H191ZM3 186H4V185H3ZM9 186L12 187L11 185H9ZM16 186H17V184H16ZM23 186H24V185H23ZM33 186H34V185H33ZM43 186H44V185H43ZM54 186H55V185H54ZM83 186H84V187H83ZM127 186H128V185H127ZM154 186H155V185H154ZM158 186H159V185H158ZM164 186H165V185H164ZM173 186H174V185H173ZM173 186H172V187H173ZM194 186H195L196 188H199V187H200V184H199V186H198V184H197V186H196V185H194ZM201 186H202V185H201ZM17 187H19V186H17ZM56 187H58V186H56ZM62 187H63V186H62ZM65 187H66V185H65ZM77 187H76V189H77ZM95 187H96V184H95ZM115 187H116V186H115ZM131 187H132V186H131ZM145 187H146V186H145ZM145 187H144V189H146V188L148 189V187H146V188H145ZM159 187H161V186H159ZM165 187H166V186H165ZM168 187L170 188V185H169ZM174 187H175V186H174ZM181 187H184V186H181ZM185 187H187V186L185 185ZM12 188L15 189L14 187H12ZM19 188H20V187H19ZM49 188H50V187H49ZM72 188H73L74 190H70V191H69L70 188L68 189V187H67V188H63V189H68L69 194H70V195L72 194V196L75 195L76 192H78L77 195H76V196H78V195H79V191H80V189L78 188V191H76L75 187H72ZM138 188H140V186H139ZM138 188L135 187L136 190H139V192H138V191H136V192L140 193V190H141L142 188H141V189H138ZM151 188H152V190L155 189V187H154V188L151 187ZM201 188H203V187H201ZM204 188H203V190H205ZM6 189H7V187H6ZM17 189H18V188H17ZM32 189H33V188H32ZM95 189H96V188H95ZM144 189H142V190H144ZM160 189H161L162 191L168 190V189H164V190H163L162 188H160ZM176 189H177V188H176ZM182 189H183V188H182ZM184 189H185V188H184ZM187 189L190 190V188H187ZM251 189H250V191H248V192H251ZM7 190H8V189H7ZM20 190H21V189H20ZM24 190H25V189H24ZM36 190H37V189H36ZM36 190H35V191H36ZM56 190H57V188H56ZM148 190H149V189H148ZM170 190H171V188H170ZM192 190H193V189H192ZM1 191H2V190H1ZM1 191H0V192H1ZM21 191H22V190H21ZM32 191H33V190H31V192H32ZM64 191H65V190H64ZM66 191H67V190H66ZM100 191H102V189H101ZM121 191H122V190H121ZM132 191L135 192L134 188H133ZM230 191H231V190H230ZM233 191H231V192H233ZM256 191H254V192H256ZM4 192H5V191H4ZM8 192H11V191H8ZM15 192H17V191H15ZM15 192H13V193H14L13 195H15ZM18 192H19V191H18ZM24 192H25V191H24ZM38 192H39L38 194H40V191H38ZM54 192H55V191H54ZM81 192H83V191H81ZM97 192H99V190H98ZM149 192H150V190H149ZM154 192L156 193V192H158V191H154ZM166 192H167V191H166ZM176 192H177V191H176ZM1 193H2V192H1ZM19 193H20L19 195H21V192H19ZM22 193H23V191H22ZM36 193H37V192H36ZM61 193H63V190H62ZM65 193H66V192H65ZM65 193L63 194V197H64V195H66ZM84 193H85V191H84ZM88 193H89V192H88ZM145 193L148 195L146 198H148V197H149V194H148L147 192H145ZM151 193H152V192H151ZM151 193H150V194H151ZM155 193L153 194V197L157 194V193H156V194H155ZM177 193H178V192H177ZM190 193H192V192H190ZM257 193H258V192H257ZM3 194H5V193H3ZM3 194H0V195H3ZM6 194H7V193H6ZM6 194H5V195H6ZM23 194H24V193H23ZM30 194H31V193H30ZM94 194H95V193H94ZM99 194H100V193H99ZM99 194L97 193V194H95V195L98 196ZM101 194L104 195V196L102 195L104 198L101 199V200L103 201V203H101L102 201L100 202L99 200H98V201H94V200H92L94 197H93V198H90L92 195L89 196V194H88V196H87L86 194H82L81 197H82L83 199H85L84 202L82 201L84 204H83L81 201H80V202L84 205V208H87V207L89 206V207H88V209H89V208L92 206V207H91L92 210H91V208H90V210H91L92 212H93V208H94L93 206H96V207H97L99 204H100L101 206L104 205L105 208L107 207V209H108V208H111V209H109V210H111L110 214H107V213H106V211H109V210H106V209H105L106 211H104L102 208H101V209H102L103 211L100 209V210H101V213H100V214L97 213L98 211H97V212H96V211L93 212V213H97V214H95V215H96V217H95L96 219H94V216H95V215L92 216L93 213L90 214V212H89V214L91 215V218L93 217V218H92V220L94 219L93 221L100 220L98 226L101 225L102 228H103V227H104V228H107V230H108L109 227H111V228H113V229H115V230H116V228H119V229L117 230V232L120 233V230H121V231L123 232V233L121 232V234H124V235H126L128 238H130V239H129V242H128V241H125L126 238L124 239V238H122V237H123V236H122L121 238L124 240V242H122L123 240H121V239H119V240H121V241H117V238H119L120 235L118 234L119 236L117 235V238H116V235H115L116 232H115V234H114L113 236H115V239H116L117 242H114L115 239H111V241L114 243V244L111 243V244H112L111 247L114 246V247L116 248V250H117L119 247H118V246H115V244L119 245L118 243H120V244H122V245H124V246H127V247H126L127 253L130 252V250L127 249L128 246H129V248L134 249V246L136 247L137 245L139 246V245L143 244V246H140V247H146L147 250H150V252H149L150 255H151V252H152V255L155 254L156 259H157V260H156V264H264V219H262V218H257L256 220L253 219L254 222H251V221H250V220H252V219H250L249 221H248V220H245L246 222L248 221V222H250V223L252 224L251 226H250V224H247V225L250 226L251 228H254L253 231H252V230L250 231L249 229H248V230H247V229H244L245 226H243V228H242L241 225L238 226L237 224L235 225V223L232 224V225L229 226V227L226 226L225 228H222V225H220L222 222L233 221V222L239 223V222H244V221L241 220L242 217L239 216V213H238V216L241 217V218H239V217L235 216V214H233V213H236V212L231 213V211H230L231 209L223 208V207H222L223 204H222V203H219V202H218L217 200H215L213 197H212V201H211V203H212L213 205H205V204H203V203L197 202L195 199H191V198H189V197H185V196L182 197V199H183L185 202H188V203H190V204H196V205L198 206L197 210L195 209L196 207H195V208L193 207L195 210H193V208H192V210L194 211V213L196 212V214L193 215L194 218H192V219L190 218V220L185 221V220H183V219L179 220V219L173 218L172 215H170V216H172V218H171V217H168L167 215H165L166 217H162V214L160 215V217H162V218L158 217V216H157L158 213L155 214V213H156L155 211L152 212V209H151V208H150V209L147 208V203L144 202V201H145V196H144V195H142V196L144 197V199H143L144 201H143L142 198L140 199V198H137V197H134V196H122V195L120 196V195H118V194H114V193H112L111 191H110V192L107 191V193H105V192L102 191ZM141 194H143V193L141 192L139 195H141ZM192 194H194V193H192ZM228 194H229V191H228ZM232 194H234V193H232ZM241 194H242V193H241ZM245 194H246V195H249V194H247V193H245ZM24 195H26V194H24ZM27 195H28V194H27ZM32 195H33V194H32ZM40 195H41V194H40ZM67 195H68V194H67ZM67 195H66L65 197H68ZM159 195H161V194L159 193ZM162 195H164V194L162 193ZM167 195H169V193H167ZM230 195H231V193H230ZM235 195H236V194H235ZM237 195H238V194H237ZM252 195H255V194L253 193ZM252 195H251V196H252ZM16 196H17V195H16ZM16 196H15V197H16ZM22 196H23V195H22ZM33 196H34V195H33ZM33 196H32V197H33ZM42 196H43V195H42ZM42 196H41V197H42ZM44 196H45V195H44ZM54 196H55V195H54ZM100 196H101V195H100ZM100 196H99V197H100ZM164 196H165V195H164ZM182 196H183V195H182ZM3 197H6V196L3 195ZM3 197H2V198H3ZM9 197H10V196H9ZM27 197H29V196H27ZM60 197L62 198V195H61ZM78 197H79V196H78ZM150 197H151V196H150ZM156 197H157V196H156ZM160 197H161V196H160ZM165 197H166V198H164V197L159 198V203H161L162 205L170 204V201L167 199V196H165ZM172 197H173V196H172ZM194 197H195V196H193V198H194ZM234 197H236V196H234ZM249 197H250V196H249ZM249 197H247V198L243 197V198H245V200L247 201V200L249 199ZM253 197H255L256 199L253 198ZM253 197H252L253 200L251 199V200H249L250 202H245V203H250L251 206H252V204H256V203L254 202V200H255V201H259V200H257V199H258V196H253ZM6 198H7V197H6ZM33 198H36V197H33ZM82 198H81V200H82ZM232 198H233V196H232ZM9 199H10V198H9ZM22 199H25V198H22ZM26 199H27V198H26ZM36 199H38V198H36ZM36 199H34L33 201L36 202ZM44 199H45V198H44ZM66 199H68V198H66ZM94 199H95V198H94ZM139 199H140V200H139ZM150 199H152V198H150ZM237 199H239V198H237ZM1 200H2V199H0V202H2ZM27 200H28V199H27ZM29 200H31V199H29ZM29 200H28V201H29ZM64 200H65V199H64ZM74 200L76 201V199H74ZM147 200H148V199H147ZM157 200H158V199H156V202H153V203H155V205H159V203L156 204V203L158 202ZM241 200H243V199H241ZM241 200L239 199V201H241ZM245 200H244V201H245ZM6 201H7V200H6ZM8 201H9V200H8ZM39 201H40V200H39ZM69 201H70V200H69ZM77 201H79V200H77ZM77 201H76V202H77ZM152 201H154V200H152ZM171 201H172V200H171ZM232 201H233L232 204L236 203L235 205L232 206V205H230L231 202H229V205L232 206L233 209L237 208V209H241V210H242V208H243L242 211L244 212V209H245L246 207H245V208L243 207V205H242L243 203L240 204V202H236L235 199L232 200ZM234 201H235V202H234ZM244 201H243V202H244ZM9 202H10V201H9ZM25 202H26V201H25ZM40 202H41V201H40ZM50 202H51V201H50ZM50 202H48V203H50ZM65 202H66V201H65ZM72 202L74 203L73 200H72L70 203H72ZM149 202H151V201L149 200L148 203H149ZM206 202H207V201H206ZM208 202H209V201H208ZM260 202H261V199H260ZM2 203H3V202H2ZM2 203H1V205H2ZM26 203H27V202H26ZM26 203H25V204H26ZM67 203H68V202H67ZM85 203H86V205L88 204L87 207L85 206ZM172 203H173V202H172ZM238 203H239V205H238ZM36 204H37V202H36ZM39 204H42V203H39ZM39 204H37V205H39ZM46 204H47V203H46ZM52 204H53V206H54L55 203H52ZM77 204L80 205L79 202H78ZM82 204H81V206H80L81 208H82V206H83ZM149 204L151 205V203H149ZM182 204H183V203H182ZM221 204H222V205H221ZM227 204H228V203H227ZM258 204H260V203H258ZM3 205H4V204H3ZM12 205H14V204H12ZM15 205H16V204H15ZM15 205H14V206H15ZM63 205H64V204H63ZM63 205H62V208H63ZM177 205H180V204L177 203ZM184 205H185V204H184ZM248 205H249V204H248ZM4 206H5V205H4ZM9 206H10V204H9ZM30 206H31V205H30ZM174 206H176V203L174 204ZM180 206H182V205H180ZM185 206H186V205H185ZM185 206H184V207H185ZM194 206H195V205H194ZM234 206H235V207H234ZM244 206H247V205L245 204ZM253 206H258V207H260V205H257V204H256V205H253ZM26 207H27V206H26ZM32 207L35 208L34 205H33ZM32 207H31V209H32ZM65 207H66V206H65ZM69 207H70V206H69ZM74 207H75V205L73 206V208H74ZM77 207H78V206H77ZM158 207H159V206H158ZM184 207H182V208H184ZM186 207H187L188 209H191L192 206H191V207H190V206H186ZM224 207H226V205H225ZM4 208H5V207H4ZM4 208H3V209H4ZM9 208H10V207H9ZM16 208H19V207H16ZM27 208H30V207H27ZM36 208L38 209L39 207H36ZM41 208H42V206H41ZM50 208H51V207H50ZM62 208H61V209H62ZM84 208H82V210H83ZM155 208L157 209V207H155ZM180 208H181V207H180ZM251 208H252V207H251ZM255 208H256V207H255ZM261 208H262V207H261ZM261 208H258V209H261ZM3 209H2V210H3ZM5 209H6V210H9L8 208H5ZM12 209H13V208H12ZM22 209H23V208H22ZM42 209H43V208H42ZM42 209H39V210L41 211ZM53 209H54V208H53ZM55 209H56V207H55ZM66 209H67V207H66ZM70 209H71V208H70ZM97 209L99 210V208H97ZM158 209H159V208H158ZM237 209H235V210H237ZM256 209H257V208H256ZM6 210H3V213H5L4 211H6ZM13 210H16V209L14 208ZM18 210L20 211L21 209H18ZM29 210H30V209H25V212H26V214H27V217H26V218H27V219H26L27 221H31V220L33 219V218H31V213H32V211H34V210H32L31 212H30ZM51 210H52V209H51ZM75 210H76V209H75ZM86 210H87V209H86ZM94 210H95V209H94ZM100 210H99V211H100ZM153 210H154V209H153ZM162 210H164V209H162ZM180 210H181V209H179V211H180ZM241 210H240V211H241ZM246 210H247V213L250 212L248 209H245V211H246ZM22 211H23V210H22ZM22 211H21V212H22ZM47 211L49 212L48 208H47ZM62 211H63V210H62ZM84 211H85V210H84ZM112 211H113V213H112ZM165 211H166V210H165ZM171 211H172V210H171ZM183 211H185V210H183ZM232 211H233V210H232ZM242 211H241V212H242ZM248 211H249V212H248ZM257 211H258V210H256V212H257ZM6 212H7L6 214H8V211H6ZM9 212H10V211H9ZM25 212H23V213H25ZM42 212H43V210H42ZM42 212H41V213H42ZM51 212H53V211H51ZM55 212H56V211H55ZM66 212H67V211H66ZM70 212H71V211H70ZM70 212H69V214H70ZM79 212H81V211H79ZM180 212H182V211H180ZM180 212H179V213H180ZM237 212H238V210H237ZM243 212H242V213H243ZM253 212H254V210H253ZM259 212H260V211H259ZM259 212H257V213H252V214H259ZM262 212H264V211H262ZM262 212H261V213H262ZM11 213H12V215H13V211H11ZM14 213H16V212H14ZM23 213H22V214H23ZM29 213H30V214H29ZM57 213H58V211H57ZM62 213H64V212H62ZM67 213H68V212H67ZM86 213H87V212H86ZM111 213H112V215H111ZM169 213H170V210H169ZM172 213H173V212H171L170 214H172ZM183 213H184V212H183ZM183 213H182V214H183ZM186 213H187V212H185V214H186ZM245 213H246V212H245ZM245 213H244V214H245ZM247 213H246V214H247ZM250 213H251V212H250ZM261 213H260V214H261ZM9 214H10V213H9ZM35 214H36V213H35ZM35 214H34V215H35ZM42 214L45 216L44 212H43ZM52 214H53V213H52ZM52 214H51V215H52ZM60 214H61V213H60ZM60 214H58V215H59V216H62V215H60ZM89 214H88V215H89ZM236 214H237V213H236ZM244 214H241V215H244ZM10 215H11V214H10ZM12 215H11V216H12ZM43 215H42V216H43ZM48 215H49V213H48ZM51 215H50V217H55L56 219H58V218L56 217V215H55V216H54V215L51 216ZM76 215H77V216H76ZM262 215H264V214H262ZM6 216H7L8 219H9L10 216H8V215H6ZM17 216H18V215H17ZM42 216H41V217H42ZM67 216H68V215H67ZM75 216H76L75 220L77 221L78 213L75 214ZM189 216H190V215H189ZM195 216H196L197 218H196ZM246 216H247V218H248V217H251V215L248 216V214H247ZM246 216H244L243 218H245ZM252 216H253V215H252ZM256 216L258 217V215H256ZM259 216H260V215H259ZM15 217H16V216H15ZM41 217H40V218H41ZM47 217L50 218L49 216H47ZM86 217H87V216H86ZM174 217H175V216H174ZM185 217H186V216H185ZM253 217H255V216H253ZM261 217H264V216H261ZM18 218H19V216H18ZM18 218H16V220H18ZM20 218H21V216H20ZM20 218H19V219H20ZM43 218H45V217H43ZM64 218H65V217H64ZM73 218H74V217H73ZM80 218H81V217H80ZM88 218H89V217H88ZM181 218H182V217H181ZM186 218H187V217H186ZM188 218H189V217H188ZM1 219H2V218H1ZM46 219H47V218H45V220H46ZM81 219H82V218H81ZM89 219H90V218H89ZM259 219H260V220H259ZM12 220H13V219H11V221H12ZM14 220H15V219H14ZM41 220H42V219H41ZM82 220H83V219H82ZM90 220H91V219H90ZM92 220L89 222V224H91V223L94 224V222H93ZM243 220H244V219H243ZM1 221H3V219H2ZM6 221H7V220H6ZM9 221H10V220H9ZM20 221H22V220L20 219ZM23 221H24V220H23ZM27 221H26V222H27ZM50 221H51V220H49L48 222H50ZM54 221L56 222V220H54ZM79 221H80V219H79ZM196 221L201 222V223H198V222H196ZM204 221H207V222H208V221H214V222L217 223V224H215V226L219 224L218 226L221 227V228H220V227H219V228L222 229V233H220V234L222 235V237L225 236L224 238H226V237L228 236V235H227L228 233L230 234V232H233V230L237 231L239 234H243L244 237H245V236L250 237V235H251V236H255V237H256L255 240H257V241H256V242H257L256 244H254V242H253V241H255L254 239H253V241L251 240V242H250V241H247V240L243 241V243L245 242L246 244H251V245L254 244L255 246L252 245V246H254V248L251 247V249H254V251H253V252H243V251H242V252H238V249H240V248L243 247V246L240 247L241 245L238 243V242H239V241H238L239 239L237 240V244L240 245V246H239L240 248H238V249L236 250V247H235V248H234V249H235V250H234L235 252L232 251L233 248H232L230 251H227V250H226L227 247L225 248V251H223V252H220V250H217V251H219V252H215V251H213L212 248H211L212 243H215L217 240L220 241L219 244H221V243L223 244V242H221V240H219V235H220V234H219V231L216 232V233H218V234H214V233H213L215 230L213 231L212 229H213L215 226L211 228V227L209 226L211 223L208 222L209 225H207V223L204 222ZM3 222H4V221H3ZM13 222H15V221H13ZM32 222H33V221H32ZM32 222H31V223H32ZM41 222L44 223L43 221H41ZM45 222H46V221H45ZM48 222L45 223V224L49 225ZM64 222H65V221H64ZM202 222H203V223H206V224L203 225ZM246 222H244V224H245ZM248 222H247V223H248ZM15 223H16L17 225L19 224L18 222H15ZM15 223H14V224H15ZM86 223H87V222H86ZM100 223H101V224H100ZM61 224H62V223H61ZM74 224H76V223H74ZM93 224H92V225H93ZM141 224H142V226H145V227L142 228ZM22 225H23V224H22ZM22 225L19 224V226H22ZM32 225H33V224H32ZM63 225H65V224H63ZM79 225H80V224H79ZM79 225H77V226L79 227ZM87 225H88V224H87ZM96 225H97V224H96ZM136 225H137V226L139 225V226L141 227L140 230L137 229V226H136ZM173 225H176V227H177V230H176L177 233H175V234H170V230H168V229H169L170 227H172V228L175 227V226H173ZM247 225H246V226H247ZM19 226H18V227H19ZM29 226H30V225H29ZM67 226H68V225H67ZM71 226H72V225H71ZM75 226H76V225H75ZM80 226H81V225H80ZM83 226L85 227V224H84V223L82 224L81 227L83 228ZM88 226H91V225H88ZM101 226H100V227H101ZM134 226H135V227H134ZM211 226H213V225H211ZM218 226H217V227H218ZM224 226H225V225H224ZM224 226H223V227H224ZM252 226H253V227H252ZM33 227H34V225H33ZM73 227H74V225L72 226V228H73ZM92 227H94V226H92ZM1 228H2V227H1ZM7 228H8V227H7ZM82 228H81V229H82ZM95 228H96V227H95ZM102 228H101V229H102ZM135 228H136L137 230H136ZM246 228H247V227H246ZM248 228H249V227H248ZM2 229H3V228H2ZM85 229H86V227H85ZM85 229H84V230H85ZM101 229H99L100 232H101ZM113 229H111V231H113ZM133 229H135L136 231H140L141 233H140V232L138 233V232H136V231L133 230ZM141 229H142V231H141ZM174 229H175V228H174ZM214 229H216V227H215ZM10 230H11V229H10ZM73 230H74V228H73ZM84 230H83V231H84ZM97 230H98V228H97ZM105 230H106V229H105ZM107 230H106V231H107ZM166 230H168L169 233H168ZM230 230H232V231H230ZM19 231H20V230H19ZM24 231H26V230H24ZM35 231H36V230H35ZM38 231H39V230H38ZM83 231H82V232H83ZM86 231H87V229L85 230V232H86ZM91 231H92V230H91ZM93 231H94V232H97L94 228H93ZM111 231H109V234H110ZM229 231H230V232H229ZM0 232H2L1 229H0ZM22 232H23V231H22ZM28 232H30V231H28ZM51 232H52V231H51ZM85 232H84L83 234H85ZM87 232H88V231H87ZM13 233H14V232H13ZM18 233H19V232H18ZM24 233H26V232H24ZM30 233H31V232H30ZM38 233H39V232H38ZM41 233L43 234V231H42ZM53 233H54V232H53ZM75 233H76V232H75ZM102 233H104V230H102ZM44 234L46 235L45 232H44ZM44 234H43V235H44ZM86 234H87V233H86ZM86 234H85V235H86ZM88 234H89V233H88ZM88 234H87V235H88ZM96 234H97V233H96ZM104 234H107V235H108L107 232H105ZM10 235H11V234H10ZM17 235H18V234H17ZM45 235H44V236H45ZM87 235H86V236H87ZM111 235H112V234H111ZM223 235H224V236H223ZM237 235H238V234H237ZM237 235H236V236H237ZM48 236H49V235H48ZM77 236H78V235H77ZM100 236H101V233H100ZM100 236H99V235H94V237H93L92 239H93L94 242H96V243L99 242V241L104 242V241H102V239H101L103 235L101 236V238H100ZM233 236H234V235H233ZM233 236L230 234V237H231V238H233ZM238 236H239V235H238ZM240 236H241V235H240ZM0 237H1V236H0ZM13 237H14V236H13ZM23 237H25V236L23 235ZM46 237H47V236H46ZM50 237H52V236H50ZM80 237H81V236H80ZM82 237H83V235H82ZM89 237H90V235H89ZM109 237H110V236H109ZM220 237H221V236H220ZM242 237H243V236H242ZM248 237H246V238H248ZM255 237H253V238H255ZM52 238H53V237H52ZM52 238H51V239H52ZM87 238H88V237H87ZM227 238H228V237H227ZM246 238H245V239H246ZM2 239L6 240L7 238H6V239H5V238H2ZM2 239H0V240H2ZM13 239H14V238H13ZM18 239H19V238H18ZM18 239H16V240H18ZM25 239H26V237H25ZM25 239H24V240H25ZM31 239H32V238H31ZM49 239H50V238H49ZM49 239H48V237H47L46 240H49ZM80 239L82 240V238H80ZM85 239H86V238H85ZM90 239H91V238H90ZM109 239H110V238H109ZM229 239H230V238H229ZM7 240H9V239H7ZM16 240H15V241H16ZM21 241H22V240H21ZM28 241H29V240H28ZM34 241H35V240H34ZM49 241H50V240H49ZM51 241H53V239H52ZM68 241H69V240H68ZM89 241H90V240H89ZM89 241H88V242H89ZM108 241H110V240H108ZM108 241H106V243H107ZM111 241H110V242H111ZM231 241H232V240H230V243H232ZM240 241L242 242V240H240ZM0 242H1V241H0ZM30 242H32V241L30 240ZM90 242H91V241H90ZM110 242H108L107 244H109ZM226 242L228 243L229 241H226ZM235 242H236V240H235ZM235 242H234V244H235ZM4 243L6 244V242H4ZM9 243H10V242H9ZM9 243H8V244H9ZM12 243H13V242H12ZM21 243H23V242H21ZM35 243H36V241H35ZM54 243H55V242H54ZM63 243H65V242L63 241ZM106 243H104V244H106ZM8 244H7V245H2V247H4V246L8 247V246L10 245V244H9V245H8ZM37 244H38V243H37ZM102 244H103V243H102ZM111 244H110V245H111ZM136 244H137V245H136ZM217 244H218V243H217ZM225 244H226V243H225ZM234 244L232 243L233 246H234ZM246 244H245V245H246ZM15 245H16V244H14V246L12 245V246H13V251H14L15 248H16ZM21 245H22V244H21ZM91 245H94V244H91ZM144 245H145V246H144ZM228 245H230V244H228ZM251 245H250V246H251ZM10 246H11V245H10ZM23 246H24V245H23ZM56 246H58V245H56ZM100 246H102V245H98V247H100ZM108 246H109V245H108ZM6 247H5V249H6ZM24 247H25V246H24ZM82 247H83V246H82ZM91 247H92V246H91ZM117 247H118V248H117ZM212 247H214V245H213ZM229 247H231V246H229ZM244 247H245V246H244ZM244 247H243V248H244ZM247 247H249V246L247 245ZM18 248H19V247H17L16 249L18 250ZM22 248H23V247H22ZM25 248H26V247H25ZM62 248H63V247H62ZM218 248H219V247H218ZM218 248H217V249H218ZM101 249H104V248L101 247ZM101 249H100V250H101ZM106 249H107V248H106ZM108 249H109V248H108ZM124 249H125V248H124ZM146 249H145V250H146ZM20 250H21V249H20ZM34 250H35V249H34ZM75 250H76V249H75ZM95 250H96V248H95ZM114 250H115V249H114ZM114 250H113V251H114ZM119 250H121V249H119ZM128 250H129V251H128ZM139 250H140V248L138 249V252H136V253H139ZM142 250H143V248H142ZM222 250H223V249H222ZM222 250H221V251H222ZM246 250H247V249H246ZM96 251H98V250H96ZM121 251H122V250H121ZM236 251H237V252H236ZM248 251H249V249H248ZM67 252H68V251H67ZM114 252H115V251H114ZM123 252H124V251H123ZM83 253H86V252H82L81 254H83ZM115 253H116V252H115ZM121 253H122V252H121ZM125 253H126V252H125ZM131 253L136 255L135 251H131V252H130L131 257L133 256ZM144 253H146V252H144ZM153 253H154V254H153ZM30 254H31V252H30ZM32 254H33V253H32ZM38 254H39V253H38ZM79 254H80V253H79ZM116 254H117V253H116ZM123 254H124V253H123ZM128 254H129V253H128ZM128 254H127V256H128ZM146 254H147V253H146ZM35 255H36V254H35ZM70 255H71V254H70ZM84 255H85V254H84ZM107 255H108V254H107ZM118 255H119V254H118ZM118 255H117L116 257H118ZM150 255H149V256H150ZM18 256H19V255H18ZM74 256H75V255H74ZM146 256H147V255H146ZM72 257H73V256H72ZM128 257H129V256H128ZM152 257H153V256H152ZM1 258H2V257H1ZM20 258H21V257H20ZM96 258H97V257H96ZM132 258H134V256H133ZM147 258H148V257H147ZM149 258H150V257H149ZM44 259H45V258H44ZM88 259H89V257H88ZM90 259H91V258H90ZM97 259H98V258H97ZM110 259H112V258H110ZM120 259H121V258H120ZM137 259H138V258H137ZM152 259H153V258H152ZM0 260H1V259H0ZM9 260H10V259H9ZM45 260H46V259H45ZM92 260H93V259H92ZM98 260H99V259H98ZM98 260H97V261H98ZM101 260H102V259H101ZM107 260H108V259H107ZM112 260H113V259H112ZM125 260H126V257H125ZM127 260H128V259H127ZM131 260L133 261V259H131ZM143 260H144V259H143ZM10 261H11V260H10ZM30 261H31V260H30ZM30 261H29V263H32V262H30ZM85 261H86V260H85ZM89 261H90V260H89ZM114 261H115V260H114ZM128 261H129V260H128ZM141 261H142V260H141ZM144 261H145V260H144ZM147 261H148V260H147ZM151 261H152V260H151ZM1 262H2V260H1ZM45 262H46V261H45ZM74 262H75V261H74ZM74 262H73V264H74ZM86 262H87V261H86ZM118 262H119V261H118ZM129 262L132 263L131 261H129ZM152 262H153V261H152ZM7 263H8V262H7ZM108 263L111 264L110 262H108ZM119 263H120V262H119ZM145 263H146V262H145ZM148 263H150V261H148ZM8 264H9V263H8ZM10 264H11V263H10ZM15 264H16V263H15ZM20 264H21V263H20ZM45 264H46V263H45ZM125 264H126V263H125ZM153 264H154V263H153Z\"/></svg>",
	"mask_w": 264,
	"mask_h": 264
}]
</instances>
